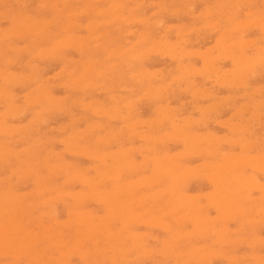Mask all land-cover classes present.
<instances>
[{"label":"rangeland","instance_id":"rangeland-1","mask_svg":"<svg viewBox=\"0 0 264 264\" xmlns=\"http://www.w3.org/2000/svg\"><path fill=\"white\" fill-rule=\"evenodd\" d=\"M16 1H17V3H16ZM20 1H21V4H20ZM54 1V2H53ZM55 1L56 0H46V2L47 3H44L45 2V0H4V2H6V4L3 2V0H2V2H1V0H0V12H1V14H4L3 12H5V14H6V12L8 11L9 12V14L10 15H8V12H7V14L6 15H0V28L2 29H4V28H6V29H4V31H6V30H9V28H11V29H13L14 30V28H16V29H18V32H16L17 30L15 29L14 31L12 30V32H10V33H13L14 35L16 34V33H18V36H17V38L15 37V36H13V35H10V33L9 34H7L6 35V33L5 32H3V30H1L0 31V38H1V40H3V41H1L0 40V43L2 44V42L5 44H0V46L3 48V50H2V48H0V52H2L3 51V54L1 55L0 54V70H3V72L1 73V71H0V74H1V76L3 77V75H5L6 74V72L8 73V75L11 73V75L8 77V78H6L8 75L6 74L5 76H4V78H2L1 76V78H0V89H2V87H4L2 90H0V93H2V95H3V92H1V91H3L4 89H5V91H6V88H8V90H10V89H12V90H10L9 92L11 93V95H9V93L8 92H6V93H4V96H2L1 94H0V99H1V97H4L3 99L5 100H3V99H1V103H0V115L2 116H0V125L2 126H0V140H1V142H0V148L3 146V144H5L7 141L9 142V141H13L12 143H6L3 147V149L5 150V148H6V150H5V152H4V150L2 151V148L0 149L3 153H5V155H7V156H4L3 155V153L1 154L2 155V157H0L1 159L0 160H2V158H3V161L4 162H6L9 158H10V160L8 161V163L6 164V163H4L3 161H0L1 163V165H0V195H2V193H3V195L2 196H0V203H2V205L0 206V208H2V207H4L5 205H9V206H11V208H12V206H13V208H14V210L12 209V211H15V208L17 207L16 205H18L19 204V206L17 207L18 209H16V212L15 213H17L16 215H15V213H11V212H9L11 209H10V207L9 206H7V207H9V209L8 208H6V209H8L7 211L9 212V213H11V216L12 215H14L13 216V220H14V218L15 217H18L19 216V218H16L15 219V221H11V219H9L11 222H10V224L11 225H8V224H6V226L7 227H9V228H11V226L13 225V223L15 224V223H17L16 221L17 220H22L21 222V224L18 222V224L19 225H22V227L21 226H16V224H15V226H16V229L18 228V227H21L22 228V230H21V228H19L18 230H21V232H18V230H15V228L14 229H12L11 228V230H15V232L14 231H11L9 228H7L6 227V229L3 227V225H5L4 224V219H5V222H9L8 221V218L10 217V214L8 213H4L5 214V218L3 217V215L1 216L0 215V218H1V220H2V217L4 218L2 221V223L0 222V244H3L5 241V243L0 247V248H8L7 246H11L12 245V247H14L15 249H17V251H19V250H22L23 251V253L21 252V251H19V252H21L22 253V255H21V253H19L20 254V256H18L19 254H18V252H17V254H16V256H15V252L14 251H16V250H14V249H10V248H8L9 249V251L8 252H6L7 250H6V248L5 249H2V250H0V264H7L8 262H10V263H13V264H15L16 262H15V258L17 259V257L19 258L20 257V259H18V261H17V264H29V263H33V264H57L58 262H56L55 263V261H59L58 260V258L60 259V258H62L61 256L63 255V256H65V254H63L64 252H66V253H70V250L69 249H71V247L72 246H75V244L74 243H76V247L79 245V244H81L82 246L80 247V246H78V248H77V250L80 248V251L82 252H80L79 250L78 251H76V248L75 247H73L71 250H74L75 249V251H71V253L70 254H73V255H69V253L68 254H66L67 256V258H66V260H64L63 259V261H61L62 259H60V261H59V264H60V262H62V264H68V262L67 263H64V262H66V261H69L71 264H94L96 261V263L97 264H112L111 262H113V264H114V262H115V264H134L135 263V261H136V263L135 264H180V263H184V264H189V263H193V264H197L198 262H200V261H202V264H247V263H251V264H257L259 261H260V264H264V257L262 258V256H264V248H263V244H264V241H262V238L264 239V223H263V221H264V218H262L261 216H262V214L264 213V210H263V208L264 207H262V206H264V169H263V167H264V157H262L263 155H264V121H263V117L260 115V117H259V114H262L263 116H264V63L261 65V62L264 60V22H260V21H256L257 22V24L260 22V23H262L261 24V29L260 28H258L257 29V27H259L260 26V23H259V25H257L256 24V22L255 21H251V20H253V19H255V18H257L256 20H260L261 18H262V20L264 21V0H250V3H249V1L248 0H245L246 2H244V5H243V2L242 1H244V0H135L136 1V3H134V0H133V2H132V0H118L117 2H116V0H89V1H87V0H81V1H79V0H57V1H61V2H64L63 4L61 3H59L58 2V4L56 5V3H57V1H56V3H55ZM71 3H70V2ZM74 1V2H73ZM87 1V2H86ZM92 1V4L90 3ZM95 1H96V3H95ZM124 1V2H123ZM222 1V2H221ZM238 1L239 2H241V3H239L238 4ZM52 2V3H51ZM72 2H73V4H72ZM85 2V3H84ZM89 2V3H88ZM105 2V3H104ZM234 2H235V5H234ZM257 2V3H256ZM9 3H10V5H9ZM18 3H19V5H18ZM30 3V4H29ZM43 5V8H42V5ZM67 3H69V4H67ZM84 3V4H83ZM89 5H88V4ZM113 3V5H111ZM119 3L121 6H123V7H121L119 4V6L117 7L116 5ZM123 5H122V4ZM138 3V4H137ZM145 3V4H144ZM153 3H156V5L155 6H153ZM163 3H164V7H163ZM8 4V5H7ZM24 4V5H23ZM40 4V5H39ZM49 4V5H48ZM51 4H55V5H51ZM60 4V5H59ZM139 4H141V5H139ZM160 4V5H159ZM251 4H253V5H251ZM47 5V6H46ZM58 5H59V7H58ZM64 5V6H63ZM65 5H67V6H65ZM76 5H77V7H76ZM87 5H88V7H87ZM94 5V6H93ZM99 5V6H98ZM187 5V6H186ZM209 5V6H208ZM47 8H46V7ZM51 6H54L53 7V9H52V7ZM72 8H71V7ZM75 6V7H74ZM109 6V7H108ZM129 6V7H128ZM138 6V7H137ZM142 6V7H141ZM208 6V7H207ZM239 6V7H238ZM248 6V7H247ZM251 6V7H250ZM48 7H51V8H48ZM57 7V8H56ZM65 7V10H63L62 11V9ZM102 7V8H101ZM110 7H112V9H110ZM115 7V8H114ZM120 7H121V9H120ZM134 8L133 10L131 9V8ZM141 7V8H140ZM163 7V8H162ZM230 7V8H229ZM245 7H247V8H245ZM254 7V8H253ZM9 10H8V9ZM11 8V9H10ZM59 8V9H58ZM71 8V10L72 11H70V10H68V9H70ZM86 8H95V9H93L94 11L96 10V12L98 13H94V11H92L91 9L90 10H88V9H86ZM100 8V9H99ZM109 8V9H108ZM122 8L123 9H125L123 12H122ZM136 8V9H135ZM137 8H139V9H137ZM237 8H239V10H237ZM240 8H241V10H240ZM250 8V9H249ZM252 8V9H251ZM20 9V10H19ZM37 9H39L38 11H37ZM57 10V12H56V10ZM85 9V10H84ZM105 9L107 10L106 12H105ZM130 9H131V11H132V15H134L135 16V18H134V16L132 17V15L130 16ZM162 9V10H161ZM167 9V10H166ZM176 9H178V10H176ZM188 9V10H187ZM192 9V10H191ZM219 9V10H218ZM228 9V10H227ZM235 9V10H234ZM249 9V10H248ZM14 10V11H13ZM78 10V11H77ZM114 11L115 13H116V15H115V13H113L112 11ZM119 10V11H118ZM161 10V11H160ZM174 10H176V11H174ZM234 10V11H233ZM3 11V12H2ZM21 12L20 14H18L19 12ZM54 11V12H53ZM60 11V12H59ZM70 11V12H69ZM75 11V12H74ZM76 11H77V13H76ZM80 11V12H79ZM85 11V12H84ZM109 11H111V12H109ZM121 11V12H120ZM134 11V12H133ZM158 11V12H157ZM166 11V12H165ZM177 11H179V12H177ZM183 11V12H182ZM72 12V13H71ZM88 12H90L89 14V16H88ZM93 12V13H92ZM120 12V13H119ZM130 14H129V13ZM153 12H155V13H153ZM173 12V13H172ZM185 12V13H184ZM203 12V13H202ZM206 12H207V14L210 12V13H212L211 14V16H206L207 14H206ZM235 12L237 13V15L235 14ZM26 13V14H25ZM57 13H59V14H57ZM75 14V16H76V20H74V18H75V16H74V14ZM80 14V16H79V14ZM82 13V14H81ZM87 15H86V14ZM101 13H103V14H101ZM106 13V14H105ZM109 13V14H108ZM110 13H112V15H110ZM134 13V14H133ZM153 13V15H151ZM199 13V14H198ZM201 13V14H200ZM210 13H209V15H210ZM249 13V14H248ZM34 14V15H33ZM43 14V15H42ZM57 14V15H56ZM60 14H62V16H60ZM65 14V15H64ZM67 14H69L67 17H65ZM92 14H94L93 15V17H91L92 16ZM108 14V15H107ZM119 14L121 15V17H119ZM136 14V15H135ZM156 14V15H155ZM198 14V15H197ZM229 14H231V15H229ZM253 14V15H252ZM13 15H14V17H16L18 20H17V22H16V18H14L13 17ZM18 15V16H17ZM19 15H20V17H19ZM26 16V17H23V16ZM28 15V16H27ZM29 15H30V18H27V17H29ZM42 15V16H41ZM58 15L60 16V17H62L61 19H60V21H58V19L60 18V17H58ZM84 15V16H83ZM123 15V16H122ZM128 15V16H127ZM218 15V16H217ZM234 15H235V17H234ZM249 15V16H248ZM4 16V17H3ZM9 16V17H8ZM56 16V18L57 19H55V20H57L56 22L58 23H56L55 22V20L53 19L54 17ZM74 16V18H73V20H74V22H76V25H75V23L73 22V20H69L70 18H72ZM112 17V19H111V17ZM115 16V17H114ZM118 18H117V17ZM130 16V17H129ZM195 16V19L193 18V17ZM204 16V17H203ZM32 17V18H31ZM34 17L37 19V20H39L40 19V21H36V19L34 20ZM43 17H44V20H42L43 19ZM53 17V18H52ZM90 17H91V19H90ZM113 17H114V21H112L113 23H111V21L108 23V21L109 20H113ZM202 17V18H201ZM208 17V18H207ZM230 17V18H229ZM51 18H52V20H51ZM65 18H69V19H66V21H65ZM115 18H117V19H115ZM122 18H125L124 20L126 21V24L128 23V22H130V24L128 23L127 25H125V23H123L124 22V20H120V19H122ZM130 18V19H129ZM132 18H134L135 20L133 21V20H131ZM246 18V19H245ZM12 19H13V21H12ZM20 19H25V20H21L20 21ZM29 19V20H28ZM128 19V20H127ZM139 19H140V21H139ZM148 19V20H147ZM241 19V20H240ZM4 20V21H3ZM27 20V21H26ZM33 20V21H32ZM104 20H106V22L104 21ZM108 20V21H107ZM115 20L117 21V22H115ZM131 20V21H130ZM147 20V21H146ZM219 20V21H218ZM261 20V21H262ZM12 21V22H11ZM18 21H19V23H18ZM28 21H30V23L28 24H26V22H28ZM44 22V24H45V27L47 28V32L45 33L44 31H46V29L43 27L44 25L42 24L43 22ZM46 21H49L48 23H46ZM51 21H53L52 23H50ZM72 22L73 24L71 25V23H69V22ZM94 21H99L98 23H96V22H94ZM123 21V22H122ZM161 21H162V23H161ZM222 21V22H221ZM227 21V22H226ZM241 21V22H240ZM249 21V22H248ZM251 21V22H250ZM16 22V23H15ZM21 22H23V23H21ZM32 22H35V24L34 23H32ZM37 22V23H36ZM38 22H41V23H38ZM55 22V23H54ZM69 24H68V23ZM92 22H94V23H92ZM132 22V23H131ZM156 22V23H155ZM158 22V23H157ZM160 22V23H159ZM232 22H233V24H232ZM241 24H240V23ZM255 22V23H254ZM88 23H90V25L88 24ZM92 23V24H91ZM103 23V24H102ZM122 23H123V25H122ZM145 23V24H144ZM216 23H218V24H216ZM242 23L244 24V25H242ZM245 23H250L251 25H248V24H246L245 25ZM256 24V25H254V24ZM16 24L18 25H20V27H18V26H16ZM32 24H34L33 25V27H32ZM37 24H39V25H37ZM56 24V25H55ZM62 24V25H61ZM67 24H68V26H67ZM80 26H79V25ZM86 24H88L89 26H87ZM100 24V25H99ZM152 24H154V25H152ZM158 24V25H157ZM159 24H160V26H159ZM162 24V25H161ZM177 25V27L178 28H176V25ZM207 24H210L211 26H209L208 27V25ZM214 24H215V27H214ZM11 25V26H10ZM22 25H25V26H22ZM29 25H31V27L29 26ZM35 25L37 26V27H35ZM60 25H61V27L62 28H60ZM170 25H173L172 27H169V30H167L168 29V26H170ZM175 25V26H174ZM201 25V26H200ZM13 26H16V27H13ZM28 26H29V28L30 29H28ZM43 27L44 29H39L38 27ZM50 26V27H49ZM66 26V27H65ZM74 26V27H73ZM86 26V27H85ZM98 26V27H97ZM183 26V27H182ZM202 26H204V27H202ZM220 26V27H219ZM233 26H234V28L235 29H237V30H239L240 28H241V30H239V31H237V30H235L234 28H233ZM236 26V27H235ZM241 26V27H240ZM256 28H255V27ZM9 27V28H8ZM21 27H22V29H21ZM25 27V28H24ZM37 28V30L33 33L32 32V30H34L35 28ZM41 27V28H42ZM76 27V28H75ZM85 27V28H84ZM89 27H90V32H93V33H89ZM94 27V28H93ZM97 27V28H96ZM108 27V28H107ZM121 27V28H120ZM200 27V28H199ZM212 27V28H211ZM243 27V28H242ZM8 28V29H7ZM24 28V29H23ZM34 28V29H33ZM65 28V29H64ZM67 28V29H66ZM80 28V29H79ZM82 28V29H81ZM96 28V30H94ZM119 28H120V30H119ZM170 28L172 29V30H170ZM184 28H185V30H184ZM192 28V29H191ZM201 30H199V29ZM210 28V29H209ZM214 28V29H213ZM233 28V29H232ZM239 28V29H238ZM247 28V29H246ZM10 29V30H11ZM27 31H26V30ZM38 29H39V31H38ZM107 29V30H106ZM207 29V30H206ZM229 29V30H228ZM253 29H255V30H253ZM21 30V31H20ZM25 30V31H24ZM31 31V32H29V31ZM40 30H41V32H40ZM67 30H71V31H67ZM114 30H116V31H114ZM167 30V31H166ZM179 30V31H178ZM195 30V31H194ZM205 30V31H204ZM215 30H217V31H215ZM243 30H245L244 32H243ZM257 30V31H256ZM263 30V31H262ZM22 31H24V32H22ZM51 31V32H50ZM62 31V32H61ZM64 31H67V32H64ZM75 31V32H74ZM107 33H106V32ZM131 31V32H130ZM141 31V32H140ZM199 31H200V33H199ZM215 31V32H214ZM223 31H225V32H223ZM235 31V32H234ZM3 32V33H2ZM7 32V31H6ZM16 32V33H15ZM21 32H22V34H21ZM30 33V35H31V38H30V35H28V38L27 37H25V39H24V34H26V33ZM36 32H39L40 34H41V36H42V38H41V36L39 35V33L37 34ZM129 32V33H128ZM178 32V33H177ZM190 32V33H189ZM194 32V33H193ZM212 32V33H211ZM5 33V34H4ZM33 33V34H32ZM72 33H74L73 35H79L78 36V38L80 37H82L83 39H86V40H82V39H78V38H75L74 36H71L72 35ZM105 33V34H104ZM119 33H121V35L119 34ZM127 33H128V35H127ZM167 33V34H166ZM179 34L178 35V38H177V34ZM189 33V34H188ZM191 33H193V34H191ZM211 33V34H210ZM240 33V34H239ZM1 34H4L3 35V37H2V35ZM20 34V35H19ZM43 34V35H42ZM45 34V35H44ZM50 34V35H49ZM58 36H57V35ZM66 34H68V35H66ZM89 34V35H88ZM101 36H100V35ZM123 34H126V35H124V37H123ZM141 36H140V35ZM146 34H147V36H146ZM176 34V35H175ZM198 34V35H197ZM225 34V35H224ZM245 34V35H244ZM5 35H6V37H5ZM33 35H35V37H36V39H38V40H36V39H34V40H32V36ZM51 35H55L56 37H54V36H51ZM66 35V36H65ZM70 35V37H68ZM91 35V36H90ZM99 35V36H98ZM107 35V36H106ZM119 35L122 37V39H121V37H119ZM163 35V36H162ZM223 35H224V37H223ZM231 35H232V37H231ZM240 35V36H239ZM11 36H13V38L11 37ZM23 36V37H22ZM61 36V37H60ZM65 36V37H64ZM98 36V37H97ZM169 36V37H168ZM181 36H182V38H181ZM185 36V37H184ZM237 36H239V37H237ZM244 36V37H243ZM11 37V38H10ZM14 37L16 38V40L14 39ZM34 37V36H33ZM34 37V38H35ZM52 37V38H51ZM58 37V38H57ZM77 37V36H76ZM89 37V38H88ZM125 37H126V39H125ZM140 37V38H139ZM141 37H142V39H141ZM144 37V38H143ZM147 37V38H146ZM148 37H150L149 39H148ZM163 37V38H162ZM202 37V38H201ZM227 37H229V38H227ZM243 39H242V38ZM2 38H6L5 40L4 39H2ZM30 38V39H29ZM57 38V39H56ZM66 40H65V39ZM71 38V39H70ZM88 38V39H87ZM96 38V39H95ZM110 38H112L111 40H110ZM114 38H115V40L116 41H114ZM117 38H118V40H117ZM165 38V39H164ZM201 38V39H200ZM218 38H220V39H218ZM222 38V39H221ZM223 38H224V40H223ZM226 38V39H225ZM232 38V39H231ZM62 39H64L65 41H67V42H65L64 43V41L62 42L61 40ZM77 39H78V41H77ZM93 39V40H92ZM139 39V40H138ZM155 39V40H154ZM199 39V40H198ZM218 39V40H217ZM229 39V40H228ZM242 39V40H241ZM12 40V41H11ZM32 40V41H31ZM50 42H49V41ZM55 40V41H54ZM74 40V42H72ZM81 40V44L79 43V41ZM148 41L149 40V42L147 43L146 41ZM185 40V41H184ZM215 40H216V42H217V45L215 44ZM222 42H221V41ZM225 40H227V41H225ZM231 40V41H230ZM238 40V41H237ZM248 40H250V42L248 41ZM255 40H257V41H255ZM11 41V42H13L12 44L10 43L9 44V42ZM36 41H38L37 42V44H36ZM41 41H42V43H41ZM59 41V43H55V42H58ZM76 41V42H75ZM86 41H88V42H86ZM101 41V42H100ZM135 41H137L136 43H134ZM140 41V42H139ZM142 41V42H141ZM143 41H145V42H143ZM155 42L154 44L152 43V42ZM162 41V42H161ZM184 41V42H183ZM218 41H220V42H218ZM240 41V42H239ZM242 41V42H241ZM244 41H246V42H244ZM8 42V43H7ZM33 42H35V44L33 43ZM44 42V43H43ZM49 42V43H48ZM116 42V43H115ZM124 42V43H123ZM161 42V43H160ZM170 42H173V43H171V46H170ZM176 42H178V43H176ZM237 42V44L239 43V45L238 46H236L237 44H235V43ZM7 43V44H6ZM30 43H32V44H30ZM53 43H54V45H53ZM62 43H63V45H62ZM71 43H74V44H71ZM97 43H102V45H100V44H98L97 45ZM133 43V44H132ZM181 43V44H180ZM185 43H187V44H185ZM219 43V44H218ZM221 43V44H220ZM231 43V44H230ZM243 43V44H242ZM249 43H251V45L249 44ZM58 44V45H57ZM70 44V45H69ZM77 44H80V45H77ZM85 46V47H87V48H85V47H83V45ZM88 44V45H87ZM95 44H96V46H95ZM135 44H136V46H135ZM151 44H153V45H151ZM158 45V46H156L155 48H153L152 46H154V45ZM167 44V45H166ZM173 44V45H172ZM223 44H224V48H223V50H221L222 49V47H223ZM225 44H227V45H225ZM234 44V45H233ZM241 44H242V46H244V48H246V50L241 46ZM6 45H10L9 47H13V48H8V46H6ZM13 45V46H12ZM55 45H57L56 47H55ZM66 45H68V47L66 46ZM73 46V47H69V46ZM100 45V46H99ZM121 46V48H123V52H121L122 51V49L120 48V46ZM161 45V46H160ZM165 45V48L163 47ZM214 45V46H213ZM233 45V46H232ZM249 45V46H248ZM252 45H254V46H252ZM17 46V47H16ZM29 46V47H28ZM31 46H33V48H31ZM37 46H38V48H37ZM54 46V47H53ZM66 46V47H65ZM77 48H76V47ZM98 46V47H97ZM131 46H133V47H131ZM160 46V47H159ZM170 46V47H169ZM176 46V47H175ZM210 46V47H209ZM213 46V47H212ZM217 46H218V48H217ZM232 46V47H231ZM246 46V47H245ZM258 46H259V48H261V49H258ZM20 47V48H19ZM23 47V48H22ZM25 47V48H24ZM35 47V48H34ZM53 47V48H52ZM63 47H65L66 49L64 50V52L62 53V55H61V58H62V60H61V58H60V54H61V52L63 51L61 48H63ZM79 47V48H78ZM80 47H81V49L82 50H80ZM131 47V48H130ZM141 47V48H140ZM146 48V52L145 51H142V50H145V48ZM151 47L153 48V50H150L151 49ZM169 47V50L167 49L166 50V48H168ZM172 47V48H171ZM173 47H174V51H176V52H174L173 51ZM212 47V48H211ZM216 49H218V50H215V48ZM221 47V48H220ZM227 47V48H226ZM230 47V48H229ZM263 47V48H262ZM7 48V49H6ZM14 48H16V50L14 49ZM22 48V49H21ZM27 48V49H26ZM29 48H30V50H29ZM43 48V49H42ZM46 48V49H45ZM51 48L55 51L57 48H59V49H57V50H59V51H56V52H54V51H51ZM70 48V49H69ZM74 48V49H73ZM105 48H107L106 50H108V51H106L105 52ZM140 48V49H139ZM143 48V49H142ZM159 48V49H158ZM162 48V49H161ZM181 48V49H180ZM207 48V51L205 50ZM240 48H241V50H240ZM256 48V49H255ZM11 49H13V50H15V52L13 51V50H11ZM33 49V54H31L32 53V50ZM37 49H40V51L39 50H37ZM45 49V50H44ZM64 49V48H63ZM77 49L80 51H77ZM86 49V50H85ZM104 50V52H103V50ZM112 49V51L110 52V50ZM114 49H117V50H114ZM126 49H128V50H126ZM132 51H131V50ZM138 49V50H137ZM165 49V50H164ZM171 49V50H170ZM178 49V50H177ZM184 49V50H183ZM228 49V50H227ZM239 49V50H238ZM248 49V50H247ZM263 49V50H262ZM25 50V51H27V53L25 54V51L23 52V51ZM30 51V53H29V51ZM42 50H44L45 52H46V54L48 53V51H49V54H47V55H45V56H42V53H43V55H44V51H42ZM46 50H48V51H46ZM89 50H90V52H89ZM98 50V51H97ZM113 50H114V52H113ZM131 52H130V51ZM148 50H150V52H152L151 53V55H148V54H150V52L148 51ZM161 50V51H160ZM204 50V52H201V51H203ZM210 50H212V52H209ZM215 52H214V51ZM225 50H227L228 51V53L225 51ZM262 52H261V51ZM20 51V53H19V55H18V52ZM23 52V54H21L22 52ZM50 51H51V53H50ZM61 51V52H60ZM82 51V52H81ZM93 51V52H92ZM116 51H117V53H120L119 54V56H117L118 54L116 53ZM124 51H129V52H124ZM136 51V52H135ZM138 51H140V52H138ZM157 51V54H155L154 52H156ZM159 51V52H158ZM171 52V51H173V52H171V56H170V53L169 52ZM180 51V52H179ZM182 51H184L183 53H182ZM185 51L186 52H191V54L189 55V59H188V54L189 53H186L187 55H186V57H185ZM195 53H194V52ZM230 51V52H229ZM233 53H232V52ZM257 51H259V52H257ZM37 52V53H36ZM41 52V53H40ZM79 52V53H78ZM95 52V53H94ZM138 52V53H137ZM163 52H165V53H167L168 52V54H169V56L168 55H166V54H164ZM200 52V53H199ZM206 52V53H205ZM221 53V55H222V53H224L225 54V56H224V54H223V57H221V55L220 56H217L218 54H220ZM241 52H243V53H241ZM4 53H5V56H4ZM29 53V54H28ZM37 54V55H35V56H37L38 58L36 59V57L34 56V54ZM53 53H54V55H53ZM109 53H110V55H109ZM111 53H112V55H111ZM115 53V54H114ZM124 53H125V55H124ZM142 54V55H144V57L142 58V55H141V57H140V54ZM144 53V54H143ZM147 53V54H146ZM159 53H161V54H159ZM164 54V57H163V54ZM172 53H174L173 55H172ZM179 53V54H178ZM181 53V54H180ZM197 53H199V54H197ZM203 53V55H201ZM232 53V54H231ZM19 56V58H18V60H16L17 59V55ZM53 55V56H51V55ZM90 54V55H89ZM105 54V55H104ZM114 54V55H113ZM127 54V55H126ZM129 54H130V56H129ZM139 55V56H137V55ZM153 54V55H152ZM197 54V55H196ZM206 54H209V55H206ZM212 54V55H211ZM227 54H229L228 56H227ZM241 56H243V57H246V58H243V60L244 61H242V62H238L237 60L238 59H240V58H242V57H240V55ZM255 54V55H254ZM12 55V56H11ZM33 55V56H32ZM48 55H50L51 56V58L53 57L54 58V60H53V58L51 59L50 57L48 58ZM55 55H58L59 57L58 58H60V59H56L57 57L55 56ZM64 55H65V57H64ZM93 55V56H92ZM103 55H104V57H103ZM109 55V56H108ZM124 55V56H123ZM132 55H134L133 57H131ZM155 55V56H154ZM157 55V56H156ZM177 55V56H176ZM180 55H181V58H180ZM184 55V56H183ZM196 55V56H195ZM199 55V56H198ZM211 55V56H210ZM216 55V56H215ZM232 55V56H231ZM235 55V57H233ZM246 55V56H245ZM263 55V56H262ZM1 56H3V58L1 57ZM22 56V57H21ZM27 56V57H26ZM55 56V57H54ZM63 56V57H62ZM102 56V57H101ZM115 56H117L116 58H115ZM161 56V57H160ZM167 56V57H166ZM183 56V57H182ZM193 56V57H192ZM196 58H195V57ZM198 56V57H197ZM227 56V58H225ZM261 56V57H260ZM8 58L7 60H6V58ZM9 57H11L10 59H9ZM42 57V58H41ZM44 57H45V59H44ZM106 57V58H105ZM112 57V58H111ZM119 57H122V60H123V62H122V60H120L121 58H119ZM125 57H126V59H125ZM127 57H129L128 59H127ZM133 58V59H131V58ZM138 57H140L139 59H140V61L142 60V59H144V61L141 63L139 60H138ZM177 57V58H176ZM203 57L205 58V59H203ZM215 57L219 60V61H215V60H217V59H215ZM232 57V58H231ZM247 57H248V59H247ZM35 58V59H34ZM40 58H41V60H40ZM47 58V59H46ZM65 58V59H64ZM98 58H99V60H98ZM108 58V59H107ZM136 58V59H135ZM142 58V59H141ZM149 58V59H148ZM161 58V59H160ZM163 58V59H162ZM202 58V59H201ZM212 58V59H211ZM221 58V59H220ZM229 58V59H228ZM260 58L262 59L261 61H260ZM12 59H13V61L14 60H16V62L14 63V64H12L13 62H11L12 61ZM39 59V60H38ZM50 59V60H49ZM64 59V60H63ZM67 59V60H66ZM68 59H70V60H68ZM72 59H73V61H74V63H73V61H72ZM78 59V60H77ZM88 59H89V61L90 62H86V61H88ZM95 59V60H94ZM107 59V61H105V60ZM114 59V60H113ZM146 59V60H145ZM173 59V60H172ZM176 59V60H175ZM179 61H178V60ZM182 59H183V61H182ZM206 59H207V61H206ZM222 59L224 60V61H222ZM227 59V60H226ZM234 59V60H233ZM250 59V60H249ZM104 60V61H103ZM130 60V61H129ZM138 60V61H137ZM229 60V61H228ZM247 60V61H246ZM253 60V61H252ZM259 61V63H258V61ZM17 61H18V63H17ZM33 61V62H32ZM51 61V62H50ZM62 61V62H61ZM75 61H79V65H78V63L76 62V64H75ZM81 61V62H80ZM102 61V64H103V67H101L102 66V64L101 63H99V62H101ZM126 61H128V62H126ZM133 61V62H132ZM134 61H136V62H134ZM170 61H171V63H170ZM182 61V62H181ZM189 61V62H188ZM204 61V63L206 64V65H204V63H202ZM211 61V64L209 63ZM216 63H215V62ZM222 61V62H221ZM237 61V62H236ZM250 61L251 62H253L254 64H251V65H248V63L250 64ZM254 61H256V62H254ZM8 63L9 65H7V66H3V63L5 64V63ZM10 62H11V64H10ZM20 62H21V64H20ZM29 62V63H28ZM85 62V63H84ZM140 62V63H139ZM158 62V63H157ZM179 62V63H178ZM196 62V63H195ZM208 62V63H207ZM224 62V63H223ZM236 62V63H235ZM247 63V64H245V65H248V66H246L245 67V65H243L244 63ZM264 62V61H263ZM17 63V64H16ZM82 63V64H81ZM84 63V64H83ZM88 63L90 64V66L91 65H93L94 66V70H96V71H98L97 73H98V75L96 74V78L97 79H94V77H95V72L93 71V69H91L92 68V66L90 67H88ZM106 63H107V67H105V65H106ZM117 63H118V65H117ZM128 63V64H127ZM132 65H131V64ZM149 63V64H148ZM215 63V64H214ZM243 63V64H242ZM256 63H257V65H256ZM20 66H19V65ZM34 65L33 67L30 65V66H28L27 67V65ZM87 64V65H86ZM141 64H144V65H141ZM181 64V65H180ZM184 64V65H183ZM191 64H192V66H191ZM213 64V65H212ZM221 64V65H220ZM259 64V65H258ZM80 65H81V67H82V71L83 70H86L87 68L86 67H88V69L86 70V73L88 74L89 72V74L87 75L85 72V74H83V72L81 73V71H80ZM100 65V66H99ZM109 65V66H108ZM110 65H112L111 67H110ZM131 65V66H130ZM178 65H179V67H178ZM202 65H203V67L205 66V68L208 66H210L209 68L207 67V69H203L202 68ZM237 65H239V66H237ZM39 66H40V68H39ZM41 66H43L42 68H41ZM64 66H66V70L63 68ZM73 66H74V68H73ZM76 66H78V67H76ZM86 66V67H85ZM117 66V67H116ZM130 66V67H129ZM145 68H144V67ZM255 66V67H254ZM7 67V68H6ZM33 68V70H32V68ZM44 67H45V69H44ZM84 67V68H83ZM100 67H101V69H100ZM105 67V68H104ZM111 69H110V68ZM112 67H114L116 70H117V72H115L116 70L114 69V68H112ZM119 67L121 68L120 70H119ZM140 67V68H139ZM181 67V68H180ZM183 67H186V68H188L190 71L188 72V75L189 74H191V76L189 75V77H188V75L186 76L185 74H187L186 72H185V70L186 71H188V69H186V68H183ZM192 67V68H191ZM213 67H215V68H213ZM258 69H257V68ZM260 67V68H259ZM4 68H6L5 70H4ZM31 68V69H30ZM38 68V69H37ZM51 68V69H50ZM78 70H77V69ZM127 68H128V70H127ZM131 68V69H130ZM173 68V69H172ZM179 70H178V69ZM183 68V69H182ZM197 68H202L203 70H199L198 72H197ZM235 68H237V69H235ZM240 68H243V69H240ZM247 68V69H246ZM251 68H252V70H251ZM37 69V70H36ZM41 69H44V70H41ZM60 69H63L65 72L63 73V75H62V72H63V70L62 71H60ZM100 69V70H99ZM123 69V70H122ZM137 69V70H136ZM140 69H142V71H140ZM183 70V71H180V70ZM185 69V70H184ZM192 69V70H191ZM195 69H196V72H193V71H195ZM208 69H210V71L208 70ZM218 70V73L216 72L217 70ZM220 69V70H219ZM222 69V70H221ZM230 69V70H229ZM232 69V70H231ZM234 69V70H233ZM11 70H12V72H11ZM31 70V71H30ZM38 72L39 71V73L37 74V75H39L40 74V76H36L35 74H36V71ZM92 70V71H91ZM109 70H111V72L109 71ZM114 72H113V71ZM146 70H149V72L148 71H146ZM205 70V72H206V70H208L209 72L208 73H211V72H213V70H214V72L213 73H211V74H205V72H204V74H203V71ZM216 70V71H215ZM241 70H243V71H241ZM247 70H248V72H247ZM5 71V72H4ZM8 71H10V72H8ZM43 71H45V72H43ZM71 71H75V72H72V73H74V74H72V76H71V74H70V72ZM89 71V72H88ZM101 71H102V74H101ZM103 71H105V75H104V72ZM106 71H109V72H106ZM144 71H146V72H144ZM151 71V72H150ZM154 71H155V73H154ZM178 73H177V72ZM192 71V72H191ZM227 72V77L225 76L224 77V75H223V73L224 74H226V72ZM235 71H236V73H239V72H242V73H239L240 75H238V74H236L235 73ZM253 71V72H252ZM19 72V73H18ZM28 72V73H27ZM34 72H35V74H34ZM43 72V73H42ZM67 72H69L68 74H67ZM121 72V73H120ZM140 72V73H139ZM156 72H158V73H156ZM162 72V73H161ZM181 72V73H180ZM183 72V73H182ZM191 72V73H190ZM215 72H216V75H215ZM230 72V73H229ZM233 72H234V74H235V76H233L234 74H233ZM5 73V74H4ZM112 73V74H111ZM138 73H139V75H138ZM142 73V74H141ZM145 73H147V75H148V77L147 76H143ZM153 73V74H152ZM177 73V74H176ZM180 73V74H179ZM195 73V74H194ZM196 73L198 74V75H196ZM229 73V74H228ZM231 73H232V75H231ZM251 73V74H250ZM3 74V75H2ZM29 74H31V76H30V78L28 77L29 76ZM32 74H34L35 76H32ZM42 74V75H41ZM61 74V76H59V75ZM67 74V75H66ZM70 74V75H69ZM82 74V75H81ZM133 75V77L132 78H130V76H132ZM134 74H137V75H134ZM149 74H150V76L152 77V79H150L151 77H149ZM153 76H152V75ZM159 74V75H158ZM168 74V75H167ZM179 74V75H178ZM244 74H247V75H245V76H243ZM14 75V76H13ZM20 75H22L21 76V78L19 77ZM26 75H28V76H26ZM58 75V76H57ZM84 75V76H83ZM85 75H87V76H85ZM94 75V76H93ZM101 75H104V77H108L107 79L106 78H104L103 79V77L101 76ZM141 75V76H140ZM146 75V74H145ZM157 75V76H156ZM162 75V76H161ZM174 75H177V77L176 76H174ZM203 75V76H202ZM205 75L206 76H208L209 77V79H211V81L208 79V77H205ZM221 75V76H220ZM230 75V76H229ZM44 76V77H43ZM53 76V77H52ZM56 76V77H55ZM73 76H74V78H73ZM79 76V77H78ZM82 76V77H81ZM100 76V77H99ZM117 77V79L118 80H116V77ZM135 76V77H134ZM160 76H161V78H160ZM175 78H174V77ZM197 76V77H196ZM232 76H233V78H232ZM236 76H238V77H236ZM240 76L245 80V79H247V80H245V81H242V78H240ZM247 76V77H246ZM253 76V77H252ZM11 77H13L14 78V80L16 79L17 81H21L20 83H22V81H24L25 79H27V80H25L24 82H23V84H22V86H23V88L21 87V85H19V83L18 82H16V80L14 81L13 80V78L11 79ZM16 77H18V78H20V80H18V78H16ZM22 77H23V79H22ZM24 77H25V79H24ZM27 77V78H26ZM33 77H35V78H33ZM51 79H49V78ZM102 77V78H101ZM112 77V78H111ZM193 79H192V78ZM216 77H218V78H216ZM220 77V78H219ZM234 77H236V78H234ZM39 78V79H38ZM53 78V79H52ZM79 79V80H76V79ZM82 78H84V79H87L86 81L84 80V79H82ZM93 78V79H92ZM147 78H148V80H147ZM158 80V78H160L159 79V81H157L156 79ZM171 78H172V81L174 80V82H171ZM174 78V79H173ZM176 78L179 80H177L176 81ZM189 78V79H188ZM225 78H227V79H225ZM231 78V79H230ZM239 78V79H238ZM6 79H8V82L6 81ZM38 79V80H37ZM44 79V80H43ZM45 79H48V80H45ZM57 79V80H56ZM74 79V80H73ZM109 79V80H108ZM135 79H137L138 80V82L140 81V79H142V81H140L139 83L135 80ZM195 79V80H194ZM208 79V81H205V80H207ZM216 79H217V81H216ZM227 80L226 82H225V80ZM234 80V82H235V84L233 83V80ZM2 80V81H1ZM5 80V81H4ZM9 80H11V81H9ZM31 80V81H30ZM33 80V81H32ZM54 80V81H53ZM56 80V81H55ZM72 80L75 82V80H76V83L79 81V83L81 82V81H85L86 82V84H84L85 82L83 81V82H81L80 84H73V82H72ZM95 80V81H94ZM162 80V81H161ZM185 80V81H184ZM187 80V81H186ZM193 80V83L195 84L194 86L193 85H191L194 89H192V90H197V91H191V89L189 90L188 88H192V87H190V85L189 84H193L191 81ZM215 80V81H214ZM222 80V81H221ZM230 80V82H229V84H227V82ZM232 80V81H231ZM239 80H240V82L242 83V85L241 84H239L240 82H239ZM249 80V81H248ZM16 82V83H14V82ZM27 81V82H26ZM98 81V82H97ZM118 81V82H117ZM148 81H150V83L148 82ZM168 81V82H167ZM183 81V82H182ZM221 81V82H220ZM10 82H11V86H10ZM26 82V83H25ZM30 83V84H28V87H27V83ZM31 82H35V83H31ZM48 82V83H47ZM72 82V83H71ZM97 82V83H96ZM112 82H114V83H112ZM134 82H136V83H134ZM142 82V83H141ZM175 82H177V83H175ZM187 82V86H186V83ZM203 82H206V83H203ZM246 82V83H245ZM7 84L6 86H5V84ZM12 83H14V84H12ZM18 83V85L20 86H18V85H16L15 86V84H17ZM37 83V84H36ZM42 83V85L44 84L45 86H46V88L45 87H43L42 85H40ZM46 83V84H45ZM61 83L63 84V85H61ZM89 83H91L93 86L91 87V84H89ZM100 83L102 84L101 86H100ZM121 83V84H120ZM138 83V84H137ZM147 83L149 84V85H147ZM173 83V84H172ZM179 83V84H178ZM216 83H218V84H216ZM224 84V86L222 85V87H221V85L220 84ZM238 83V84H237ZM58 84V85H57ZM60 84V85H59ZM70 86V87H68V85ZM73 84V85H72ZM82 84V85H81ZM111 84V85H110ZM115 84V85H114ZM120 84V85H119ZM170 84V85H169ZM172 84V85H171ZM178 86H177V85ZM181 84V85H180ZM203 84H204V86H203ZM226 84L229 86L230 84L232 85H230V88H227V86H226ZM246 84V85H245ZM26 85V88L24 87ZM55 85H56V87H55ZM65 85V86H64ZM67 85V86H66ZM79 85H81V87L79 86ZM90 85V86H89ZM98 85H99V87H98ZM108 85H110V86H108ZM185 85V86H184ZM9 86V87H8ZM15 86V87H14ZM35 86V87H34ZM41 86L43 87V88H41ZM52 86V87H51ZM87 86H89V87H87ZM108 86V87H107ZM115 86V87H114ZM119 86V87H118ZM124 87V89L122 88V87ZM148 86H149V88H148ZM162 87V89H160L161 87ZM170 88H169V87ZM177 86V87H176ZM201 86V87H200ZM213 86V87H212ZM215 86V87H214ZM226 86V87H225ZM236 86H237V88H236ZM242 86V87H241ZM246 88H244V87ZM247 86H249L248 88H247ZM11 87V88H10ZM36 87H38V88H41L40 90L38 89V88H36ZM50 87H51V90H50ZM61 87V88H60ZM64 87V88H63ZM66 87V88H65ZM72 87V88H71ZM84 87H87L86 89H84ZM106 87V88H105ZM112 87V89L113 90H111L110 88ZM160 87V88H159ZM164 87V88H163ZM165 87H166V89H165ZM174 88V91H173V88ZM195 87H196V89H195ZM199 87V88H198ZM219 87H221V88H219ZM223 87H224V89H223ZM232 87V88H231ZM69 88V89H68ZM83 88L84 90H86V91H84L83 89H82V91H81V89ZM108 88V90L109 91H106V89ZM127 88V89H126ZM133 88V89H132ZM140 88V89H139ZM151 88H153V90H157V92H155L154 91V93H153V90H152V92H150V89ZM155 88V89H154ZM168 88V89H167ZM182 88V89H181ZM206 88V89H205ZM250 88V89H249ZM255 88H258V91L256 92L255 91ZM259 88H261L260 89V91H259ZM26 89V90H25ZM37 90V92L34 90ZM45 90L46 91V93H41V92H38V90L39 91H43V90ZM47 89H49V91H50V94L49 95H47L48 93H49V91L47 90ZM74 89V90H73ZM80 89V90H79ZM116 89V90H115ZM121 89H123L124 91H122ZM128 90V91H126V90ZM160 89V90H159ZM184 89V90H183ZM208 89V90H207ZM210 89V90H209ZM228 89V90H227ZM7 90V91H8ZM79 90V91H78ZM111 90V91H110ZM115 90V91H114ZM121 90V91H120ZM162 90V91H161ZM179 90H181V91H179ZM187 90V91H186ZM206 90H207V93L208 94H204V93H206ZM212 90V91H211ZM257 90V89H256ZM263 90V91H262ZM29 91H32V92H34L35 94H36V97H35V94L34 93H32V92H29ZM44 91V92H45ZM105 91V92H104ZM130 91H132V92H130ZM159 91H161V92H159ZM167 92V93H165V92ZM169 91V92H168ZM200 91H203V92H200ZM205 91V92H204ZM262 91V92H261ZM85 92V93H84ZM98 92V93H97ZM135 92V93H134ZM144 92V93H143ZM145 92H149L147 95H148V98H147V96H146V94H145ZM171 92H174V93H171ZM180 92V93H179ZM259 92V93H258ZM27 93H29V94H27ZM37 93H38V98H37ZM131 93V94H130ZM154 95H153V94ZM179 95H178V94ZM194 93V94H193ZM201 93H203L205 96H202L203 94H201ZM249 93H251V94H249ZM261 93H262V95H261ZM8 94V95H7ZM23 94H25V95H23ZM30 94H32V95H30ZM44 94H45V96H44ZM155 94H158V95H155ZM160 94V95H159ZM192 94V95H191ZM199 94H201V96L199 95ZM233 94H235V95H233ZM241 94V95H240ZM246 94H248L247 96H246ZM16 95V96H15ZM68 95H69V98H68ZM145 95V96H144ZM153 95V96H152ZM166 95H168V96H166ZM194 95H199V96H195L194 97ZM208 95H213V96H211V98H210V96H208ZM233 95V96H232ZM238 95H240V97L238 96ZM242 95H245V97L246 98H242L241 96ZM258 95V96H257ZM7 96H9L8 98H7ZM17 97V96H21V97H17V99L15 98V97ZM30 96H31V99L32 98H34V99H32V100H30L29 98H30ZM49 96V97H48ZM50 96H53V97H57L56 98V100H51V99H53V97H51L50 98ZM65 96H67V97H65ZM77 96V97H76ZM121 96V97H120ZM133 96V97H132ZM152 96V97H151ZM163 96V97H162ZM192 96H193V98H192ZM217 96V97H216ZM230 98H229V97ZM12 97V99H14V100H11L10 98ZM46 97H48L49 98V101L51 100V102L52 101H54V103H55V101L56 102H58V100L57 99H59V102H63V103H66V104H63V106L61 105V104H59L58 106H56V103H55V105L53 104V103H51V102H49L50 104H48L47 103V100L45 99ZM63 97H65L64 98V100L62 101V99H63ZM83 97V98H82ZM113 97V98H112ZM118 97V98H117ZM137 97H138V99H137ZM139 97H141V98H139ZM154 97H156V99L154 98ZM202 97V98H201ZM204 97H205V99H204ZM213 97V98H212ZM220 97V98H219ZM223 97L224 98H226V97H228V98H226L225 100H223ZM235 97V98H234ZM26 98V100H24ZM29 100H28V99ZM43 98V99H42ZM54 98V99H55ZM125 98V99H124ZM136 98V99H135ZM142 98H144V99H142ZM154 98V99H153ZM160 98V99H159ZM198 98H200V99H198ZM222 98V99H221ZM238 98V99H237ZM250 98V99H249ZM251 98H252V100H251ZM40 99H41V101H40ZM73 99H74V101H73ZM76 99V100H75ZM83 99V100H82ZM114 99V100H113ZM123 101H122V100ZM132 99H133V101H132ZM146 99V100H145ZM148 99H150V100H148ZM158 99L160 100V101H158ZM161 99H164V100H161ZM191 99V100H190ZM198 99V100H197ZM203 99V100H202ZM229 99H231V100H228ZM28 100V101H27ZM80 100V101H79ZM93 100L95 101V100H97V104L98 105H96V101L94 102V104L92 103L93 102ZM112 100V101H111ZM135 100V101H134ZM140 100V101H139ZM195 100V101H194ZM214 100V101H213ZM31 103H30V102ZM33 101V102H32ZM36 101V102H35ZM65 101V102H64ZM79 101V102H78ZM116 101V102H115ZM125 101V102H124ZM170 101V102H169ZM194 101V102H193ZM222 101H224L223 102V104L225 105L227 102H228V105H229V107H224V108H222L224 105L222 104ZM261 101V102H260ZM263 101V102H262ZM40 102H43L42 104L40 103ZM58 102V103H59ZM70 102V103H69ZM79 103V105H78V103ZM119 102V103H118ZM129 102V104L130 105H128L127 103ZM130 102H133V103H136V105L135 104H131ZM141 102V103H140ZM214 102V103H213ZM216 102V103H215ZM231 102V103H230ZM251 102V103H250ZM255 102H257V104H258V106L257 105H255L254 106V104H255ZM5 103H7V105H8V103H10L8 106H10L7 110H6V108L8 107V106H6V104ZM13 103V104H12ZM37 103H38V105H37ZM44 103H47V104H44ZM71 103H72V105H71ZM93 104L94 105V107H92V108H89V105L90 104ZM117 105H116V104ZM184 103H185V105H184ZM211 103H212V105H211ZM219 104V106H216V105H218ZM252 105V103H253V106H251L250 104ZM28 104H30V106L28 105ZM41 104V105H40ZM85 104H86V106H85ZM87 104H88V106H87ZM91 104V105H92ZM127 104V105H126ZM198 104V105H197ZM203 104V105H202ZM213 104L216 106V107H218V108H216V107H214L213 106ZM220 104H222V105H220ZM243 104V105H242ZM11 105H13L12 107H11ZM19 105V106H18ZM20 105H23L22 106V108L24 109H26L27 107H29V109L27 110V111H23V109L20 107ZM43 105V106H42ZM47 105H49L50 107H52L51 109L49 108V106H47ZM61 105V106H60ZM66 105H67V107H66ZM90 105V106H91ZM123 105V106H122ZM125 105V106H124ZM165 105H167L168 106V108L170 109H168L167 108V106H165ZM195 105V106H194ZM201 105V106H200ZM207 105V106H206ZM235 105V106H234ZM248 105H249V107H248ZM259 105L260 106H262V107H259ZM20 107V108H18V107ZM32 106L34 107V108H32ZM43 107V108H41V107ZM71 106V107H70ZM85 106V107H84ZM97 108H96V107ZM111 106L113 107V108H111ZM117 106V107H116ZM119 106V107H118ZM161 106V107H160ZM164 107V109H163V107ZM170 106V107H169ZM173 106H176L177 108H175V107H173ZM182 106V107H181ZM196 106H197V109H196ZM200 106V107H199ZM206 106V109L204 108ZM232 106V107H231ZM15 107H17V108H15ZM46 109H45V108ZM61 107V108H60ZM63 107H65L64 109H67V110H64L63 109ZM69 107H70V109H69ZM84 107V108H83ZM89 108V110H88V108ZM109 107H110V111H109ZM115 107V108H114ZM122 107V108H121ZM125 107V108H124ZM128 109H127V108ZM130 107H132L131 109H130ZM158 107H160V109L158 108ZM167 109H166V108ZM174 109H173V108ZM194 107V108H193ZM201 109L202 107L204 108L203 110H202V112H201V110H199V108ZM214 108V110H213V108ZM11 108V109H10ZM55 108H58V110H59V108L61 109V112L60 111H58L57 109V111L58 112H60L59 114H58V112H56V110H55ZM103 110H102V109ZM106 110H105V109ZM155 108H156V110H155ZM207 108H210V109H208V112H207ZM215 108H216V110H215ZM228 108V109H227ZM232 108V109H231ZM241 108V109H240ZM245 108H249L250 110H249V112H245L246 110H242V109H245ZM255 108H256V110H255ZM260 108V109H259ZM24 109V110H25ZM30 109H32V110H30ZM40 109L41 110H43V111H40ZM50 109V110H49ZM84 109V110H83ZM96 109H98L99 111H100V113L98 112V111H95ZM108 109V110H107ZM112 109V110H111ZM114 109H115V111H114ZM120 109H121V111H123V112H121L120 111ZM133 109V110H132ZM136 109V110H135ZM157 109H159V110H157ZM162 109V110H161ZM167 110V114L169 115V120H167L168 118H166L168 115L167 114H164L165 112H166V110ZM196 109V110H195ZM218 109V110H217ZM236 109H238V110H240V111H236ZM263 109V110H262ZM6 110V111H5ZM12 110H15V111H12ZM20 110V111H19ZM22 110V111H21ZM35 110H37L36 112H35ZM38 110H39V112H38ZM45 110V111H44ZM63 110V111H62ZM95 111V113L96 114H93V112ZM119 110V111H118ZM155 110V111H154ZM169 110V111H168ZM180 110V111H179ZM206 112H205V111ZM212 110V111H211ZM7 111H9V113H7ZM18 111H19V113H18ZM50 111L52 112V111H55V112H52V113H50ZM65 111H67V112H65ZM105 111V112H104ZM108 111H109V114H108ZM117 111V113H115ZM154 111V112H153ZM157 111H159V112H157ZM160 111L162 112V113H160ZM171 111V112H170ZM179 111V112H178ZM211 111V112H210ZM219 111H221V112H219ZM238 112V113H242V115L241 114H237L236 112ZM242 111H244V112H242ZM261 111V112H260ZM16 112V113H15ZM20 112L22 113V114H25V115H20ZM47 112V113H46ZM103 112V114H101ZM119 112V113H118ZM169 112V113H168ZM200 112H201V114H200ZM213 112H215V113H213ZM253 113V115H252V113ZM258 112V113H257ZM4 113V114H3ZM20 115H18V114ZM36 113H38L39 114V116H41L42 118L43 117H45L42 121H44V123L43 122H40L39 120H41V118H39V116L38 117H36ZM41 113V114H40ZM114 113V114H113ZM129 113V114H128ZM134 113H136L135 114V116H134ZM159 113V114H158ZM173 113V114H172ZM210 113H213V114H210ZM245 113V114H244ZM15 114H17L16 116L18 117H16V116H14ZM36 114V115H35ZM100 114V115H99ZM106 114H108V116L106 115ZM132 114H133V116H132ZM172 114V115H171ZM205 114V115H204ZM218 114V115H217ZM233 114V115H232ZM258 114V115H257ZM5 115V116H4ZM10 115H13V117L12 116H10ZM35 115V116H34ZM97 115V116H96ZM116 116V119H113L114 117L113 116ZM117 115H119V117L117 118ZM129 115H131V116H129ZM157 115V116H156ZM165 115H167V116H165ZM203 115H204V117H203ZM207 115V116H206ZM211 115V116H210ZM215 115H217L216 117H215ZM222 115V116H221ZM231 115V116H230ZM256 116V117H253V116ZM9 118H8V117ZM24 116V117H23ZM79 116V117H78ZM103 116V117H102ZM112 116V119L110 118ZM121 116H123V117H121ZM127 116L128 117H131V119L130 118H128L127 119ZM173 116L175 117V119H173ZM232 116H234V118H232ZM240 116V117H239ZM253 117V118H251V117ZM257 116H258V118H257ZM11 117V118H10ZM35 117V118H34ZM79 118L80 120H75L74 121V119L73 118ZM83 119L82 121H81V118ZM125 117V118H124ZM136 117V118H135ZM163 118L164 119V121L165 122H163V119H161V118ZM186 117V118H185ZM189 117V118H188ZM191 117L193 118L192 120L194 121V123H195V121L196 122H198V123H200V122H204V121H206V122H204V123H200L199 124V126H198V124L197 125H195L194 123V125L192 124V120H190L191 119ZM203 117V118H202ZM206 117H208V118H206ZM238 117V118H237ZM262 117V118H261ZM3 118H5V119H3ZM17 118V119H16ZM33 118H34V120H33ZM77 118V119H78ZM152 118V119H151ZM154 118V119H153ZM161 120V122H160V120ZM177 118V119H176ZM181 118H182V120H181ZM184 118V119H183ZM194 118L195 119H197V120H194ZM199 118V119H198ZM201 118V119H200ZM205 118H206V120H205ZM217 120H216V119ZM229 118L232 120V123H231V120H229ZM241 118V119H240ZM251 119V121H250V119ZM2 119H3V122H2ZM15 119V120H14ZM72 119H73V122H72ZM85 119V120H84ZM123 119H125L124 120V122H123ZM136 119V121H134ZM158 120V122H157V120ZM166 119V120H165ZM172 119V120H171ZM188 119V120H187ZM203 119V120H202ZM260 119H262V121L260 120ZM6 120V121H5ZM30 120H33L32 122H30ZM36 120H38L39 121V123H38V121H36ZM46 120V121H45ZM47 120H49L48 122H47ZM139 121V123H138V121ZM140 120H143L142 121V123H140L141 121ZM145 120H146V122H145ZM153 120V121H152ZM156 120V122H154ZM173 120H176V121H174V124L172 123V121ZM185 120V121H184ZM227 120H229V123H231L230 125H229V123H228V121ZM254 120V121H253ZM257 120V121H256ZM36 122V124H35V122ZM152 121V122H151ZM178 121V122H177ZM181 121L183 122V124L181 123ZM192 121V122H191ZM219 121H221V122H223V123H221V122H219ZM227 121V122H226ZM255 121H256V123H255ZM5 122V124L4 125H2V123H4ZM30 123V125H32V126H28V124ZM45 122H47V123H45ZM72 122V123H71ZM74 122H75V124H74ZM131 122H132V124H131ZM147 122H151L152 123V125H151V123H150V125L149 124H147ZM167 122V123H166ZM180 122V123H179ZM245 122V123H244ZM250 122V123H249ZM70 125H69V124ZM88 123V124H87ZM94 123V124H93ZM95 123H96V126H95ZM100 123H101V125H102V128H101V125H100ZM105 123V124H104ZM134 123V124H133ZM136 123V124H135ZM138 123V124H137ZM145 124V126H144V124ZM155 123H158L157 125L155 124ZM171 123H172V125H171ZM206 123V124H205ZM218 123V124H217ZM220 123H221V127H220ZM225 123H227L228 125H229V127L230 128H232L231 127V125L233 126V125H235V123H236V125H237V123H238V127L235 125V126H233L234 128H232L233 130H235V133H233L234 131L232 130V129H230L229 127H227V124H225ZM247 123V124H246ZM9 124H11V127H17V128H11V127H9ZM71 124H72V128L70 127L71 126ZM86 124V125H85ZM92 124V125H91ZM100 126H99V125ZM108 126H107V125ZM126 124H131L130 126H131V130H130V126H128V125H126ZM182 124V125H181ZM192 124V125H191ZM217 124V125H216ZM223 124H225V128H224V125ZM248 124H250V125H248ZM13 125V126H12ZM25 125H27L25 128H24V126ZM34 125V126H33ZM47 125V126H46ZM68 125V127H66ZM76 125V126H75ZM94 125V128L92 129V127L91 126H93ZM97 125L99 126V127H97ZM110 125V126H109ZM146 125H149V126H146ZM156 125V126H155ZM164 125V126H163ZM174 125V126H173ZM176 125H178V126H176ZM203 125H205V126H203ZM243 125V127H241V126ZM245 125V126H244ZM5 126H7V127H5ZM24 128H22V127ZM103 126H105V127H103ZM123 126V127H122ZM153 126V127H152ZM155 126V127H154ZM160 126V127H159ZM172 126V127H171ZM176 126V127H175ZM183 126V127H182ZM199 128H198V127ZM201 126H202V128H201ZM5 127V128H4ZM19 127H21L22 129H20ZM31 127H33L34 128V130H30V132H28V131H26L27 129H30ZM63 127H64V131H63ZM66 127V128H65ZM69 127H70V129H69ZM85 127H87V129L85 128ZM97 127V128H96ZM109 127V128H108ZM121 127V128H120ZM136 127V128H135ZM151 129H149V128ZM159 127V128H158ZM183 128V129H181L182 131H180V129H178V128ZM244 127H247V128H245V130H243L242 128H244ZM252 127H253V129L254 130H252ZM2 128H4V131H3V129ZM6 128H8V129H6ZM101 128V129H100ZM135 128V129H134ZM172 128H173V132H172ZM176 128V129H175ZM187 128V129H186ZM240 129V132L239 131H237L238 129ZM38 129V130H37ZM67 129H69V130H67ZM99 129V130H98ZM110 129H112V130H110ZM114 129V130H113ZM121 129V130H120ZM129 129V130H128ZM132 129H134L136 132V134L133 132L134 130H132ZM178 129V130H177ZM188 129H189V131H188ZM231 131H230V130ZM249 129H251V133L250 132H248L249 131ZM8 130H10V131H8ZM18 130H20V134L17 132ZM22 130V131H21ZM60 130H62L61 132H60ZM76 130H78V131H76ZM79 130H83V131H81L82 132V134L83 133H85L87 130H88V132H86L87 134H89L90 136H91V138H90V136H88V138H89V140H88V142H87V136H86V133L84 134V136L81 134V133H79L80 131ZM96 130V131H95ZM98 130V131H97ZM116 130V131H115ZM128 130V131H127ZM143 130V131H142ZM146 130V131H145ZM175 130L177 131V132H180V133H177V132H175ZM3 131V132H2ZM73 131H75V133L76 132H78V133H74ZM85 131V132H84ZM92 131H93V133H92ZM111 131V133L109 134L108 132H110ZM119 131H121L120 133L121 134H119ZM132 131V132H131ZM151 131V132H150ZM167 131V132H166ZM168 131H170L169 133L171 134H169L168 133ZM184 131H185V133L187 132V134H183L184 133ZM211 133H209V132ZM233 131V132H232ZM237 131V132H236ZM11 133L10 135L9 134H7V133ZM14 132H16L15 134H13ZM25 132V133H24ZM73 132V133H72ZM114 132H115V134H114ZM118 133V135H120V136H116V137H111V136H113V134L114 135H116L117 133ZM137 132H140L141 134L143 133V135H141V134H139V135H137L138 133ZM150 132V133H149ZM155 132V133H154ZM201 132H202V134H204L205 135V137L206 138H208L209 136L208 135H206L207 133L210 135V137L208 138L209 140H210V144L207 146V145H205L206 144V142L205 141H207L206 140V138H205V140H204V136L201 134ZM239 132V133H238ZM245 134H244V133ZM247 132V133H246ZM252 132H254V133H252ZM3 135H2V134ZM18 133V135H16ZM71 133V134H70ZM106 133V134H105ZM107 133H108V135H107ZM133 133V134H132ZM157 133H160V134H162V135H160V134H157ZM169 134V136H168V134ZM190 133H192L191 135H190ZM196 133H199L198 135L199 136H197V134ZM206 133V134H205ZM215 134V138H213V134ZM241 133V134H240ZM249 133L251 134V135H253V136H251V135H249ZM7 134V135H6ZM80 134L82 135V137L80 136ZM92 134V135H91ZM112 134V135H111ZM130 134V135H129ZM145 134L147 135V136H145ZM165 134H167V135H164ZM172 134H174V135H172ZM194 134V135H193ZM196 134V135H195ZM237 134H239L240 135V137L242 138H239L238 136L239 135H237ZM246 134H248V135H246ZM5 135V136H4ZM25 135H27V136H25ZM71 135H74V136H71ZM75 135L76 136H80V137H78L77 139H79V140H73V139H75ZM101 135V136H100ZM122 135V136H121ZM155 135V136H154ZM176 135V136H175ZM184 135H185V138H184ZM189 135V136H188ZM201 135V136H200ZM225 135H227V136H225ZM244 135H245V137H244ZM23 136H25V137H23ZM31 137L32 136V138H29V137ZM42 136V138H40ZM101 138H100V137ZM111 138H110V137ZM131 138H130V137ZM141 136V137H140ZM154 136V138H156L155 140H154V138H152ZM160 136H164V140L162 139H159V137ZM174 136V137H173ZM178 136V137H177ZM212 136V137H211ZM219 136V137H218ZM221 136V137H220ZM224 136V137H223ZM36 137H38V139L36 138ZM74 137V138H73ZM105 137H109V138H105ZM120 137V138H119ZM150 137V138H149ZM200 137V139L202 138V140H200V142H202V143H200L198 140V138ZM239 138V139H235V138ZM247 138V140H248V142L246 141V139H244V138ZM21 138H23V140L21 139ZM70 138H72V139H70ZM100 138V139H99ZM113 138V139H112ZM116 138V139H115ZM128 138H130V140L128 139ZM149 139V140H146V139ZM161 138V137H160ZM186 138H189V139H186ZM210 138H213V140L212 139H210ZM227 138H228V140H227ZM231 138H233V139H235V140H233V139H231ZM17 139V140H16ZM23 141V142H25L26 141V143H23L21 140ZM54 139V140H53ZM59 139H60V141H59ZM63 139H64V141H63ZM71 140V142H72V140H73V142L75 141V143H68L69 141H66V140ZM83 139V140H82ZM96 139H98V140H100L99 142H98V140H96ZM110 139H112V140H110ZM142 139H145V142H144V140H142ZM151 139H153L151 142H150V140ZM159 139V140H158ZM168 139H170V141L171 142H168ZM176 139V140H175ZM190 139H192V140H190ZM194 139H196V140H194ZM219 139V140H218ZM224 139V141H222ZM229 139H231V140H229ZM247 142H245L244 140ZM258 139V140H257ZM4 140H7L5 143H4ZM16 140V142L14 143V141ZM36 140V141H35ZM37 140H38V142H37ZM47 140H48V142H47ZM55 140H56V143H55ZM102 140L104 141L105 140V142H106V144H103V142H102ZM114 140V141H113ZM166 140V141H165ZM187 140H188V142H187ZM190 140V141H189ZM204 140V141H203ZM209 140L207 141V142H209ZM227 140V141H226ZM251 140V141H250ZM256 140V142L257 143H254L253 144V141H255ZM3 141V142H2ZM52 141V142H51ZM66 141V142H65ZM79 141L81 142V141H84V143H86V144H84L83 142H81L80 144H79ZM97 141V142H96ZM107 141L110 143H107ZM154 141V142H153ZM179 141V142H178ZM192 141V142H191ZM234 142V144H232L233 142ZM245 144H248L247 146L246 145H244V143ZM249 141H250V143H249ZM32 142V143H31ZM38 143V145L39 146H37V143ZM39 142H41L40 144H39ZM89 142H90V144H89ZM166 142V143H165ZM215 142V143H214ZM217 142V143H216ZM222 142H224L223 144H222ZM225 142L226 143H228L230 146H231V144H232V146H231V148H230V146L228 145V144H225ZM230 142V143H229ZM251 142H252V145L250 146V144H251ZM36 143V144H35ZM43 143H44V145H43ZM46 143V144H45ZM65 143L67 144L68 143V146L67 147H65L64 145H65ZM77 143V144H76ZM94 143V144H93ZM97 143V144H96ZM98 143H100L99 145H98ZM152 143V144H151ZM153 143H155V144H153ZM163 143H165V144H163ZM190 143V144H189ZM203 143H204V145H203ZM219 143H221V144H219ZM241 143H243L242 145L243 146H245V147H243V146H241L240 144ZM20 144V145H19ZM31 144H34L33 146L31 145ZM48 144V145H47ZM62 144V145H61ZM64 144V145H63ZM77 146H76V145ZM140 144V146L138 147L137 145H139ZM145 144H147V145H145ZM162 144H163V146H162ZM195 144H196V147H195ZM198 144H199V146H198ZM213 144H214V148H213V150H214V152H213V150H211L214 154H211V151L210 150H208L209 148H207V147H210V149L213 147ZM238 144V145H237ZM255 144H256V146H255ZM53 145V146H52ZM69 145H71V149L70 150H68L67 151V149L70 147ZM72 145H75L76 147H78L77 148V150H76V148H74L75 146H72ZM80 145V146H79ZM85 145V146H84ZM105 145H107V146H105ZM143 145V146H142ZM152 145H155V146H153L152 147ZM165 145V146H164ZM168 145V146H167ZM184 145V146H183ZM30 146H32V147H30ZM44 147V148H41V147ZM95 146V147H94ZM98 148H97V147ZM120 146H121V148H120ZM136 147V149H134L135 147ZM162 146V147H161ZM186 146V147H185ZM202 146H204L203 148H201ZM205 146H207L206 148H205ZM221 146V147H220ZM233 146H234V149H232L233 148ZM240 146H241V148H240ZM258 146V147H257ZM14 147V148H13ZM27 147V148H26ZM40 147V148H39ZM52 147V148H51ZM86 147L87 148H89L90 149V151H93V150H95L97 153L98 152H100L99 150H101V152H104V153H101L100 154V158H99V153L96 155L94 152H93V154H92V152H89V153H87L89 150L88 149H86ZM129 147H131V148H129ZM145 149H144V148ZM188 147V148H187ZM191 147H193L194 148V150H195V152L194 151H191L190 150V148ZM197 147H199V149H197ZM251 147L253 148V149H251ZM254 147H257V148H254ZM261 147V148H260ZM17 148V149H16ZM50 148H51V150H50ZM83 150H82V149ZM98 149V151H97V149ZM119 148L121 149V151L119 150ZM127 148H129V149H127ZM152 148V149H151ZM156 148V149H155ZM184 148V149H183ZM189 150V151H187V149ZM193 148H191V149H193ZM201 148V149H200ZM244 148V149H243ZM7 149H12V150H10V152L8 151V153L10 154H6V152H7ZM27 150L26 152H25V150H24V152L22 151V150ZM30 149L31 150H33V151H30ZM35 149H37V150H35ZM40 149V150H39ZM65 149V150H64ZM79 149H81V150H79ZM122 149H124L125 151L127 150L128 151V153H129V151L131 152L130 153V155L127 153V152H125L124 150H122ZM134 149V150H133ZM148 149V150H147ZM162 149H163V151H162ZM197 149V150H196ZM202 149H204L203 151H205V150H207V153H208V151H209V153L207 154H205V152H203V155L201 154L202 153ZM244 151H246V149H247V151L248 152H244ZM250 149V150H249ZM262 149V151L261 152H259L260 150ZM21 150V151H20ZM34 150H35V152H34ZM74 150H76V151H78V153H76V151H74ZM86 150H88V151H86ZM117 150L119 151V153L117 152ZM136 150V151H135ZM151 150V153L149 152ZM156 150V151H155ZM165 150H167V151H165ZM187 151V152H185V151ZM219 152H218V151ZM230 150V151H229ZM12 151V152H11ZM28 151H30V152H28ZM52 151H53V153H52ZM64 151H65V153H64ZM80 151H81V153H80ZM82 151H86V152H83L82 153ZM112 151V152H111ZM155 151V152H154ZM159 151H161V152H159ZM182 151H184L183 153H182ZM198 151V152H197ZM230 153V154H228V152ZM234 151V152H233ZM239 153H238V152ZM242 153H241V152ZM258 151V152H257ZM23 152V153H22ZM32 152V153H31ZM71 152V153H70ZM109 153L110 154V152H111V154L113 153L114 154V156H115V154H117L116 156H118V154L120 155V153H121V158H120V156H118L117 158L115 157V158H113V157H111L109 154H107V153ZM116 152V153H115ZM137 152H139V153H137ZM144 152V153H143ZM156 155H154L153 153ZM159 152V155L157 156V153ZM169 152V153H168ZM178 154H177V153ZM190 152H193V153H190ZM196 152H197V155H196V157H195V154H196ZM224 152V153H223ZM227 154H226V153ZM12 153V154H11ZM23 155H22V154ZM27 153H28V155H27ZM35 153V154H34ZM52 153V154H51ZM55 153V154H54ZM59 153V154H58ZM61 153H62V155H63V159L68 163H70V162H72V163H70V164H67V168L65 167V168H63L62 169V167H64L65 166V164H66V162L61 158ZM68 153V154H67ZM70 153V154H69ZM74 153H75V155H74ZM105 153H106V155H105ZM132 153H134V154H132ZM142 153V154H141ZM166 153H167V161L168 160H170V157H171V160L173 159V160H175V158L177 159V160H175V161H173L172 160V162L171 161H169L170 162V164L168 165L167 164V167L169 168V166L171 167L170 169H168V170H166L165 168H167V167H163V165L164 166H166V164H164L165 162H160L158 165H155L156 164V161H157V163L160 161V160H166V157L165 156H163L164 154L166 155ZM182 153V154H181ZM198 153H200V155H202V156H200V155H198ZM216 153H217V155H216ZM241 153V154H240ZM247 153V154H246ZM21 154V155H20ZM30 154H32V158H31V155ZM54 154V155H53ZM57 154V155H56ZM80 156H82V155H84V156H82V157H80ZM90 154H91V156H93V155H96L97 157H90ZM102 154H103V156H102ZM112 154V155H113ZM124 154V155H123ZM140 154V155H139ZM170 156H169V155ZM194 154V156H192V155ZM206 155V158L204 157L205 155ZM210 154V156H207V155H209ZM220 154H222V155H220L221 157H223L224 159L223 160H220L221 158L219 157V155ZM225 154V155H224ZM243 154H245V155H243ZM249 154V155H248ZM10 157H9V156ZM26 155H27V158H26ZM37 155V156H36ZM47 155V156H46ZM52 155L54 156L53 158H52ZM89 155V156H88ZM104 155H105V157H104ZM109 155V156H108ZM122 155L124 156V157H122ZM126 155H128V156H126ZM132 155V156H131ZM143 155V156H142ZM144 155L146 156V157H144ZM156 157H154V156ZM163 157H162V156ZM176 157H175V156ZM182 155V156H181ZM186 155V156H185ZM190 155V157H188ZM212 155H213V157H212ZM229 155V156H228ZM241 155H243V156H241ZM246 155H248L247 157H244V156H246ZM254 156V157H252V156ZM259 155V156H258ZM261 155V156H260ZM4 156V157H3ZM13 156H14V158H13ZM37 158H36V157ZM85 156H88V157H85ZM126 156V157H125ZM132 157V158H130V157ZM149 156V157H148ZM155 158H153V157ZM199 156H200V158H199ZM214 156H215V158H214ZM216 156H217V158H216ZM225 156V157H224ZM226 156H228L229 158H227ZM256 156V157H255ZM7 157V160H4V158H6ZM9 157V158H8ZM46 157V158H45ZM56 157H58L59 158V160L56 158ZM90 157V158H89ZM102 157H104V159L102 158ZM110 157L111 158H113V160H111L110 159ZM127 157H129V158H127ZM154 159V161L153 160H150V163H146L148 160H146V159ZM161 157V158H160ZM179 159H178V158ZM205 159H204V158ZM219 157V158H218ZM230 157H232V160H230ZM242 157H243V159H242ZM249 157V158H248ZM259 157V158H258ZM16 158V159H15ZM48 158H50V159H48ZM88 158V159H87ZM93 158H96V159H98L97 161L96 160H94ZM122 158H124V161H128V162H124V161H122L123 159ZM125 158H127V159H125ZM146 158V159H145ZM159 158V159H158ZM169 158V159H168ZM184 158V161L182 160ZM226 158V159H225ZM263 158V159H262ZM22 159V160H21ZM39 160V162H38V160ZM43 159H47V165H45V160H43ZM57 159V160H56ZM60 159L61 160H63V161H60ZM90 159H92V160H90ZM100 159H102V160H100ZM116 159L117 160H119L120 162H119V164L118 163H116L117 161H116ZM134 159V160H133ZM141 159V160H140ZM212 159V160H211ZM215 159V160H214ZM219 160V161H217V160ZM252 159V160H251ZM256 159H258V161L256 160ZM260 159H262V161L260 160ZM16 160H19L20 162H18V163H21V168L22 169H20L19 167H20V164H18L17 162H16ZM26 161V163H25V161ZM29 162H28V161ZM114 160L116 161L115 162V165L114 166H120V167H122L121 165H124L126 168V170L124 169V171H122V170H120L121 168L120 167H118V169H119V172H117L116 173V170H118V169H116L113 165V167L115 168V169H112V170H114V171H111V169H108V168H110L111 167V164L112 163H114ZM129 160H130V162L131 163H133L135 166L134 167H136V165L138 166V169H134V167H133V164H131L130 162H129ZM143 160H145V161H143ZM180 160H181V162H180ZM186 160H188V161H186ZM211 162H210V161ZM225 160V161H224ZM228 160H230V161H232V162H230V161H228ZM22 161H24V163H25V165H24V163L22 162ZM30 161H31V163H30ZM57 161V162H56ZM134 161H138L137 162V164H135L136 162H134ZM141 161V162H140ZM177 161V162H176ZM206 161V162H205ZM212 161H216L217 163H218V165H219V163H222V164H220L219 166L217 165V166H215V164H216V162H213V164H212ZM235 161H237L239 164H235V165H233L234 164V162ZM251 161L253 162V164L251 163ZM255 161H257L256 163H255ZM38 162V163H37ZM42 162H44V164L42 163ZM74 162V163H73ZM102 162H104V163H102ZM146 163L145 165H143L144 163ZM149 162V161H148ZM154 164H153V163ZM175 162V165L173 164ZM180 162V163H179ZM248 162H250V163H248ZM57 163V164H56ZM62 163H64V164H62ZM76 163V164H75ZM121 163V164H120ZM127 163V164H126ZM128 163H130V164H128ZM141 163V164H140ZM151 163H152V165H151ZM167 163V162H166ZM171 163H172V165H171ZM176 163H178L177 165H176ZM205 164V165H203V164ZM210 163H211V166H207L206 167V165H210ZM244 163H246V164H244ZM3 164V165H2ZM22 164L24 165L23 167H22ZM27 164V165H26ZM31 164V165H30ZM33 164V165H32ZM36 164V166H34ZM37 164H39V166L37 165ZM42 164V165H41ZM61 164H62V166H61ZM104 164V165H103ZM183 164H184V166H183ZM228 166H227V165ZM232 164V165H231ZM249 164V165H248ZM250 164H251V166H250ZM258 165V167H257V165ZM263 164V165H262ZM9 165V166H8ZM12 165V166H11ZM43 165L46 167V166H48V168L50 167V170H48L47 168L45 169V167H43ZM50 165V166H49ZM56 165V166H55ZM58 165V166H57ZM61 166V168H59L58 169V167H60ZM69 165H73V167H70ZM95 167H94V166ZM99 165V166H98ZM140 165H142V166H140ZM178 165H181V166H178ZM198 165V166H197ZM205 166V167H203V166ZM253 165H256V166H254L253 167ZM2 166V167H1ZM25 166H28V171L27 172H29L30 170H32L31 168H32V166H33V170H34V168L35 169H37L35 172H34V174L37 172V173H39V174H37L36 173V175H34V176H30V175H28V174H31L32 172L30 171L28 174H27V172H26V169H27V167H25ZM30 166V167H29ZM53 166V167H52ZM54 166H55V168H54ZM76 166V167H75ZM110 166V167H109ZM127 166H130V167H127ZM189 166H191V167H189ZM197 166V167H196ZM200 166H202L203 167V169H202V167L200 168ZM214 166L216 167V168H214ZM247 166V167H246ZM261 166H263L262 168H261ZM7 167H9V168H7ZM142 167V168H141ZM149 167V168H148ZM161 168V171H158L157 169H153V168ZM181 167H183L184 169H182ZM190 169H189V168ZM196 167V168H195ZM209 167V168H208ZM212 167H213V170H217V171H219V175H218V178H216V174H217V171H213L212 170ZM221 168L220 170H219V168ZM228 167V168H227ZM256 168V169H254L253 171H252V168ZM3 168H5V169H3ZM16 168H18V170L16 171L17 173L18 172H20V174H21V176H22V178L19 180V182H17L18 180L17 179H19L20 177L19 176H17L18 174L14 171V170H16ZM72 168H73V170L75 171V170H77V169H79V174L80 175H78V173H77V171H75L73 174H72ZM82 168V169H81ZM91 168H93V169H91ZM100 168V169H99ZM131 169V171H133V172H131V175H133V176H131V175H129V172H130V170L129 169ZM163 168V169H162ZM205 168H207L208 170H206V171H204L205 170ZM237 168V169H236ZM243 168H244V170H243ZM21 171H20V170ZM55 169V170H54ZM57 169V170H56ZM62 171H61V170ZM66 169V170H65ZM91 169V170H90ZM97 169V170H96ZM141 169L143 170V171H141ZM149 171H148V170ZM177 169H178V171H177ZM181 171H183V172H179L180 170ZM191 169L194 171L195 169L197 170V171H195V172H193L192 173V171H191ZM239 169V170H238ZM23 170V171H22ZM48 170V171H47ZM59 170H60V172H59ZM70 171L71 172V174L72 175H70V172L67 174V172L68 171ZM84 170V171H83ZM90 170V171H89ZM111 171V172H108L109 173V175L111 174L112 176H108L107 174V172L106 171ZM128 170H129V172H128ZM147 170V171H146ZM163 170V171H162ZM172 170V171H171ZM199 170V171H198ZM241 170H243V172L241 173ZM258 170V171H257ZM263 170V172L262 173H260V171H262ZM51 171H54V173L55 174H53V172H51ZM65 171H67V172H65ZM81 171V172H80ZM87 171V173H86V176H85V172ZM98 171V173H100V174H97L96 172ZM127 171V172H126ZM134 171H136V172H134ZM156 171H158L159 173H160V175H161V178L160 179H158L159 177L158 176H160V175H158V174H156ZM179 172V174L180 175H176L175 173H177V172ZM187 171H190V172H188L187 173ZM246 171V172H245ZM22 172V173H21ZM23 172H26V174L24 175L23 174ZM50 172V173H49ZM59 173V176L58 177H60V178H58L57 177V175L56 174H58ZM62 172V173H61ZM112 172H115V174H112ZM126 173L125 175L123 174V173ZM138 172V173H137ZM144 172H146V173H144ZM152 172V173H151ZM170 172H175V173H173V175H174V177H171V176H167L166 174H168V175H170L169 173ZM201 172H202V175H201ZM210 173V172H212V173H210L209 175L207 174V173ZM259 172V173H258ZM44 173V174H43ZM47 173V174H46ZM63 173H65L64 174V176H63ZM84 175V176H82V174ZM104 173V174H103ZM105 173H107V174H105ZM128 173V174H127ZM134 173V174H133ZM135 173H136V175H135ZM153 173H155L156 175V177L154 176V174ZM190 173V174H189ZM198 173V174H197ZM205 173V174H204ZM226 173H227V175H226ZM13 174V175H12ZM15 174V175H14ZM19 174V175H20ZM48 174L50 175L51 174V176L49 177L48 176ZM60 174H62V175H60ZM68 176H67V175ZM77 174V175H76ZM95 174H96V176H95ZM121 176H120V175ZM144 174V175H143ZM153 174V176H151V175ZM184 174V175H183ZM221 174H222V176H221ZM223 174H225V176L223 175ZM244 174V175H243ZM250 174V175H249ZM13 177H12V176ZM31 175H33V174H31ZM38 175H40L41 176V178L38 176ZM47 175V176H46ZM56 175V176H55ZM82 176V177H80V179L77 177H75V179H77V180H75L74 179V177H71V176ZM150 175V176H149ZM162 175L164 176V181H165V179H166V181L164 182V181H162L161 179H162ZM171 175H172V173H171ZM172 175V176H173ZM176 175V176H175ZM196 175H198V176H196ZM207 175V176H206ZM247 175V176H246ZM249 175V176H248ZM257 176L258 177V179H256V178H254V176ZM9 176H10V179H8L9 178ZM24 176H26L25 178V180H23V178H24ZM27 176H28V178H27ZM29 176L32 178V177H34V179L32 178H29ZM35 176H36V178L37 179H39V181H37V183H35L36 182V178H35ZM45 176V177H44ZM105 176V177H104ZM108 176V177H107ZM116 176V177H115ZM124 176H125V179H124ZM140 176H141V178H140ZM142 176H143V178H142ZM146 176H149V178L148 179H150V177L153 179L154 177V184L152 185V182H153V180L151 179L150 181L149 180H145V179H147L146 178ZM170 177L169 178V180H168V178H166V177ZM194 176V177H193ZM196 176V177H195ZM212 176H213V178H212ZM225 178H224V177ZM251 176V177H250ZM12 177V178H11ZM17 177H19V178H17ZM70 177H71V179H70ZM84 177L86 178V179H89V180H87L86 181V179H84ZM93 177V178H92ZM102 177V178H101ZM114 178V180L112 181V179ZM137 177H138V182L136 181V179H137ZM145 177V178H144ZM198 177H200L199 179H198ZM204 177H206V178H204ZM207 177H208V180H207ZM242 177L243 178H245V180L243 181V179H242ZM248 177V178H247ZM3 178H5V179H3ZM8 179V181H7V179ZM43 178H48V179H46V181L45 180H42ZM55 178V179H54ZM56 178H57V180H56ZM69 178V180H70V182H69V180H67ZM74 180H73V179ZM82 178V179H81ZM98 178V179H97ZM191 178V179H190ZM209 178H210V180H209ZM220 178H224V179H221V180H224V182L222 181L221 182V184L222 185H224L223 187L224 188H222L221 186L222 185H220V181H218ZM230 180H228V179ZM4 181H3V180ZM27 179H30V182H29V180L27 181ZM65 179V180H64ZM85 181H84V180ZM91 179V180H90ZM95 179H97V180H95ZM101 179V180H100ZM104 179H106L105 180V182H106V184H104L105 185V187L106 188H104V185L102 184V182L104 181ZM124 179V180H123ZM127 179V180H126ZM156 179V180H155ZM172 181H171V180ZM184 179V180H183ZM191 180V181H189V180ZM193 179L195 180V179H197V180H199V181H197V180H195V181H193ZM203 179L205 180V181H203ZM232 179H233V181H232ZM241 179H242V181H241ZM247 179V180H246ZM34 180H35V182H34ZM41 180V181H40ZM48 180V181H47ZM50 180H52L51 182H50ZM63 180H64V182H63ZM67 180V181H66ZM71 180H73L72 181V183H71ZM118 180V181H117ZM135 180V183L133 182ZM142 182H141V181ZM159 180V181H158ZM161 180V181H160ZM229 181L228 183L226 182V184H224L225 183V181ZM250 182H249V181ZM21 181H22V183L24 182V183H26L25 184V187H24V183L22 184L21 183ZM34 183H33V182ZM66 181V182H65ZM77 181H79L78 183H77ZM88 181H92V182H90V183H92V184H90ZM96 181V182H95ZM98 181V182H97ZM109 181V182H108ZM112 181V182H111ZM129 181V183H127L128 184V188H127V186L126 185H124V186H126L125 188L127 189V190H125V188H124V186H122L124 183L126 184V182H128ZM146 181H148V183H150L149 185H145V183H147ZM152 181V182H151ZM174 181H175V183H174ZM185 181V182H184ZM232 181V182H231ZM241 181V182H240ZM246 181V182H245ZM253 181V182H252ZM258 181V182H257ZM260 181V182H259ZM1 182H4V183H1ZM8 182H11V183H13V184H11V183H8ZM33 184H32V183ZM43 182H46V183H48V184H46V183H43ZM85 182H86V184H85ZM88 182V183H87ZM117 182V183H116ZM145 182V183H144ZM159 182V184L158 185H160V187H162V188H159V186H157V183ZM161 182H162V185H161ZM174 183V184H169V183ZM210 182V183H209ZM212 182H213V184H214V186H216L215 188H216V190L215 191H217V189H218V191L217 192H213V190L215 189L214 188V186H213V184H212ZM15 183H17V184H15ZM43 183V184H42ZM50 183H52V184H50ZM62 183H63V185H62ZM96 183V184H95ZM100 183V184H99ZM113 183V184H112ZM115 183V184H114ZM134 183V184H133ZM136 183H138V184H140V185H142V183H143V185H145L144 187L146 188V190H145V188L142 186V188L140 187V186H138ZM147 183V184H148ZM169 184V186L168 187H170L169 189L168 188H166V184ZM179 183V184H178ZM180 183H181V185H180ZM185 183V184H184ZM187 183V184H186ZM230 183H232L231 185H230ZM240 183H244L243 184V186H245L246 184H247V186H245V187H243ZM249 183H251V184H249ZM255 183V184H254ZM260 185H259V184ZM36 184H38V188L36 187ZM40 184V185H39ZM41 184H42V186H41ZM68 184V185H67ZM101 184L103 185V186H101ZM116 184H118V185H116ZM132 184V185H131ZM165 186H164V185ZM176 184V185H175ZM210 184H212V185H210ZM234 184H237V185H234ZM254 184V185H253ZM6 185V186H5ZM10 185H14V186H12V187H9ZM17 185V186H16ZM20 185V186H19ZM21 185H22V187H21ZM26 185H27V187H26ZM46 187H45V186ZM67 185V186H66ZM74 187H73V186ZM83 185V186H82ZM95 185V186H94ZM98 185H99V187H98ZM113 185V186H112ZM122 186V190H125V192H127V193H129L128 192V189H129V191H130V189L132 188V186H138V190H137V192L136 191H134L133 189H135V188H137V187H133L131 190H133V191H131V194L133 193V195H134V193L136 194V195H132V198H131V200L129 199V196L131 195L130 193V195L129 194H127V193H125L127 196L125 197V196H123L124 194L122 193V192H124V191H122L119 187V189H120V192H121V197H120V195H118V197H116L117 196V193H116V195H115V192L117 191H115L114 189H116V187L115 186ZM172 185H174V187L172 186ZM184 185L185 186H187V188L186 187H184ZM189 185V186H188ZM219 187H218V186ZM228 185H230V186H228ZM240 185L242 186V187H240ZM252 185V186H251ZM263 187H262V186ZM3 186H5V187H3ZM44 186V187H43ZM89 186H92V187H90V188H88ZM156 186V187H155ZM175 186H177V187H175ZM226 186V187H225ZM238 187V188H240V189H238V191H237V188L236 187ZM258 186V187H257ZM10 189H9V188ZM17 189H16V188ZM40 187H41V189L42 190H40ZM48 187V188H47ZM64 187V188H63ZM83 187H85V189L83 188ZM93 187H94V189H97V191H95V190H92L93 189ZM96 187V188H95ZM140 187V188H139ZM147 187L149 188H151V190H148L147 189ZM166 188L167 190H165L164 188ZM180 187V188H179ZM181 187H184V188H181ZM230 187H232V188H230L232 191H231V193H230V190H229V188ZM2 188H3V191L4 192H1L2 191ZM16 190H15V189ZM53 188V189H52ZM58 189V191H59V189L60 190H62V189H64V192H63V190L61 191L64 195L67 193L68 194V191H69V193L71 192H75V191H77V192H79V193H82L83 192V198H85V199H89V196L93 193V192H91V191H94V192H97V193H93L92 194V196H93V198L95 199V200H93V198H92V196H90L91 197V199H89L91 202H92V204H91V202H89V201H87V200H85V202H83V203H87V204H83L82 206L79 204H77L78 206H80L79 207V209H77L76 207H75V205H76V203H78V201L80 200V198L82 197V194H80V195H78V196H74V197H76V198H79L78 199V201L76 200V198H74L73 196L71 197V195L69 194V196H67V194L64 196L63 194V198H65V199H63L62 198V195L60 194V193H58V191H57V189ZM99 188V189H98ZM101 188V189H100ZM106 190H108V191H110L111 193H113V191H114V195H113V198L112 199H114V197H115V200H110V198L109 199H107L106 198V196L107 197H111V196H109L110 194H109V192H108V194L106 195V191H103L104 189ZM117 188V189H118ZM149 188V189H150ZM158 188V190H156V189ZM219 188H221V189H225V190H222V191H225V193L224 192H222V191H220V189ZM235 188V189H234ZM7 189H9V190H11V191H15V193H18V194H16L17 195V197L15 196V193H11V195L10 196H12V201H10V199H8L7 197H9L10 198V196H7V195H9L10 193H9V190L7 191ZM14 189V190H13ZM43 189H46V190H43ZM48 189H52L51 191H53L54 189H55V191H54V193H52L50 190H48ZM80 191H79V190ZM88 189V190H87ZM103 189V190H102ZM153 189V190H152ZM155 189V190H154ZM159 189H163L164 190V192H162L163 190H159ZM177 189V190H176ZM251 189V196H250V193L248 194V192H249V190ZM254 189H257V191L255 190V192H253L254 191ZM262 189V190H261ZM40 190V191H39ZM90 190V192L88 193V191ZM113 190V191H112ZM169 190H171L170 191V195H169ZM174 190L176 191V192H174ZM187 190V191H186ZM201 190V191H200ZM245 191L244 192V194L246 195V193L248 194V196L246 195V198L245 197H243V196H245L244 194H243V192L242 191ZM260 190V191H259ZM5 191L6 192H8L9 194H7L6 195V193H5ZM65 191H66V193H65ZM138 191H139V193H138ZM154 191H155V193H156V191H157V193L159 194V195H162V198H159V195H157V197H151L150 195H152L153 193H154ZM179 191V192H178ZM186 192V193H184L183 194V192ZM226 191H228V192H226ZM247 191V192H246ZM261 191H263V192H261ZM31 192V193H30ZM34 192H36V195H35V193ZM37 192H38V194H37ZM45 192V193H44ZM47 192V193H46ZM48 192H49V194H48ZM51 192V193H50ZM77 192H75L76 193V195L78 194ZM117 192H119V191H117ZM119 192V193H120ZM141 192H142V195H141ZM144 192V193H143ZM172 192H174V194L175 195H173V193ZM182 192V193H181ZM209 192V193H208ZM210 192H213V193H210ZM233 192V193H232ZM234 192H235V195L237 196H235L234 195ZM253 192V193H252ZM24 193V194H23ZM26 193H29V195L30 196H28ZM40 193V194H39ZM43 193H44V195L45 194H47V195H45V196H43ZM75 193H72L73 195H75ZM84 193H88L87 194V197L84 195ZM105 193V194H104ZM154 193V194H155ZM177 193H179V194H177ZM200 193V196L199 195H197V194H199ZM215 193V195L217 194V196H220L221 195V193L224 195H222V200H224L225 202H227L226 201V199L229 197V195L227 194V193H230V198H228L229 199V201H231V202H229V204H227V203H225L224 202V204H223V201H221V197H219L218 198V201H217V196H213V194ZM240 193V194H239ZM261 193V194H260ZM263 193V194H262ZM20 194V195H19ZM23 194V195H22ZM97 194V195H96ZM144 194H145V198H144ZM154 194L152 195V196H154ZM171 194L173 195V199L175 200H171V199H168L167 197H171ZM193 195V196H184V195ZM201 194H203V195H205V196H203V195H201ZM212 194V195H211ZM225 194H227V195H225ZM241 194H243V196L241 195ZM5 195L7 196L6 197V199H8L6 202H7V204L6 203H4L5 202ZM22 195V196H21ZM36 197H35V196ZM49 195V196H48ZM96 195V197H94ZM149 195V196H148ZM176 195H178L179 196V198H180V200H181V198L182 197H185V198H182V200L181 201H179V199H177L178 197H176ZM195 195H197V196H195ZM209 195H211V196H209ZM241 196V197H239V196ZM262 195V196H261ZM14 196L16 197V198H14ZM18 196H20L19 198H18ZM38 196L40 197V199L41 200H39V198H38ZM43 196V197H42ZM67 196V197H66ZM140 196H143L142 198H140ZM156 196V195H155ZM163 196H164V198H163ZM167 196V197H166ZM182 196V197H181ZM227 196V197H226ZM249 196H250V198L252 197V200L249 198ZM54 197V198H53ZM62 198V199H57V198ZM98 197V198H97ZM128 197V198H127ZM133 197H134V199H133ZM147 197H150V198H148L147 199ZM187 197H188V199H187ZM196 197V198H195ZM212 197V198H211ZM234 197H236V199H239L238 201L239 202H241V203H239V202H237V200L234 198ZM259 198L258 200L256 199V201H255V198ZM13 198H14V200L16 201H13ZM35 200H34V199ZM67 198H69V199H67ZM98 200H97V199ZM101 198H103V199H101ZM116 198H120V202L122 201V200H124L125 201V199H126V202H128L129 204H124V203H126V202H121L122 204H124L123 206L126 208V207H128V206H130L131 205V207L133 208V209H131V207H128L129 208V213H131L133 210H134V208H135V210L133 211L138 217H134V213L132 214V216L134 217V219H130V215H127V214H129L128 213V208H126L127 209V211H125L126 213H124V215H125V217L124 216H122V214H121V208H119L120 206H122L120 203H118V202H115V201H117V199ZM138 198V201H141V200H143L144 201V205L145 206H143V202L141 203V202H139L138 203V201H136V199ZM153 199V201L152 200H150V199ZM203 198H205V200L203 199ZM208 198V199H207ZM209 198L210 199H212V200H209ZM214 198H216V200H214ZM224 198H226V199H224ZM231 198H233L232 200H234V201H232V200H230ZM245 198V199H244ZM248 198V199H247ZM254 198V199H253ZM262 198V199H261ZM18 199H23L22 201H18ZM29 199V200H28ZM56 199V200H55ZM128 199V200H127ZM147 200V203L145 202L146 200ZM156 199V200H155ZM158 199V200H157ZM159 199H161L160 201H159ZM167 199H168V202H171V203H169L168 204V202H167ZM185 199H187V200H185ZM201 199V200H200ZM4 200V201H3ZM26 200H27V203H26ZM33 200V201H32ZM46 200H47V203H46ZM63 200V201H62ZM66 201V203H65V201ZM73 200V201H72ZM77 202H76V201ZM81 200H82V198H81ZM100 200V201H99ZM101 200H103V201H101ZM104 200H109L108 201V204L109 203H112L113 205V209L115 208L114 206L115 205H119L118 206V208H119V210H117V211H115L116 209H117V206H116V209H114V211H115V214H118L119 212V215H121L122 216V218L124 217L125 219H127L128 218V216H129V218H128V220H126L125 221V219L124 220H122V222L120 221V216H116L114 213L112 214L113 215V217L114 216H116V218L117 219H115L114 220V218H112V215H111V217H108V215L107 214H111L112 212H110V208H109V210H107L108 208V206H107V204L105 205L104 204ZM135 200V201H134ZM163 200H165V201H163ZM171 200V201H170ZM177 200H178V202H177ZM194 200V202H192ZM196 200V201H195ZM201 202H200V201ZM236 200V201H235ZM243 200H248V202L247 201H245V203L243 202ZM251 200V201H250ZM43 201V202H42ZM55 201H57V203L55 202ZM58 201H61V202H58ZM75 201V203H73ZM82 201H84V200H82ZM87 201V202H86ZM113 201L115 202V205H114V203H113ZM131 202V204H130V202ZM136 202V204L134 203V202ZM151 201V202H150ZM156 201V202H155ZM158 201V202H157ZM161 201H163V202H161ZM184 202V204L185 205H187L188 204V202H190L188 205L191 207V209L190 208H188V210H187V207L182 203V205H184L183 207H182V205L180 206V203L181 202ZM198 201H199V203H198ZM211 201V202H210ZM214 201V202H213ZM261 201H263V202H261ZM13 202V204H11ZM15 202V203H14ZM39 203V204H35L36 206H32V205H30V204H32V203ZM44 202L47 204V206L48 205H51V207H49V209H51L52 207H54L53 209H55L54 211L56 212V210H57V214H55V212L53 211V209H52V211L50 210V212H52L51 214H50V212H49V209H48V207L46 206V204L45 205H43L44 207H41V205L42 204H44ZM52 202V203H51ZM63 202V203H62ZM80 202V201H79ZM97 204H99V205H97ZM103 202V203H102ZM134 203V205H133V203ZM177 202V203H176ZM210 202V203H209ZM213 202V203H212ZM236 202V203H235ZM255 202V203H254ZM17 203V204H16ZM24 203H26V204H24ZM33 203V204H34ZM49 203V204H48ZM51 203V204H50ZM55 205H54V204ZM60 203V204H59ZM69 204L68 206L67 205H65V204ZM106 203V202H105ZM142 204V206H141V204ZM157 203V204H156ZM159 203V204H158ZM162 203H164V205L163 206H161L162 205ZM191 203H193V204H191ZM195 203H198L201 207L200 208H198L199 207V205L198 204H195ZM231 203V204H230ZM237 204V203H239L240 205H239V207L238 206H235V204ZM243 203V204H242ZM250 203V204H249ZM251 203H253V204H251ZM260 203V204H259ZM23 204V205H22ZM29 204V205H28ZM139 204V206H137ZM153 204V205H152ZM177 204V205H176ZM179 204V205H178ZM214 204V205H213ZM223 204V205H222ZM257 206L258 204H259V206L256 208L255 207V205ZM262 204V205H261ZM25 205V206H24ZM39 205V206H38ZM71 205V206H70ZM73 205V206H72ZM76 205V206H77ZM85 205H87L85 208L83 207V206H85ZM127 205V206H126ZM133 205V206H132ZM150 205H152V206H150ZM166 205H167V207H166ZM169 205V206H168ZM175 205V206H174ZM202 205H204V206H206V207H203ZM210 205H211V207H210ZM238 205V204H237ZM246 205V206H245ZM247 205H248V207H247ZM250 205H251V207L252 208H254L255 207V214H254V212H253V210L254 209H252L251 207H250ZM254 205V206H253ZM23 206V207H22ZM32 206V207H31ZM57 206V207H56ZM67 206V207H66ZM102 206V207H101ZM107 206V207H106ZM136 206V207H135ZM142 208H141V207ZM174 206V208H172ZM177 206V207H176ZM180 206V207H179ZM188 206V207H189ZM218 206V207H217ZM222 206V207H221ZM243 206V207H242ZM245 206V207H244ZM24 207H25V209H24ZM28 207H30V208H28ZM36 207H38V210L36 209ZM83 207V208H82ZM104 207V208H103ZM106 207V208H105ZM109 207H111V206H109ZM124 207H122V209H124ZM156 207V208H155ZM158 207V208H157ZM178 209H176V208ZM193 207H196L195 209L193 208ZM205 208V213H204V211H203V208ZM214 207V208H213ZM215 207H217V209L215 208ZM220 207V208H219ZM230 207V208H229ZM232 207V208H231ZM240 207H241V209L242 210H240ZM247 207V208H246ZM249 207H250V209H249ZM5 208H2V209H0V211H2V210H4ZM21 208V209H20ZM35 209L34 211H33V209ZM64 208H66V209H64ZM72 208V209H71ZM82 208V209H81ZM96 208H98V209H96ZM141 208V210H139ZM153 208V209H152ZM161 208H164L165 210H161ZM172 210H171V209ZM201 208H202V210H201ZM206 208H208V210H209V212L206 210ZM259 208H262V209H259ZM24 209V210H23ZM73 209L75 210L74 212L76 213V211L77 210H79V212L77 213L78 215H76V216H78L77 218H76V216L74 217V215H75V213L74 214H72V212H73ZM106 209V210H105ZM148 212V210L149 209H152L151 211H152V213L150 212V210H149V212H150V214H152V216L151 215H149V213H147V212H145L144 213V211L145 210ZM161 210V212H160V210ZM170 209V210H169ZM180 209H181V211H180ZM182 209H184V210H182ZM196 209H197V211H196ZM220 209V210H219ZM229 209V210H228ZM237 209H238V211H237ZM248 209V210H247ZM18 210H20V212L18 211ZM22 210V211H21ZM26 210V211H25ZM87 210H88V213H89V211L91 212V214L89 213H87ZM99 210V211H98ZM105 210V211H104ZM112 210V209H111ZM130 210H131V212H130ZM139 210V211H138ZM158 210V211H157ZM168 210V211H167ZM186 210V211H185ZM195 212H194V211ZM217 210V211H216ZM225 210V211H224ZM228 210V211H227ZM246 210H247V212H246ZM250 210H251V212H250ZM260 210H261V213H260ZM263 210V211H262ZM5 211V210H4ZM29 211V212H28ZM33 211V212H32ZM42 211L44 212V214H42ZM47 211V212H46ZM68 211H69V213H71L72 214V216L70 215V214H67L68 213ZM72 211V212H71ZM110 213H109V212ZM166 212V218L165 217H163V215H165V213L164 212ZM170 211V212H169ZM178 211V212H177ZM184 211V212H183ZM200 211V212H199ZM203 211V213L204 214H207V216L206 215H204L203 213H201ZM211 211V212H210ZM219 211V212H218ZM224 211V212H223ZM229 211H231V212H229ZM241 211H243V212H241ZM249 211V212H248ZM257 211H259V214H258V212ZM23 212H25L24 214H20V213H23ZM30 212H32V213H34V214H32V213H30ZM39 212H41V213H39ZM64 212V213H63ZM86 213V214H88L87 216V218H85V219H81V218H79L81 215H82V218H83V214L84 213ZM93 212V213H92ZM96 212V213H95ZM108 212V213H107ZM117 212V213H116ZM123 212V211H122ZM136 212H138V213H136ZM154 212V213H153ZM159 212V213H158ZM172 212V213H171ZM180 212V213H179ZM181 212H183V213H181ZM188 212V213H187ZM190 212H191V214H190ZM198 213V215H197V213ZM217 212H218V215H217ZM226 212H228V213H226ZM239 212V213H238ZM241 212V213H240ZM246 212V213H245ZM252 212H253V215H254V217L252 216ZM257 212V213H256ZM2 214H3V212H1ZM46 213V214H45ZM47 213H49V214H47ZM54 213V217L52 216V214ZM82 213V214H81ZM98 213V214H97ZM146 213H147V215H149V217H147V216H145L146 215ZM158 213V214H157ZM162 213H163V215H162ZM168 213H169V215L170 216H168ZM176 213V214H175ZM180 215H179V214ZM187 214V216L186 215H184V214ZM196 213V214H195ZM210 213V214H209ZM221 213V214H220ZM226 213V215L228 216V219H229V221H228V219H227V216L226 215H224V214ZM238 214V215H235V217H233V215L232 214ZM20 214V215H19ZM26 214V215H25ZM30 214H32V215H30ZM39 214V215H38ZM40 214H42L43 216H41L40 217ZM79 214H81L80 216H79ZM86 214H85V216H86ZM106 214V215H105ZM139 214V215H138ZM140 214H141V216H140ZM144 214V215H143ZM155 214V215H154ZM162 215V218H161V215ZM171 214H173L172 216H173V218H172V216H171ZM177 214L179 215V216H177ZM199 214H201V216L199 215ZM220 214V215H219ZM241 214V215H240ZM246 214V215H245ZM251 214V215H250ZM256 214H258V216H256ZM28 215V216H27ZM36 215V216H35ZM40 217V218H37L38 216ZM44 215H49V217H48V219H47V216H44ZM93 215V216H92ZM96 215V216H95ZM157 215H158V217H160V218H158L157 217ZM182 215H184L183 216V218H180ZM189 215H191L190 217H189ZM193 215V216H192ZM196 217H195V216ZM208 215L210 216V217H208ZM225 216V217H220V216ZM244 215V216H243ZM248 215V216H247ZM250 215V216H249ZM9 216V217H8ZM20 216H21V219H20ZM50 216H52V218L50 217ZM101 216V217H100ZM104 216V217H103ZM132 216H131V218H132ZM155 216V217H154ZM174 216H175V218L176 219H174ZM189 217L191 220V223L189 222V220L187 221V219H189V218H187V219H184V218H186V217ZM200 216V217H199ZM219 216V218H217ZM22 217H23V219H22ZM26 217V218H25ZM28 217V218H27ZM74 217V218H73ZM91 217V218H90ZM93 217V218H92ZM97 217H98V219L100 220L101 218H104V219H107V218H109V220L110 221H112L110 218H112L114 221H116V222H114V223H112V222H110L109 220L107 221V220H105V223L106 224H113V225H108V226H110L111 227V229L107 226V228H108V230L106 229V231H105V228L103 229V227H105L106 225H105V223H104V225L105 226H103V223L101 224V222L102 221H104V219L103 220H98L97 219ZM100 217V218H99ZM107 217V218H106ZM139 217H144L143 218V220H145V222L146 223H141V224H139L137 221H142V218L140 219ZM154 218V220L152 219L151 220V222L152 221H154V222H152V224H151V222H150V220H148V222L146 221V219L148 218V219H150V218ZM202 217L203 218H205L204 220L202 219ZM215 217V218H214ZM241 217V218H240ZM244 217V218H243ZM246 217H248V218H246ZM263 217H264V214H263ZM55 218V219H54ZM88 218H90V220H89V222H87L88 220ZM121 218V219H122ZM155 218H157V219H155ZM167 218H168V221H166L167 220ZM171 218V219H170ZM179 218V219H178ZM194 218V219H193ZM195 218H198L197 219V221L195 220ZM202 219V221H201V219ZM221 218V219H220ZM239 219L240 218V223L238 222V220L237 219ZM244 220H243V219ZM250 218V219H249ZM257 218V219H256ZM30 219V221H28ZM33 219H35L36 221H34ZM38 219V220H37ZM39 219L41 220V221H39ZM53 219V220H52ZM70 219H73V221H75V219L77 220V219H81L80 221L78 220V221H75L76 223L78 222V224H76L75 222H74V224H72V222L70 221ZM93 219H95L94 220V223L92 222V220ZM178 219V220H177ZM181 219H182V221H181ZM208 219L210 220V221H208ZM214 219V220H213ZM216 219V220H215ZM218 219V220H217ZM223 219H225L224 220V222H223ZM244 221H242V220ZM250 221H249V220ZM251 219H253V220H251ZM256 219V220H255ZM0 220V221H1ZM50 220V221H49ZM55 220H57V221H55ZM70 221L71 222V224L72 225H68V224H64L63 222L64 221H66V222H68V221ZM161 220V222L162 223H164V222H166V223H164V224H162L161 223V225L162 226H164V228H167L166 230L167 231H165V229H161L162 228V226L160 225V223H159V221ZM179 220L181 221V223L179 222ZM220 220H222V222L220 221ZM236 220H237V222H236ZM28 221V222H27ZM49 221V222H48ZM55 221V222H54ZM62 221V223L64 224H62V223H60ZM86 222V224L84 223V222ZM99 221V222H98ZM129 221V222H128ZM156 221L158 222V223H156ZM186 221V222H185ZM194 221V222H193ZM199 221V222H198ZM201 221V222H200ZM207 221V222H206ZM211 221H212V223H211ZM217 221V222H216ZM219 221V222H218ZM232 221V222H231ZM241 221H242V223H241ZM248 221V222H247ZM251 221H252V223H255V225L253 224L252 225V223H251ZM33 222V223H32ZM59 222V223H58ZM69 222V223H70ZM83 223V224H81L80 225V223ZM92 222V223H91ZM123 222L125 223V225L123 224ZM130 224V226L128 225L127 226V224L128 223ZM131 222V223H130ZM133 222H135V223H133ZM144 222V221H143ZM173 222V223H172ZM204 222V223H203ZM215 224H214V223ZM246 222V223H245ZM259 222V223H258ZM261 222V223H260ZM24 223H27L26 225H24ZM56 223V224H55ZM89 223V224H88ZM96 223V224H95ZM154 223H156V224H154ZM172 225L171 227H170V224ZM202 224V225H195V224ZM206 223V224H205ZM221 223V224H220ZM246 225H245V224ZM257 223V224H256ZM38 224V225H37ZM40 224H42V225H40ZM49 224H51V225H49ZM58 224L60 225H63V226H67V227H69V228H66V227H61V225L60 226H58ZM78 226H76V225ZM88 224V225H87ZM94 224V225H93ZM98 224V225H97ZM133 224H135V226H134V228H133ZM176 224V225H175ZM179 224V225H178ZM180 224H182V225H180ZM187 224H189V225H187ZM211 224H213L212 225V227H218L219 226V228H221L222 229V231H221V229H218L217 227L216 228H213V229H210L211 228V226L210 225ZM217 224V225H216ZM219 224V225H218ZM224 224H226V226H224ZM228 224V225H227ZM243 224V225H242ZM248 224V225H247ZM260 224H262V225H260V226H262V227H260L259 225ZM38 227H37V226ZM40 225V226H39ZM45 225V226H44ZM48 225L51 227V229H50V227H48ZM88 226V228L90 229H88L87 228V226ZM91 225L93 226L92 228L93 229H91ZM101 227H100V226ZM115 225H117V226H115ZM132 225V226H131ZM139 225V226H138ZM178 225V226H177ZM194 225V226H193ZM207 225V227L209 226V228H204V226H206ZM223 225V226H222ZM256 225H258V226H256ZM14 226V227H15ZM33 226V227H32ZM58 226V227H57ZM90 226V227H89ZM100 228H99V227ZM121 226H125L124 228H123V230L124 231H122L123 233L125 232V228L126 227H129V230H128V232L126 231L125 232V234H123V235H119L118 233H120V232H118V231H120L121 229H122V227ZM147 226V227H146ZM158 226V227H157ZM165 226H167V227H165ZM180 226V227H179ZM185 226H187V227H185ZM203 227V229H202V231L203 232H201V228ZM238 226V227H237ZM242 226H244V227H242ZM250 228V226H251V228L254 230V228H255V231H256V233H257V235H256V233H255V231H253L252 232V229L250 230H248V227ZM253 226V227H252ZM255 226V227H254ZM36 227V228H35ZM47 227H48V229H49V231H53V233H52V235H51V232H49L48 230L46 231L45 229H47ZM71 227V228H70ZM80 227V228H79ZM84 227V228H83ZM94 227H98L99 229L96 231V229L94 228ZM130 227H132L131 229L133 230H131L130 229ZM138 227V228H137ZM156 227V228H155ZM161 227V228H160ZM169 227H170V229H169ZM175 227V228H174ZM177 227H179L178 229H179V231L177 232ZM192 227H194L195 229L193 230V232H195V233H193V232H191V230L193 229ZM197 227H198V229H197ZM257 227V228H256ZM25 228H26V230H27V233L29 232V234H31L32 232H34L33 234H31V236L29 235V237H28V235L26 234V231H25V235H23V233L22 232H24V230H25ZM57 228H59V229H57ZM76 228H77V230H76ZM119 228H120V230H119ZM136 228V229H135ZM149 228V229H148ZM181 228H182V230L184 231L183 233H182V230H181ZM184 228H186V229H184ZM228 228H229V230H228ZM237 228H240V234H239V229H237ZM245 228V229H244ZM259 228V229H258ZM262 228V229H261ZM69 229V230H68ZM78 229H79V232H78ZM86 229H88V230H86ZM95 229V230H94ZM115 229V230H114ZM149 231H148V230ZM169 229V230H168ZM172 229H173V231H172ZM174 229H176L175 231H174ZM217 229V230H216ZM224 229L226 230L225 232H223L224 231ZM236 229V230H235ZM5 230L7 231V232H5ZM8 230H10V231H8ZM34 230V231H33ZM46 231V232H44V231ZM55 230H56V232H55ZM70 230H72V231H70ZM83 231V233H82V231ZM85 230V231H84ZM91 230H94L93 232H92V234H91ZM99 230H100V232H103V233H100L99 232ZM104 230V231H103ZM117 230V233L116 234H118L119 236L118 237H121V238H118L117 237V235L116 236H114L115 237V239H113V237H112V235L114 234L115 235V231ZM164 230V231H163ZM200 230V231H199ZM215 230V231H214ZM231 230V231H230ZM242 230H244L245 231V235L247 236V238H246V236L245 235H243L244 234V232H242ZM261 230H262V232H261ZM2 231H4L5 233H8V235H5V233L4 232H2ZM32 231V232H31ZM37 231H38V234H37ZM60 231V232H59ZM69 231V232H68ZM75 231H77V233H76V235H75ZM113 232V234L111 233V232ZM146 231V232H145ZM172 231V232H171ZM188 231H189V233H188ZM197 231V232H196ZM204 231L206 232V233H204ZM217 231H219V232H217ZM228 231H229V233H228ZM249 231V232H248ZM259 231V232H258ZM12 232V233H11ZM18 232V233H17ZM42 232V233H41ZM81 232V233H80ZM96 233V235H98V237L95 235V233ZM107 232H108V234L110 233V234H112L110 237H112V238H110L109 236H108V234H107ZM129 232H131L132 233V236H130V234H129ZM134 232H140L138 235H141V237L139 238L138 236H137V233H136V235H134L133 233ZM185 232H187L186 234H188V236H186L185 237ZM193 233V234H191V233ZM210 232H212V235L210 236ZM222 232V233H221ZM235 232V233H234ZM4 233V234H3ZM9 233H11V234H13V233H16V235L15 236H17V237H14V239H8L9 237H12V236H14V235H9ZM21 233V234H20ZM60 233V234H59ZM65 234L66 235V237H65V235L64 236H61L62 234ZM69 233H71V234H69ZM80 233V234H79ZM90 233V236L92 235V237H89L88 238V234ZM99 233V234H98ZM143 233H146V234H143ZM153 234V236L151 235V234ZM170 233H172V235H169ZM174 233H176V234H174ZM179 233V234H178ZM182 233V235H180ZM201 234L202 233V235H200V239L198 240L197 239V237L199 236V234ZM203 233H204V235H205V237L203 236ZM214 233V234H213ZM226 233V234H225ZM246 233H248V234H246ZM249 233H251L250 235H249ZM253 233V234H252ZM260 235H259V234ZM1 234H3L2 236H1ZM36 234V236H40L39 238H36V239H33L34 241H36L35 243H33L34 241L31 239V238H35V236H33V235H35ZM45 234V235H44ZM78 234H79V236H78ZM81 234H86V236H81ZM94 234V235H93ZM105 234H107V236L108 237H106V236H104ZM129 234V235H128ZM148 234V235H147ZM184 234V235H183ZM190 234V235H189ZM196 234V235H195ZM219 236H218V235ZM221 234V235H220ZM231 236L232 238H230L229 236ZM236 234H239V235H237L236 236ZM49 236V235H51L50 237H48V238H46L47 236ZM61 237H60V236ZM71 235H73L74 237H72ZM101 235V236H100ZM149 235L152 237V239H150L151 237H149ZM159 235V236H158ZM175 235H179V237L181 238V237H183L182 239H176V238H174L173 236H175ZM192 235V236H191ZM194 235V236H193ZM216 235V236H215ZM223 235V236H222ZM234 237H233V236ZM255 235L257 236V238H260V239H257L256 237H255ZM3 236L4 237H7V236H9L7 239L9 240V242H7V240H5L4 239V242H1V240H2V238H3ZM19 236V237H18ZM22 236H25V237H23L22 238ZM42 236V237H41ZM138 237L136 240H138V241H135V238L136 237ZM189 236H191V237H194L193 239H191V237H189ZM218 236V237H217ZM222 236V237H221ZM226 236V237H225ZM239 236V237H238ZM245 236V237H244ZM27 237V238H26ZM44 237V238H43ZM51 237H53L52 239H50ZM63 237H65V238H63ZM80 237V241H77L78 240V238ZM86 237V238H85ZM101 237V238H100ZM104 237H106V238H104ZM131 237V238H130ZM147 237V238H146ZM156 237V238H155ZM170 237V238H169ZM175 237H177V238H179L178 236H175ZM189 237V240L191 241V242H195V241H197V245H195V243L193 244H191V242L189 241V240H187V238ZM210 237V238H209ZM221 237V238H220ZM244 237V238H243ZM252 237V238H251ZM253 237H255L254 238V240H253ZM21 238V239H20ZM25 238L26 239H28V240H25ZM40 238H43L42 240L40 239ZM69 238H70V240H69ZM83 238V239H82ZM86 239V241H84L85 239ZM99 238V239H98ZM110 238L111 239V241L110 240H108V239ZM133 238H134V241L132 242L131 240H133ZM145 238H146V243L145 242H141V241H145ZM168 238V239H167ZM172 238V239H171ZM186 238V239H185ZM203 238V239H202ZM207 238V239H206ZM209 238V239H208ZM212 238H213V241H211L212 240ZM219 238H220V240H219ZM227 238V239H226ZM239 238H241V239H243V240H239ZM250 238V239H249ZM16 239V240H15ZM18 239V240H17ZM38 239V240H37ZM57 239V240H56ZM72 239V240H71ZM73 239H77L76 241L74 240V243H73ZM88 239L90 240H93V241H88ZM98 239V240H97ZM102 239V241H100ZM107 239V240H106ZM117 239H118V241H117ZM125 240V241H123V240ZM130 239V241H131V243L134 245H132L128 240ZM139 239H140V241H139ZM142 239V240H141ZM154 239H156L157 241H159L160 243H162V240H164L163 241V244L161 245L159 242H157L156 240L154 241ZM170 239L173 241V244L170 242ZM184 239H185V241H184ZM216 239V240H215ZM225 239V240H224ZM232 239V240H231ZM235 239H236V242H235ZM29 240H30V242H29ZM31 240L33 241L32 243H31ZM58 240H60L61 241V243L58 241ZM68 240V241H67ZM97 240V241H96ZM104 240V241H103ZM114 240V241H113ZM124 242L123 244H128V245H125V247H124V245L123 244H121L122 243V241ZM166 240V241H165ZM174 240H177L176 242L174 241ZM195 240V241H194ZM200 240H202V241H200ZM206 240V241H205ZM218 240H219V243H218ZM223 242H222V241ZM230 241V243H228L229 241ZM246 240H248L247 242H246ZM258 241V242H260V244L258 245V242L256 241L254 244H252V242L251 241ZM10 241H12V242H10ZM14 241V242H13ZM16 241L18 242L17 244H16ZM23 241L26 243H29V244H31V245H27V243H26V245H25V243H23ZM39 241V242H38ZM41 241V242H40ZM46 241V242H45ZM51 243H50V242ZM55 241H58L60 244H61V246L62 245H64L62 248H61V246H59L58 244H57V242L55 243ZM63 241V242H62ZM65 241H67V244L65 243ZM95 241H96V243H95ZM105 241H107V243L105 242ZM110 241V242H109ZM117 241V242H116ZM170 242V244H169V242ZM228 241V242H227ZM234 241V242H233ZM78 242H81V243H79L78 244ZM84 242H87V243H84ZM99 242V243H98ZM135 242V243H134ZM136 242H138L139 243V245L141 244V246L142 247H146L145 249H147L148 247V249L147 250H150L151 249V251H149V253H151V255L149 254H147V250H145L144 248H141V246H138V243H136ZM168 243V245H166V243ZM211 242H216L217 244H219V245H217L216 243V246H215V244H213V243H211ZM225 242H227V246H226V243ZM238 242H239V245H238ZM247 244H252V245H247ZM251 242V243H250ZM11 243V244H10ZM17 245V247L16 246H14L15 244ZM19 243H21V244H19ZM24 245H23V244ZM39 243V244H38ZM47 243H49L50 245V247L48 246V244ZM63 243V244H62ZM84 243V244H83ZM91 243V244H90ZM95 243V244H94ZM103 243H104V245H103ZM106 243V244H105ZM113 243V244H112ZM177 243L179 244V245H177ZM188 243V244H187ZM211 243V244H210ZM221 243H224V245L223 244H221ZM235 243H237V245L235 244ZM257 243V244H256ZM263 243V244H262ZM8 244V245H7ZM37 246H36V245ZM53 244H54V246H56L55 244H57L58 246L56 247V249L53 247ZM92 244H94V245H92ZM111 244H112V246H114V244H115V246L114 247H112V248H110L109 250H107L108 249V247H109V245L111 246ZM117 244V245H116ZM120 244V245H119ZM173 246H175V247H173ZM183 244L185 245V246H183ZM187 244V245H186ZM204 244H206V245H204ZM209 244V245H208ZM232 244H234V246L232 245ZM245 244V245H244ZM5 245H7V246H5ZM71 245V247H69ZM92 245V246H91ZM163 247H161V246ZM165 245V246H164ZM169 245H171V246H169ZM201 245H204V246H201ZM208 245V247H206ZM230 245V246H229ZM248 247H247V246ZM258 245V246H257ZM5 246V247H4ZM22 247V249H21V247ZM25 246H27L28 248H29V246H30V249H28L27 247H25ZM35 247V248H32V247ZM49 247V249H46L47 247ZM65 246H67V247H65ZM88 246V247H87ZM97 246V247H96ZM101 246H102V248L103 247H105L104 248V250L103 249H101ZM106 246H107V248H106ZM127 246V247H126ZM135 246H136V248H135ZM153 246H155V247H153ZM167 246H168V248H167ZM191 246H192V248H191ZM201 247V248H199L198 249V251H197V248H195V247ZM243 246V247H242ZM260 246V247H259ZM40 247H41V249H40ZM42 247H43V251L42 252H44V253H41V250H42ZM60 247V248H59ZM65 247V248H64ZM140 247V248H139ZM152 247V248H151ZM159 247H161V248H159ZM164 247H166V248H164ZM171 247V248H170ZM179 247V248H178ZM211 247V248H210ZM220 247H221V249H220ZM233 247V248H232ZM234 247H235V250H234ZM239 247V248H238ZM242 247V248H241ZM250 247H251V249H250ZM27 250H26V249ZM32 248V249H31ZM114 248V249H113ZM115 248H117V249H115ZM133 248L138 252V254L140 253H143L144 251H147L146 253H143V254H141V255H136L137 254V252L135 251V250H133ZM170 248V249H169ZM188 248H190L189 250H188ZM205 248V249H204ZM207 248V249H206ZM214 248L216 249V250H214ZM218 248H219V250H218ZM254 248V249H253ZM262 248V249H261ZM63 249V250H62ZM68 249V250H67ZM94 249V250H93ZM96 249H98L97 251H96ZM101 249V250H100ZM111 249H112V251H111ZM118 249H119V251H118ZM124 249V250H123ZM129 249H132L131 251L129 250ZM163 249V250H162ZM177 249V250H176ZM193 249V250H192ZM204 249V250H203ZM228 249H230V250H228ZM256 249V251H258L259 250V253H257L256 251H254ZM6 250V251H5ZM14 250V251H13ZM26 250V253L24 252ZM32 250H34V251H32ZM40 250V251H39ZM55 250H56V252H55ZM103 250V252H105L106 250V252L105 253H107V254H103V255H100L101 253H100V251H102ZM114 250H116L115 252H114ZM130 251L131 253H128V252H126L125 254H123L122 252L123 251ZM142 250H143V252H142ZM153 250H154V252H153ZM157 250H158V252L159 251H164V254L167 252V250H168V254H167V256L168 255H170L169 257H167L168 259H166V258H164L163 256H161L160 254H163L162 252L159 254L158 252H157ZM172 252H171V251ZM207 250H208V252H207ZM210 250V251H209ZM212 250H213V252H215V254L214 255H209V252H211L210 254H213V252H212ZM224 252V253H221V254H219V252ZM222 250V251H221ZM225 250V251H224ZM10 251H12V253H13V257H11L10 255L12 254ZM27 251H29V252H27ZM40 252V254L39 253H37V252ZM46 251V252H45ZM51 251V252H50ZM59 251H62L63 253H62V255L60 254V253H58ZM84 251H86V252H84ZM88 251V252H87ZM91 251V252H90ZM96 251V252H95ZM122 251V252H121ZM170 251V252H169ZM187 251V252H186ZM190 251V252H189ZM196 252L195 254L197 255H193L192 256V261L190 260V258H191V256H188L189 254H191V252L193 253V252ZM202 253H200V252ZM203 251V252H202ZM227 251V252H226ZM10 252V253H9ZM34 252H36V254L34 253ZM78 252H79V254H78ZM86 253L85 255H89L88 257H92V259L90 260V258L88 259V257L87 256H85L84 255V253ZM92 253L91 255H93V252L96 254V253H98V254H96V256H91L90 255V253ZM113 252L115 253V254H113ZM122 253V255H121V253ZM135 252V253H134ZM153 252V253H152ZM155 252H157V253H155ZM176 252H180V253H182V254H177V256L174 254V253H176ZM185 252H186V254H185ZM199 252V253H198ZM204 252L205 253H207V254H205V255H203L204 254ZM226 252V253H225ZM252 252H254V254L252 253ZM2 253H4V254H2ZM24 253H25V255H24ZM28 253V255L26 256V254ZM29 253L31 254V255H29ZM88 253V254H87ZM100 253V254H99ZM117 253V254H116ZM155 253V254H154ZM170 253V254H169ZM174 255H173V254ZM189 253V254H188ZM231 255V261L229 260V254ZM237 253V255L236 256H234L235 254ZM10 254V255H9ZM37 254H39L38 255V257H37V259H35L36 258V256H37ZM42 254V255H41ZM57 254H60V255H57ZM75 254V255H74ZM79 255V257H78V255ZM83 254V255H82ZM111 254H113L116 258H118L117 259V262H116V260H114V256L112 257V259H113V261H112V259H111V257L110 256H107V255H111ZM130 254V255H129ZM152 254H153V256H152ZM171 254H172V256H171ZM194 254V253H193ZM200 254H201V256H200ZM216 254H218V256L216 255ZM225 254V255H224ZM234 254V255H233ZM240 254L243 256L242 258V261H241V256H240ZM251 254H252V256H251ZM9 255V257H7V256ZM23 255H24V257H23ZM33 255V256H32ZM35 255V256H34ZM41 255V256H40ZM82 255V256H81ZM100 257H99V256ZM125 255H127V257H124ZM129 255V256H128ZM132 255V256H131ZM136 255V256H135ZM143 255V256H142ZM158 255H160V256H158ZM181 255V257H182V259H181V257L179 258V256ZM208 255V256H207ZM222 255H223V257H222ZM228 256V259H227V256ZM245 255H250L249 257H251V258H249V257H247V256H245ZM257 255H259V257L260 258H256V256ZM28 256H32V259H31V257H29L30 258V261L28 260L29 258H28ZM39 256H40V258H39ZM69 256V257H68ZM81 256V257H80ZM85 256V257H84ZM101 256H103L104 257V259L103 258H101ZM139 258H147V260H144V258L143 259H139ZM142 256V257H141ZM176 258H175V257ZM198 256H199V258H198ZM209 256H211V257H209ZM217 256V257H216ZM226 256V257H225ZM4 257V258H3ZM11 257V258H10ZM47 257H49V258H51V259H47ZM58 257V258H57ZM84 257V258H83ZM87 257V258H86ZM95 257V260L93 261V258ZM109 257H110V259H111V261H110V259H109ZM134 257H137V258H135V260H134ZM154 259H153V258ZM163 257V258H162ZM166 257V256H165ZM184 257V258H183ZM219 257V258H218ZM233 257V258H232ZM38 258L41 260V263H40V260H39V262L37 263V260H38ZM42 258V259H41ZM54 259V261H52L53 259ZM57 260H56V259ZM69 258V259H68ZM79 258V259H78ZM80 258L81 259H83V260H80ZM97 258L98 259H100V260H97ZM108 258V259H107ZM120 258H126V260L125 259H123V261H122V259H121V261H120ZM150 258H152L151 260H150ZM178 258V259H177ZM186 258V259H185ZM189 258V259H188ZM193 258H194V260H193ZM213 258V259H212ZM215 258H216V260H215ZM222 258H224L223 260H222ZM239 259V260H237V262L234 260V259ZM249 258V259H248ZM8 259V260H7ZM129 259H131V260H129ZM202 259V260H201ZM204 259V260H203ZM227 259V260H226ZM248 259V260H247ZM3 260V261H2ZM7 260V261H6ZM14 262H13V261ZM23 260V261H22ZM32 260V261H31ZM45 260V261H44ZM85 260V261H84ZM108 260V261H107ZM134 260V261H133ZM154 260V261H153ZM175 260H176V262H175ZM184 260V261H183ZM187 260V261H186ZM189 260V261H188ZM199 260V261H198ZM207 260H212V263L210 262V261H207ZM244 260V261H243ZM47 261V262H46ZM50 261V262H49ZM52 261V262H51ZM84 261V262H83ZM105 261V263H102V262H104ZM125 261H126V263H125ZM130 261H132V262H130ZM174 261V262H173ZM177 261H178V263H177ZM182 261V262H181ZM196 261H198V262H196ZM229 261V262H228ZM238 261H240V262H238ZM247 261V262H246ZM258 261V262H257ZM5 262V263H4ZM36 262V263H35ZM43 262H45V263H43ZM89 262V263H88ZM169 262V263H168ZM187 262V263H186ZM225 262V263H224ZM236 262V263H235ZM253 262V263H252ZM69 263V264H70ZM95 263V264H96ZM198 264H201V262L200 263H198ZM259 264V263H258Z\"/></svg>","mask_w":264,"mask_h":264},{"label":"bare ground","instance_id":"bare-ground-1","mask_svg":"<svg viewBox=\"0 0 264 264\" xmlns=\"http://www.w3.org/2000/svg\"><path fill=\"white\" fill-rule=\"evenodd\" d=\"M8 1H9V0H8ZM42 1H43V0H42ZM48 1H49V0H48ZM51 1H52V0H51ZM56 1H57V0H56ZM56 1H55V3H56ZM62 1H63V0H62ZM75 1H76V0H75ZM79 1H81V0H79ZM87 1H89V0H87ZM87 1H86V2H87ZM96 1H97V0H96ZM96 1H95V3H96ZM117 1H118V0H116V2H117ZM119 1H120V0H119ZM125 1H126V0H125ZM190 1H191V0H190ZM241 1H242V0H241ZM248 1H249V3H250V0H248ZM1 2H2V0H1ZM3 2H4V0H3ZM3 2H2V3H3ZM53 2H54V1H53ZM58 2H59V1H57L56 5L58 4ZM60 2H61V1H60ZM60 2H59V3H60ZM64 2H65V1H64ZM64 2H61V3L63 4ZM69 2H70V1H69ZM73 2H74V1H73ZM73 2H72V4H73ZM123 2H124V1H123ZM132 2H133V0H132ZM221 2H222V1H221ZM242 2H243V5H244V2H246V1L244 0V1H242ZM4 3L6 4V2H4ZM16 3H17V1H16ZM44 3H47L46 0H45ZM51 3H52V2H51ZM61 3H60V4H61ZM70 3H71V2H70ZM84 3H85V2H84ZM84 3H83V4H84ZM88 3H89V2H88ZM88 3H87V4H88ZM90 3L92 4V1H91ZM104 3H105V2H104ZM134 3H136L135 0H134ZM239 3H241V2L238 1V4H239ZM256 3H257V2H256ZM20 4H21V1H20ZM29 4H30V3H29ZM40 4H41V3H40ZM40 4H39V5H40ZM42 4H43V3H42ZM42 4H41V5H42ZM60 4H59V5H60ZM67 4H69V3H67ZM116 4H117V3H116ZM118 4H119V3H118ZM118 4L116 5L117 7L120 5V4H119V5H118ZM121 4H122V3H121ZM137 4H138V3H137ZM144 4H145V3H144ZM154 4L156 5V3H153V6H155ZM7 5H8V4H7ZM9 5H10V3H9ZM18 5H19V3H18ZM23 5H24V4H23ZM48 5H49V4H48ZM51 5H55V4H51ZM56 5H55V6H56ZM59 5H58V7H59ZM73 5H74V4H73ZM88 5H89V4H88ZM88 5H87V7H88ZM111 5H113V3H112ZM122 5H123V4H122ZM139 5H141V4H139ZM159 5H160V4H159ZM234 5H235V2H234ZM251 5H253V4H251ZM46 6H47V5H46ZM46 6H45V7H46ZM63 6H64V5H63ZM65 6H67V5H65ZM93 6H94V5H93ZM98 6H99V5H98ZM120 6H121V5H120ZM123 6H124V5H123ZM123 6H121V7H123ZM156 6H157V5H156ZM164 6H165V5H164V3H163V7H164ZM186 6H187V5H186ZM208 6H209V5H208ZM208 6H207V7H208ZM51 7H52V9H53L54 6H51ZM51 7H48V8H51ZM70 7H71V6H70ZM74 7H75V6H74ZM76 7H77V5H76ZM108 7H109V6H108ZM121 7H120V9H121ZM128 7H129V6H128ZM137 7H138V6H137ZM141 7H142V6H141ZM141 7H140V8H141ZM163 7H162V8H163ZM238 7H239V6H238ZM247 7H248V6H247ZM247 7H245V8H247ZM250 7H251V6H250ZM42 8H43V5H42ZM46 8H47V7H46ZM56 8H57V7H56ZM71 8H72V7H71ZM71 8L68 9V10L72 11L73 9L71 10ZM101 8H102V7H101ZM114 8H115V7H114ZM123 8H124V7H123ZM123 8H122V12L125 10V9H123ZM229 8H230V7H229ZM253 8H254V7H253ZM7 9H8V8H7ZM10 9H11V8H10ZM58 9H59V8H58ZM58 9H57V10H58ZM86 9H88V8H86ZM90 9H91L92 11H94L93 9H95V8H93V9H92V8H89L88 10H90ZM99 9H100V8H99ZM108 9H109V8H108ZM110 9H112V7H110ZM131 9L133 10L134 8L132 7ZM131 9H130V13H131V14L128 12V13L130 14V16L132 15V11H131ZM135 9H136V8H135ZM137 9H139V8H137ZM249 9H250V8H249ZM249 9H248V10H249ZM251 9H252V8H251ZM8 10H9V9H8ZM19 10H20V9H19ZM38 10H39V9H37V11H38ZM55 10H56V9H55ZM57 10H56V12H57ZM63 10H65V7L62 9V11H63ZM84 10H85V9H84ZM96 10H97V9H96ZM96 10L94 11V13H97V12H98V11L96 12ZM161 10H162V9H161ZM161 10H160V11H161ZM166 10H167V9H166ZM176 10H178V9H176ZM176 10H174V11H176ZM187 10H188V9H187ZM191 10H192V9H191ZM218 10H219V9H218ZM227 10H228V9H227ZM234 10H235V9H234ZM234 10H233V11H234ZM237 10H239V8H237ZM240 10H241V8H240ZM13 11H14V10H13ZM70 11H69V12H70ZM77 11H78V10H77ZM77 11H76V13H77ZM106 11H107V10L105 9V12H106ZM111 11H112V10H111ZM111 11H109V12H111ZM118 11H119V10H118ZM2 12H3V11H2ZM7 12H8V11H7ZM7 12H6V14H7ZM18 12H19V11H18ZM53 12H54V11H53ZM59 12H60V11H59ZM74 12H75V11H74ZM79 12H80V11H79ZM84 12H85V11H84ZM112 12L115 13L114 11H112ZM120 12H121V11H120ZM120 12H119V13H120ZM133 12H134V11H133ZM157 12H158V11H157ZM165 12H166V11H165ZM177 12H179V11H177ZM182 12H183V11H182ZM3 13H4V14H1V12H0V15H6L5 12H3ZM20 13H21V12H19L18 14H20ZM71 13H72V12H71ZM89 13H90V12L87 13L88 16L90 15ZM92 13H93V12H92ZM153 13H155V12H153ZM153 13H152L151 15H153ZM172 13H173V12H172ZM184 13H185V12H184ZM202 13H203V12H202ZM209 13H210V12H209ZM209 13L207 14V12H206V14H207L206 16H211L212 13H210V15H209ZM25 14H26V13H25ZM57 14H59V13H57ZM57 14H56V15H57ZM73 14H74V13H73ZM78 14H79V13H78ZM81 14H82V13H81ZM85 14H86V13H85ZM87 14H86V15H87ZM97 14H98V13H97ZM101 14H103V13H101ZM105 14H106V13H105ZM108 14H109V13H108ZM108 14H107V15H108ZM133 14H134V13H133ZM198 14H199V13H198ZM198 14H197V15H198ZM200 14H201V13H200ZM235 14L237 15L236 12H235ZM248 14H249V13H248ZM8 15H10L9 12H8ZM20 15H21V14H20ZM20 15H19V17H20ZM33 15H34V14H33ZM42 15H43V14H42ZM42 15H41V16H42ZM64 15H65V14H64ZM68 15H69V14H67L65 17H67ZM93 15H94V14H92L91 17H93ZM110 15H112V13H110ZM115 15H116V13H115ZM135 15H136V14H135ZM155 15H156V14H155ZM229 15H231V14H229ZM252 15H253V14H252ZM17 16H18V15H17ZM27 16H28V15H27ZM60 16H62V14H60ZM60 16L58 15V17H60ZM74 16H75V14H74ZM74 16H73L72 18H70V19H69V18H65V21H66V19L73 20ZM79 16H80V14H79ZM83 16H84V15H83ZM112 16H113V15H112ZM122 16H123V15H122ZM127 16H128V15H127ZM130 16H129V17H130ZM133 16H134V15H132V17H133ZM217 16H218V15H217ZM248 16H249V15H248ZM3 17H4V16H3ZM8 17H9V16H8ZM13 17H14V15H13ZM23 17H26V16L24 15ZM62 17H63V16H62ZM62 17H60V18L58 19V21H60V19H61ZM91 17H90V19H91ZM110 17H111V16H110ZM114 17H115V16H114ZM114 17H113V20H109V21L107 20L108 23H109L110 21H111V23H113L112 21H114ZM116 17H117V16H116ZM119 17H121L120 14H119ZM192 17H193V16H192ZM203 17H204V16H203ZM234 17H235V15H234ZM14 18H16V17H14ZM20 18H21V17H20ZM27 18H30V15H29V17H27ZM31 18H32V17H31ZM52 18H53V17H52ZM52 18H51V20H52ZM117 18H118V17H117ZM117 18H115V19H117ZM134 18H135V16H134ZM134 18H132L131 20L134 21V20H135ZM193 18L195 19V16H194ZM201 18H202V17H201ZM207 18H208V17H207ZM229 18H230V17H229ZM0 19H1V18H0ZM35 19H36V18L34 17V20H35ZM53 19H54V20L57 19L56 16H55ZM111 19H112V17H111ZM124 19H125V18H122V19H120V20H124ZM129 19H130V18H129ZM245 19H246V18H245ZM256 19H257V18H255V19H253V20H251V21H255V22H256V21H257V22H258V21H260V22H264V21L262 20V18H261L260 20H256ZM15 20H16V22H17L18 19L16 18ZM21 20H25V19H20V21H21ZM28 20H29V19H28ZM42 20H44V17H43ZM45 20H46V19H45ZM45 20H44V21H45ZM74 20H76V16H75ZM74 20H73V22H74ZM127 20H128V19H127ZM131 20H130V21H131ZM147 20H148V19H147ZM147 20H146V21H147ZM240 20H241V19H240ZM261 20H262V21H261ZM3 21H4V20H3ZM12 21H13V19H12ZM12 21H11V22H12ZM26 21H27V20H26ZM32 21H33V20H32ZM36 21H40V19H39V20L36 19ZM56 21H57V20H55V22H56ZM58 21H57V22H58ZM104 21L106 22V20H104ZM139 21H140V19H139ZM218 21H219V20H218ZM251 21H250V22H251ZM16 22H15V23H16ZM42 22H43V21H42ZM48 22H49V21H46V23H48ZM52 22H53V21H51L50 23H52ZM55 22H54V23H55ZM57 22H56V23H57ZM68 22H69V21H68ZM68 22H67V23H68ZM94 22L98 23L99 21H98V22H97V21H94ZM94 22H92V23H94ZM115 22H117V21L115 20ZM122 22H123V21H122ZM221 22H222V21H221ZM226 22H227V21H226ZM240 22H241V21H240ZM240 22H239V23H240ZM248 22H249V21H248ZM255 22H254V23H255ZM257 22H256V24H257ZM260 22H259V23H260ZM18 23H19V21H18ZM21 23H23V22H21ZM27 23L29 24L30 21L26 22V24H27ZM32 23L35 24V22H32ZM36 23H37V22H36ZM38 23H41V22H38ZM58 23H59V22H58ZM58 23H57V24H58ZM69 23H71V25L73 24L72 22H69ZM69 23H68V24H69ZM74 23H75V25H76V22H74ZM92 23H91V24H92ZM123 23H125V25H127L128 23L130 24V22H128V23L126 24V21H125V20H124ZM123 23H122V25H123ZM131 23H132V22H131ZM155 23H156V22H155ZM157 23H158V22H157ZM159 23H160V22H159ZM161 23H162V21H161ZM254 23H253V24H254ZM259 23H258L257 25H259ZM34 24H32V27H33ZM42 24L44 25L43 27L46 29V31H44V32L46 33V32H47V28L45 27L44 22H43ZM52 24H53V23H52ZM68 24H67V26H68ZM88 24L90 25V23H88ZM88 24H86V25L89 26ZM102 24H103V23H102ZM144 24H145V23H144ZM216 24H218V23H216ZM232 24H233V22H232ZM240 24H241V23H240ZM246 24H248V23H245V25H246ZM256 24H254V25H256ZM261 24H262V23H260V26L257 27V29H258V28L261 29V27H262ZM20 25H21V24H20ZM20 25H19V24H18V25L16 24V26H18V27H20ZM37 25H39V24H37ZM55 25H56V24H55ZM61 25H62V24H61ZM61 25H60V28H62ZM73 25H74V24H73ZM78 25H79V24H78ZM99 25H100V24H99ZM152 25H154V24H152ZM157 25H158V24H157ZM161 25H162V24H161ZM175 25H176V24H175ZM175 25H174V26H175ZM207 25H208V27L211 26L210 24H207ZM242 25H244V24L242 23ZM248 25H251V24L249 23ZM257 25H256V26H257ZM10 26H11V25H10ZM16 26H13V27H16ZM22 26H25V25H22ZM29 26L31 27V25H29ZM29 26H28V29H30ZM79 26H80V25H79ZM159 26H160V24H159ZM172 26H173V25L168 26V29H167V30H169V27H172ZM200 26H201V25H200ZM25 27H26V26H25ZM25 27H24V28H25ZM35 27H37V26L35 25ZM35 27H34V28H35ZM41 27H42V26H41ZM41 27L39 26L38 28H39V29H44L43 27H42V28H41ZM49 27H50V26H49ZM65 27H66V26H65ZM68 27H69V26H68ZM73 27H74V26H73ZM85 27H86V26H85ZM85 27H84V28H85ZM97 27H98V26H97ZM97 27H96V28H97ZM182 27H183V26H182ZM202 27H204V26H202ZM214 27H215V24H214ZM219 27H220V26H219ZM235 27H236V26H235ZM240 27H241V26H240ZM254 27H255V26H254ZM8 28H9V27H8ZM8 28H7V29H8ZM24 28H23V29H24ZM34 28H33V29H34ZM75 28H76V27H75ZM93 28H94V27H93ZM96 28H95L94 30H96ZM107 28H108V27H107ZM120 28H121V27H120ZM120 28H119V30H120ZM176 28H178L177 25H176ZM199 28H200V27H199ZM199 28H198V29H199ZM204 28H205V27H204ZM211 28H212V27H211ZM233 28H234V26H233ZM233 28H232V29H233ZM242 28H243V27H242ZM255 28H256V27H255ZM4 29H6V28H4ZM4 29H3V28H2V29L0 28V31L3 30V32L6 33V35L9 34L10 32H12V30H13V29L9 28V30H6V31H7V32H6V31H4ZM10 29H11V30H10ZM15 29H16V28H14V30H15ZM21 29H22V27H21ZM39 29H38V31H39ZM45 29H44V30H45ZM64 29H65V28H64ZM66 29H67V28H66ZM79 29H80V28H79ZM81 29H82V28H81ZM172 29H173V28H172ZM172 29L170 28V30H172ZM191 29H192V28H191ZM209 29H210V28H209ZM213 29H214V28H213ZM234 29H235V28H234ZM238 29H239V28H238ZM246 29H247V28H246ZM14 30H13V31H14ZM16 30H17L16 32H18V29H16ZM25 30H26V29H25ZM25 30H24V31H25ZM36 30H37V28H35L34 30H32V32L34 33ZM106 30H107V29H106ZM167 30H166V31H167ZM184 30H185V28H184ZM199 30H200V29H199ZM206 30H207V29H206ZM228 30H229V29H228ZM235 30H237V29H235ZM239 30H241V28H240ZM239 30H237V31H239ZM253 30H255V29H253ZM263 30H264V29H263ZM263 30H262V31H263ZM9 31H10V32H9ZM20 31H21V30H20ZM24 31H22V32H24ZM26 31H27V30H26ZM28 31H29V30H28ZM67 31H71V30H67ZM67 31H64V32H67ZM114 31H116V30H114ZM178 31H179V30H178ZM194 31H195V30H194ZM200 31H201V30H200ZM200 31H199V33H200ZM204 31H205V30H204ZM215 31H217V30H215ZM215 31H214V32H215ZM244 31H245V30H243V32H244ZM256 31H257V30H256ZM3 32H2V33H3ZM8 32H9V33H8ZM16 32H15V33H16ZM22 32H21V34H22ZM29 32H31V31H29ZM29 32H28V33H29ZM40 32H41V30H40ZM50 32H51V31H50ZM61 32H62V31H61ZM74 32H75V31H74ZM93 32H94V31H93ZM93 32H90V27H89V33L91 34V33H93ZM105 32H106V31H105ZM130 32H131V31H130ZM140 32H141V31H140ZM223 32H225V31H223ZM234 32H235V31H234ZM239 32H240V31H239ZM263 32H264V31H263ZM5 33H4V34H5ZM18 33H19V32H18ZM18 33H16L17 35L15 34L16 36H15L13 33H10V35H13V36H15V37L17 38ZM25 33H26V32H25ZM28 33L24 34V39H25V37L28 38V35H30V33H29V34H28ZM33 33H32V34H33ZM36 33L38 34L39 32H36ZM106 33H107V32H106ZM128 33H129V32H128ZM128 33H127V35H128ZM177 33H178V32H177ZM177 33H176V34H177ZM189 33H190V32H189ZM189 33H188V34H189ZM193 33H194V32H193ZM193 33H191V34H193ZM211 33H212V32H211ZM211 33H210V34H211ZM240 33H241V32H240ZM240 33H239V34H240ZM4 34H1L2 37H3ZM27 34H28V35H27ZM73 34H74V33H72L71 36H74L75 38H78L79 35H76V36H77V37H76V36L73 35ZM104 34H105V33H104ZM119 34L121 35V33H119ZM166 34H167V33H166ZM176 34H175V35H176ZM6 35H5V37H6ZM19 35H20V34H19ZM39 35L41 36L40 33H39ZM42 35H43V34H42ZM44 35H45V34H44ZM49 35H50V34H49ZM56 35H57V34H56ZM66 35H68V34H66ZM66 35H65V36H66ZM88 35H89V34H88ZM99 35H100V34H99ZM99 35H98V36H99ZM120 35H119V37H121ZM124 35H126V34H123V37H124ZM139 35H140V34H139ZM178 35H179V34H177V38H178ZM197 35H198V34H197ZM224 35H225V34H224ZM224 35H223V37H224ZM244 35H245V34H244ZM13 36H11V37L13 38ZM33 36L35 37V35H33ZM33 36H32V40L36 39V37L34 38ZM51 36L56 37L55 35H51ZM57 36H58V35H57ZM65 36H64V37H65ZM90 36H91V35H90ZM98 36H97V37H98ZM100 36H101V35H100ZM106 36H107V35H106ZM140 36H141V35H140ZM146 36H147V34H146ZM162 36H163V35H162ZM239 36H240V35H239ZM239 36H237V37H239ZM11 37H10V38H11ZM15 37H14V39L16 40ZM22 37H23V36H22ZM60 37H61V36H60ZM68 37H70V35H69ZM82 37H83V36H82ZM82 37H81V38L79 37L78 39H82L83 41L86 40V39H83ZM168 37H169V36H168ZM184 37H185V36H184ZM231 37H232V35H231ZM243 37H244V36H243ZM6 38H7V37H6ZM6 38H5V39H6ZM30 38H31V35H30ZM30 38H29V39H30ZM41 38H42V36H41ZM51 38H52V37H51ZM57 38H58V37H57ZM57 38H56V39H57ZM88 38H89V37H88ZM88 38H87V39H88ZM139 38H140V37H139ZM143 38H144V37H143ZM146 38H147V37H146ZM149 38H150V37H148V39H149ZM162 38H163V37H162ZM181 38H182V36H181ZM201 38H202V37H201ZM201 38H200V39H201ZM227 38H229V37H227ZM241 38H242V37H241ZM2 39H4V38H2ZM5 39H4V40H5ZM64 39H65V38H64ZM64 39H62L61 41H62V42L64 41V43L67 42V41H65L66 39H65V40H64ZM70 39H71V38H70ZM78 39H77V41H78ZM95 39H96V38H95ZM111 39H112V38H110V40H111ZM121 39H122V37H121ZM125 39H126V37H125ZM141 39H142V37H141ZM164 39H165V38H164ZM182 39H183V38H182ZM218 39H220V38H218ZM218 39H217V40H218ZM221 39H222V38H221ZM225 39H226V38H225ZM231 39H232V38H231ZM242 39H243V38H242ZM242 39H241V40H242ZM0 40H1V38H0ZM32 40H31V41H32ZM36 40H38V39H36ZM92 40H93V39H92ZM117 40H118V38H117ZM122 40H123V39H122ZM126 40H127V39H126ZM138 40H139V39H138ZM142 40H143V39H142ZM154 40H155V39H154ZM198 40H199V39H198ZM223 40H224V38H223ZM228 40H229V39H228ZM1 41H3V40H1ZM5 41H6V40H5ZM11 41H12V40H11ZM11 41H10V42L8 41L9 44H10V43H11V44L13 43V42H11ZM48 41H49V40H48ZM54 41H55V40H54ZM111 41H112V40H111ZM114 41H116L115 38H114ZM145 41H146V40H145ZM145 41H143V42H145ZM184 41H185V40H184ZM184 41H183V42H184ZM220 41H221V40H220ZM220 41H218V42H220ZM225 41H227V40H225ZM230 41H231V40H230ZM237 41H238V40H237ZM248 41L250 42V40H248ZM255 41H257V40H255ZM8 42H7V43H8ZM37 42H38V41H36V44H37ZM49 42H50V41H49ZM49 42H48V43H49ZM72 42H74V40H73ZM75 42H76V41H75ZM86 42H88V41H86ZM100 42H101V41H100ZM136 42H137V41H135L134 43H136ZM139 42H140V41H139ZM141 42H142V41H141ZM146 42L148 43L149 40L146 41ZM161 42H162V41H161ZM161 42H160V43H161ZM221 42H222V41H221ZM239 42H240V41H239ZM241 42H242V41H241ZM244 42H246V41H244ZM257 42H258V41H257ZM4 43H5V42H4ZM4 43L2 42V44H4ZM7 43H6V44H7ZM33 43L35 44V42H33ZM41 43H42V41H41ZM43 43H44V42H43ZM55 43H59V41H58V42H55ZM67 43H68V42H67ZM79 43L81 44V40L79 41ZM115 43H116V42H115ZM123 43H124V42H123ZM152 43L154 44L155 42L153 41ZM171 43H173V42H170V46H171ZM176 43H178V42H176ZM234 43H235V42H234ZM246 43H247V42H246ZM0 44H1V43H0ZM2 44H1V45H2ZM30 44H32V43H30ZM36 44H35V45H36ZM59 44H60V43H59ZM71 44H74V43H71ZM80 44H77V45H80ZM98 44H100V43H97V45H98ZM132 44H133V43H132ZM153 44H151V45H153ZM178 44H179V43H178ZM180 44H181V43H180ZM185 44H187V43H185ZM215 44L217 45L216 40H215ZM218 44H219V43H218ZM220 44H221V43H220ZM230 44H231V43H230ZM235 44H237V42H236ZM242 44H243V43H242ZM242 44H241V46H242ZM249 44L251 45V43H249ZM4 45H5V44H4ZM37 45H38V44H37ZM53 45H54V43H53ZM57 45H58V44H57ZM57 45H55V47H56ZM62 45H63V43H62ZM69 45H70V44H69ZM74 45H75V44H74ZM82 45H83V44H82ZM84 45H85V44H84ZM84 45H83V47H85ZM87 45H88V44H87ZM100 45H102V43H101ZM100 45H99V46H100ZM158 45H159V44H158ZM158 45L156 44V45H154V46H152V47L155 48V47L158 46ZM166 45H167V44H166ZM172 45H173V44H172ZM225 45H227V44H225ZM233 45H234V44H233ZM233 45H232V46H233ZM238 45H239V43H238L236 46H238ZM6 46H8V48H13V47H14L13 45H12L13 47H9L10 45H6ZM63 46H64V45H63ZM66 46L68 47V45H66ZM66 46H65V47H66ZM95 46H96V44H95ZM102 46H103V45H102ZM119 46H120V45H119ZM135 46H136V44H135ZM160 46H161V45H160ZM160 46H159V47H160ZM170 46H169V47H170ZM213 46H214V45H213ZM213 46H212V47H213ZM232 46H231V47H232ZM239 46H240V45H239ZM248 46H249V45H248ZM252 46H254V45H252ZM16 47H17V46H16ZM28 47H29V46H28ZM53 47H54V46H53ZM53 47H52V48H53ZM65 47H63L64 49L61 48L63 51H62V52L60 51V52H61V54L59 55L60 58H61L62 53H63L64 50L66 49ZM69 47H73V46L71 45V46H69ZM75 47H76V46H75ZM97 47H98V46H97ZM131 47H133V46H131ZM131 47H130V48H131ZM152 47H151L150 50H153ZM163 47L165 48V45H164ZM169 47L166 48V50H167V49L169 50ZM175 47H176V46H175ZM209 47H210V46H209ZM212 47H211V48H212ZM242 47L244 48V46H242ZM245 47H246V46H245ZM0 48H2V47L0 46ZM3 48H4V47H3ZM3 48H2V50H3ZM19 48H20V47H19ZM22 48H23V47H22ZM22 48H21V49H22ZM24 48H25V47H24ZM31 48H33V46H31ZM34 48H35V47H34ZM37 48H38V46H37ZM52 48H51V51H54ZM76 48H77V47H76ZM78 48H79V47H78ZM85 48H87V47H85ZM120 48H121V46H120ZM133 48H134V47H133ZM140 48H141V47H140ZM140 48H139V49H140ZM144 48H145V47H144ZM171 48H172V47H171ZM214 48H215V47H214ZM217 48H218V46H217ZM220 48H221V47H220ZM223 48H224V44H223V47H222L221 50H223ZM226 48H227V47H226ZM229 48H230V47H229ZM246 48H247V47H246ZM246 48H244V49L246 50ZM262 48H263V47H262ZM4 49H5V48H4ZM6 49H7V48H6ZM14 49L16 50V48H14ZM26 49H27V48H26ZM42 49H43V48H42ZM45 49H46V48H45ZM45 49H44V50H45ZM57 49H59V48H57ZM57 49H56L54 52L59 51V50H57ZM69 49H70V48H69ZM73 49H74V48H73ZM106 49H107V48L104 49L105 52L108 51V50H106ZM121 49H122L121 52H123V48H121ZM142 49H143V48H142ZM158 49H159V48H158ZM161 49H162V48H161ZM180 49H181V48H180ZM218 49H219V48H218ZM218 49L215 48V50H218ZM224 49H225V48H224ZM255 49H256V48H255ZM258 49H261V48H259V46H258ZM263 49H264V48H263ZM263 49H262V50H263ZM11 50H13V49H11ZM15 50H13V51L15 52ZM29 50H30V48H29ZM29 50H28V51H29ZM37 50L40 51V49H37ZM44 50H42V51H44ZM80 50H82L81 47H80ZM85 50H86V49H85ZM102 50H103V49H102ZM104 50H103V52H104ZM114 50H117V49H114ZM114 50H113V52H114ZM126 50H128V49H126ZM130 50H131V49H130ZM130 50H129V51H130ZM137 50H138V49H137ZM150 50H148V51L150 52ZM164 50H165V49H164ZM170 50H171V49H170ZM177 50H178V49H177ZM183 50H184V49H183ZM205 50L207 51V48H206ZM227 50H228V49H227ZM227 50H225V51L228 53ZM238 50H239V49H238ZM240 50H241V48H240ZM247 50H248V49H247ZM22 51H23V50H22ZM22 51H21V52H22ZM24 51H25V50H24ZM24 51H23V52H24ZM31 51H32L31 54H33V49H32ZM46 51H48V50H46ZM51 51H50V53H51ZM77 51H79V50L77 49ZM97 51H98V50H97ZM111 51H112V49L110 50V52H111ZM129 51H124V52H129ZM131 51H132V50H131ZM131 51H130V52H131ZM142 51H145V52H146V48H145V50H142ZM160 51H161V50H160ZM173 51H174V47H173ZM173 51H171V52H173ZM213 51H214V50H213ZM241 51H242V50H241ZM260 51H261V50H260ZM17 52H18V51H17ZM23 52H22L21 54H23ZM44 52H45V51H44ZM79 52H80V51H79ZM79 52H78V53H79ZM81 52H82V51H81ZM89 52H90V50H89ZM92 52H93V51H92ZM135 52H136V51H135ZM138 52H140V51H138ZM138 52H137V53H138ZM158 52H159V51H158ZM168 52H169V51H168ZM168 52H167V53L163 52V53L169 56ZM171 52H169V53H170V56H171ZM174 52H176V51H174ZM179 52H180V51H179ZM183 52H184V51H182V53H183ZM191 52H192V51H191ZM191 52H186V51H185V57H186V55H187L186 53H189V54H188V59H189V58H190L189 55L191 54ZM193 52H194V51H193ZM195 52H196V51H195ZM195 52H194V53H195ZM201 52H204V50L201 51ZM209 52H212V50H210ZM214 52H215V51H214ZM229 52H230V51H229ZM231 52H232V51H231ZM257 52H259V51H257ZM261 52H262V51H261ZM1 53L3 54V51L0 52V54H1ZM15 53H16V52H15ZM19 53H20V51L18 52V55H19ZM26 53H27V51H25V54H26ZM29 53H30V51H29ZM29 53H28V54H29ZM36 53H37V52H36ZM36 53L34 54V56L37 55ZM40 53H41V52H40ZM94 53H95V52H94ZM116 53H117V51H116ZM151 53H152V52H150V54H148V55H151ZM154 53L157 54V51L154 52ZM163 53H162V54H163ZM199 53H200V52H199ZM199 53H197V54H199ZM205 53H206V52H205ZM219 53H220V52H219ZM232 53H233V52H232ZM232 53H231V54H232ZM241 53H243V52H241ZM263 53H264V52H263ZM2 54H1V55H2ZM47 54H49V51H48ZM47 54H46V52L44 53V55H43V53H42V56H45V55H47ZM114 54H115V53H114ZM114 54H113V55H114ZM117 54H118L117 56H119L120 53H117ZM139 54H140V53H139ZM143 54H144V53H143ZM146 54H147V53H146ZM159 54H161V53H159ZM164 54H163V57H164ZM173 54H174V53H172V55H173ZM178 54H179V53H178ZM180 54H181V53H180ZM197 54H196V55H197ZM223 54H224V53H222V55H221V53H220V54H218L217 56H220V55H221V57H223ZM16 55H17V54H16ZM18 55H17V59H16V60H18V58H19ZM50 55H51V54H50ZM50 55H48V58H49V57L51 58V56H53L54 53H53V55H51V56H50ZM89 55H90V54H89ZM104 55H105V54H104ZM104 55H103V57H104ZM109 55H110V53H109ZM109 55H108V56H109ZM111 55H112V53H111ZM124 55H125V53H124ZM124 55H123V56H124ZM126 55H127V54H126ZM136 55H137V54H136ZM141 55H142V54H140V57H141ZM152 55H153V54H152ZM157 55H158V54H157ZM157 55H156V56H157ZM196 55H195V56H196ZM201 55H203V53H202ZM206 55H209V54H206ZM211 55H212V54H211ZM211 55H210V56H211ZM228 55H229V54H227V56H228ZM239 55H240V54H239ZM241 55H242V54H241ZM241 55H240V57H242V58L238 59V60H237L238 62H239V61L242 62V61L245 60V59L243 60V58H246V57H243V56H241ZM254 55H255V54H254ZM4 56H5V53H4ZM11 56H12V55H11ZM32 56H33V55H32ZM55 56L57 57L56 59H60V58H58V57H59L58 55H55ZM55 56H54V57H55ZM92 56H93V55H92ZM117 56H115V58H116ZM129 56H130V54H129ZM133 56H134V55H132L131 57H133ZM137 56H139V55H137ZM154 56H155V55H154ZM170 56H169V57H170ZM173 56H174V55H173ZM176 56H177V55H176ZM183 56H184V55H183ZM183 56H182V57H183ZM195 56H194V57H195ZM198 56H199V55H198ZM198 56H197V57H198ZM215 56H216V55H215ZM224 56H225V54H224ZM227 56H226L225 58H227ZM231 56H232V55H231ZM245 56H246V55H245ZM262 56H263V55H262ZM1 57L3 58V56H1ZM21 57H22V56H21ZM26 57H27V56H26ZM35 57H36V59L38 58L37 56H35ZM45 57H46V56H45ZM45 57H44V59H45ZM62 57H63V56H62ZM64 57H65V55H64ZM101 57H102V56H101ZM131 57H130V58H131ZM140 57H138V60H139V61H140V59H139ZM143 57H144V55H142V58H143ZM160 57H161V56H160ZM166 57H167V56H166ZM171 57H172V56H171ZM192 57H193V56H192ZM233 57H235V55H234ZM260 57H261V56H260ZM5 58H6V57H5ZM10 58H11V57H9V59H10ZM41 58H42V57H41ZM41 58H40V60H41ZM52 58H53V57H52ZM52 58H51V59H52ZM105 58H106V57H105ZM111 58H112V57H111ZM117 58H118V57H117ZM119 58H121L120 60H122V57H119ZM128 58H129V57H127V59H128ZM133 58H134V57H133ZM133 58H131V59H133ZM142 58H141V59H142ZM176 58H177V57H176ZM180 58H181V55H180ZM186 58H187V57H186ZM195 58H196V57H195ZM231 58H232V57H231ZM7 59H8V58H6V60H7ZM34 59H35V58H34ZM46 59H47V58H46ZM64 59H65V58H64ZM64 59H63V60H64ZM107 59H108V58H107ZM107 59H106V60L104 59V60L107 61ZM125 59H126V57H125ZM135 59H136V58H135ZM148 59H149V58H148ZM160 59H161V58H160ZM162 59H163V58H162ZM201 59H202V58H201ZM203 59H205V58L203 57ZM211 59H212V58H211ZM215 59H217V58L215 57ZM220 59H221V58H220ZM228 59H229V58H228ZM247 59H248V57H247ZM16 60H14V61L16 62ZM38 60H39V59H38ZM49 60H50V59H49ZM53 60H54V58H53ZM61 60H62V58H61ZM66 60H67V59H66ZM68 60H70V59H68ZM77 60H78V59H77ZM94 60H95V59H94ZM98 60H99V58H98ZM104 60H103V61H104ZM113 60H114V59H113ZM138 60H137V61H138ZM142 60L144 61V59H142ZM142 60H141V61H142ZM145 60H146V59H145ZM172 60H173V59H172ZM175 60H176V59H175ZM177 60H178V59H177ZM224 60H225V59H224ZM224 60L222 59V61H224ZM226 60H227V59H226ZM233 60H234V59H233ZM241 60H242V61H241ZM249 60H250V59H249ZM261 60H262V59L260 58V61H261ZM14 61H13V59H12V61H11V62H13L12 64L15 63ZM70 61H71V60H70ZM72 61H73V59H72ZM129 61H130V60H129ZM141 61H140V62H141ZM143 61H142V62H143ZM178 61H179V60H178ZM182 61H183V59H182ZM182 61H181V62H182ZM206 61H207V59H206ZM215 61L217 62V61H219V60L217 59V60H215ZM215 61H214V62H215ZM222 61H221V62H222ZM228 61H229V60H228ZM237 61H236V62H237ZM246 61H247V60H246ZM252 61H253V60H252ZM257 61H258V60H257ZM263 61H264V60H263ZM263 61L261 62V65L264 63ZM11 62H10V64H11ZM32 62H33V61H32ZM50 62H51V61H50ZM61 62H62V61H61ZM76 62H77V61H75V64H76ZM80 62H81V61H80ZM86 62H90L89 59H88V61H86ZM122 62H123V60H122ZM126 62H128V61H126ZM132 62H133V61H132ZM134 62H136V61H134ZM140 62H139V63H140ZM142 62H141V63H142ZM188 62H189V61H188ZM216 62H215V63H216ZM236 62H235V63H236ZM254 62H256V61H254ZM17 63H18V61H17ZM17 63H16V64H17ZM28 63H29V62H28ZM73 63H74V61H73ZM77 63H78V65H79V61H78ZM84 63H85V62H84ZM84 63H83V64H84ZM99 63L102 64V61L99 62ZM128 63H129V62H128ZM128 63H127V64H128ZM157 63H158V62H157ZM170 63H171V61H170ZM178 63H179V62H178ZM195 63H196V62H195ZM202 63H204V61H203ZM205 63H206V62H205ZM205 63H204V65H206ZM207 63H208V62H207ZM209 63L211 64V61H210ZM215 63H214V64H215ZM223 63H224V62H223ZM258 63H259V61H258ZM6 64L9 65V64L6 62L5 64L3 63V66H7ZM20 64H21V62H20ZM81 64H82V63H81ZM103 64H104V63H103ZM103 64H102L101 67H103ZM130 64H131V63H130ZM148 64H149V63H148ZM242 64H243V63H242ZM245 64H247V63L245 62L243 65H245ZM251 64H254V63L250 61V64L248 63V65H251ZM18 65H19V64H18ZM30 65H31V64H30ZM30 65L28 64L27 67L30 66ZM86 65H87V64H86ZM117 65H118V63H117ZM131 65H132V64H131ZM131 65H130V66H131ZM141 65H144V64H141ZM180 65H181V64H180ZM183 65H184V64H183ZM212 65H213V64H212ZM220 65H221V64H220ZM248 65H245V67L248 66ZM256 65H257V63H256ZM258 65H259V64H258ZM9 66H10V65H9ZM19 66H20V65H19ZM31 66L33 67L34 65H31ZM89 66H90V64L88 63V67H89ZM91 66H92L91 69H93L94 66H93V65H91ZM91 66H90V67H91ZM99 66H100V65H99ZM108 66H109V65H108ZM111 66H112V65H110V67H111ZM130 66H129V67H130ZM191 66H192V64H191ZM237 66H239V65H237ZM32 67H31V68H32ZM42 67H43V66H41V68H42ZM76 67H78V66H76ZM85 67H86V66H85ZM88 67H86V68L88 69ZM101 67H100V69H101ZM105 67H107V63H106V65H105ZM105 67H104V68H105ZM110 67H109V68H110ZM116 67H117V66H116ZM143 67H144V66H143ZM178 67H179V65H178ZM207 67H208V66H207ZM207 67L205 68V66L203 67V65H202V68H203V69H204V68L207 69ZM209 67H210V66H209ZM209 67H208V68H209ZM254 67H255V66H254ZM6 68H7V67H6ZM6 68H4V70H5ZM28 68H29V67H28ZM31 68H30V69H31ZM39 68H40V66H39ZM63 68L65 69L66 66H64ZM73 68H74V66H73ZM83 68H84V67H83ZM112 68H114V67H112ZM139 68H140V67H139ZM144 68H145V67H144ZM180 68H181V67H180ZM180 68H179V69H180ZM183 68H186V67H183ZM183 68H182V69H183ZM188 68H189V67H188ZM188 68H186V69H188ZM191 68H192V67H191ZM202 68H200V69L197 68V72H198L199 70H203ZM213 68H215V67H213ZM256 68H257V67H256ZM259 68H260V67H259ZM37 69H38V68H37ZM37 69H36V70H37ZM44 69H45V67H44ZM44 69H41V70H44ZM50 69H51V68H50ZM76 69H77V68H76ZM81 69H82V67H81V65H80V71H81V73L83 72V74H85L87 69H86V70H83V71H82ZM100 69H99V70H100ZM110 69H111V68H110ZM114 69H115V68H114ZM120 69H121V68L119 67V70H120ZM130 69H131V68H130ZM172 69H173V68H172ZM177 69H178V68H177ZM179 69H178V70H179ZM182 69H181L180 71H183ZM198 69H199V70H198ZM235 69H237V68H235ZM240 69H243V68H240ZM246 69H247V68H246ZM257 69H258V68H257ZM32 70H33V68H32ZM36 70H35V71H36ZM62 70H63V69H60V71H62ZM65 70H66V69H65ZM77 70H78V69H77ZM115 70H116V69H115ZM115 70H114V71H115ZM122 70H123V69H122ZM127 70H128V68H127ZM136 70H137V69H136ZM184 70H185V69H184ZM191 70H192V69H191ZM208 70L210 71V69H208ZM208 70H206V72H205V70H204V71H203V74H204V72H205V74H206V73H207V74H211V73L214 72V70H213V72L208 73V72H209ZM216 70H217V69H216ZM216 70H215V71H216ZM219 70H220V69H219ZM221 70H222V69H221ZM229 70H230V69H229ZM231 70H232V69H231ZM233 70H234V69H233ZM251 70H252V68H251ZM0 71H1V73L3 72V70H0ZM30 71H31V70H30ZM91 71H92V70H91ZM93 71L95 72L96 70L93 69ZM109 71L111 72V70H109ZM109 71H106V72H109ZM112 71H113V70H112ZM114 71H113V72H114ZM140 71H142V69H140ZM146 71L149 72V70H146ZM146 71H144V72H146ZM189 71H190L189 69H188V71L185 70V72L187 73V74H185L186 76L188 75V72H189ZM241 71H243V70H241ZM4 72H5V71H4ZM8 72H10V71H8ZM11 72H12V70H11ZM43 72H45V71H43ZM43 72H42V73H43ZM64 72H65V71L63 70L62 75H63ZM69 72H70V71H69ZM69 72H67V74H68ZM72 72H75V71H71V72H70L71 76H72V74H74V73H72ZM84 72H85V73H84ZM88 72H89V71H88ZM97 72H98V71L95 72V77H94V79H97V78H96V74L98 75ZM103 72H104V75H105V71H103ZM115 72H117V70H116ZM150 72H151V71H150ZM176 72H177V71H176ZM191 72H192V71H191ZM191 72H190V73H191ZM193 72H196V69H195V71H193ZM216 72L218 73V70H217ZM216 72H215V75H216ZM225 72H226V71H225ZM227 72H228V71H227ZM227 72H226V74L223 73L224 77L227 75ZM247 72H248V70H247ZM252 72H253V71H252ZM18 73H19V72H18ZM27 73H28V72H27ZM38 73H39V71H38V72L36 71V74H35V72H34V74H35L37 77L40 76V74L37 75ZM89 73H90V72H89ZM89 73H88V74H89ZM120 73H121V72H120ZM139 73H140V72H139ZM139 73H138V75H139ZM154 73H155V71H154ZM156 73H158V72H156ZM161 73H162V72H161ZM177 73H178V72H177ZM177 73H176V74H177ZM180 73H181V72H180ZM180 73H179V74H180ZM182 73H183V72H182ZM229 73H230V72H229ZM229 73H228V74H229ZM235 73H236V71H235ZM239 73H242V72H239ZM239 73H236V74L240 75ZM4 74H5V73H4ZM6 74L8 75L7 72H6ZM6 74H5V75H6ZM34 74H32V76H35ZM67 74H66V75H67ZM70 74H69V75H70ZM86 74H87V73H86ZM88 74H87V75H88ZM101 74H102V71H101ZM111 74H112V73H111ZM141 74H142V73H141ZM143 74H144V73H143ZM145 74H146V75H145ZM145 74H144L143 76H147V77H148L147 73H145ZM152 74H153V73H152ZM152 74H151V75H152ZM179 74H178V75H179ZM194 74H195V73H194ZM233 74H234V72H233ZM250 74H251V73H250ZM2 75H3V74H2ZM5 75H3V77H2L1 74H0V76H1L2 78H4ZM10 75H11V73H10L6 78H8ZM41 75H42V74H41ZM58 75H59V74H58ZM58 75H57V76H58ZM81 75H82V74H81ZM87 75H85V76H87ZM104 75H101V76L103 77V79L106 78V77H104ZM131 75H132V74H131ZM134 75H137V74H134ZM158 75H159V74H158ZM167 75H168V74H167ZM189 75L191 76V74H189ZM189 75H188V77H189ZM196 75H198V74L196 73ZM231 75H232V73H231ZM245 75H247V74H244L243 76H245ZM11 76H12V75H11ZM13 76H14V75H13ZM21 76H22V75H20L19 77L21 78ZM26 76H28V75H26ZM30 76H31V74H29L28 77L30 78ZM36 76H35V77H36ZM59 76H61V74H60ZM83 76H84V75H83ZM93 76H94V75H93ZM140 76H141V75H140ZM152 76H153V75H152ZM156 76H157V75H156ZM161 76H162V75H161ZM161 76H160V78H161ZM174 76L177 77V75H174ZM174 76H173V77H174ZM202 76H203V75H202ZM208 76H209V75H208ZM208 76L205 75V77H208ZM220 76H221V75H220ZM229 76H230V75H229ZM233 76H235V74H234ZM233 76H232V78H233ZM243 76H242V77H243ZM1 77H0V78H1ZM35 77H33V78H35ZM40 77H41V76H40ZM43 77H44V76H43ZM52 77H53V76H52ZM55 77H56V76H55ZM78 77H79V76H78ZM81 77H82V76H81ZM99 77H100V76H99ZM102 77H101V78H102ZM108 77H109V76H108ZM108 77H107V78H108ZM115 77H116V76H115ZM132 77H133V75L130 76V78H132ZM134 77H135V76H134ZM149 77H151L150 74H149ZM196 77H197V76H196ZM226 77H227V76H226ZM236 77H238V76H236ZM236 77H234V78H236ZM242 77L240 76V78H242ZM246 77H247V76H246ZM252 77H253V76H252ZM2 78H1V79H2ZM12 78H13V77H11V79H12ZM16 78H18V77H16ZM20 78H18V80H20ZM26 78H27V77H26ZM48 78H49V77H48ZM50 78H51V77H50ZM50 78H49V79H50ZM73 78H74V76H73ZM107 78H106V79H107ZM111 78H112V77H111ZM160 78H158V80H157L156 78H155V79H156L157 81H159ZM174 78H175V77H174ZM174 78H173V79H174ZM191 78H192V77H191ZM216 78H218V77H216ZM219 78H220V77H219ZM22 79H23V77H22ZM24 79H25V77H24ZM27 79H28V78H27ZM27 79H25V80H27ZM35 79H36V78H35ZM38 79H39V78H38ZM38 79H37V80H38ZM52 79H53V78H52ZM74 79H75V78H74ZM74 79H73V80H74ZM82 79H84V78H82ZM87 79H88V78H87ZM87 79H84V80L86 81ZM92 79H93V78H92ZM150 79H152V77H151ZM188 79H189V78H188ZM192 79H193V78H192ZM208 79H209V77H208ZM208 79L205 80V81H208ZM225 79H227V78H225ZM225 79H224V80H225ZM230 79H231V78H230ZM238 79H239V78H238ZM13 80H14V78H13ZM15 80H16V79H15ZM15 80H14V81H15ZM25 80H24V81H25ZM43 80H44V79H43ZM45 80H48V79H45ZM50 80H51V79H50ZM56 80H57V79H56ZM56 80H55V81H56ZM73 80H72V82H73V84H75V83H76V80H79V79L77 78V79L75 80V82H74ZM84 80H83V81H84ZM108 80H109V79H108ZM116 80H118L117 77H116ZM135 80L138 82L137 79H135ZM147 80H148V78H147ZM177 80H178V79L176 78V81H177ZM194 80H195V79H194ZM209 80L211 81V79H209ZM232 80H233V79H232ZM232 80H231V81H232ZM245 80H247V79H245ZM245 80L242 78V81H245ZM1 81H2V80H1ZM4 81H5V80H4ZM6 81L8 82V79H6ZM9 81H11V80H9ZM14 81H13V82H14ZM24 81H22V83H20L21 81L19 82V81L16 80V82H18L19 85H21L22 88H23L22 84H23ZM27 81H28V80H27ZM27 81H26V82H27ZM30 81H31V80H30ZM32 81H33V80H32ZM53 81H54V80H53ZM79 81H80V80H79ZM79 81L77 82L78 84H80L81 82H83V81H81V82L79 83ZM85 81H84V82H85ZM94 81H95V80H94ZM140 81H142V79H140ZM140 81H139V82H140ZM161 81H162V80H161ZM178 81H179V80H178ZM184 81H185V80H184ZM186 81H187V80H186ZM214 81H215V80H214ZM216 81H217V79H216ZM221 81H222V80H221ZM221 81H220V82H221ZM226 81H227V80H225V82H226ZM248 81H249V80H248ZM16 82H14V83H16ZM26 82H25V83H26ZM72 82H71V83H72ZM97 82H98V81H97ZM97 82H96V83H97ZM117 82H118V81H117ZM139 82H138V83H139ZM142 82H143V81H142ZM142 82H141V83H142ZM148 82L150 83V81H148ZM167 82H168V81H167ZM171 82H174V80L172 81V78H171ZM182 82H183V81H182ZM191 82L193 83V80H192ZM211 82H212V81H211ZM229 82H230V80L227 82V84H229ZM239 82H240V80H239ZM14 83H12V84H14ZM18 83L15 84V86L18 85ZM31 83L33 84V83H35V82H31ZM47 83H48V82H47ZM77 83H76V84H77ZM112 83H114V82H112ZM134 83H136V82H134ZM138 83H137V84H138ZM175 83H177V82H175ZM203 83H206V82H203ZM233 83L235 84L234 80H233ZM245 83H246V82H245ZM4 84H5V83H4ZM7 84H8V83H7ZM7 84H5V86H6ZM28 84H30V83L28 82V83L26 84L27 87H28ZM36 84H37V83H36ZM45 84H46V83H45ZM63 84H64V83H63ZM63 84L61 83V85H63ZM73 84H72V85H73ZM84 84H86V82H85ZM89 84H91V83H89ZM102 84H103V83H102ZM102 84L100 83V86H101ZM120 84H121V83H120ZM120 84H119V85H120ZM172 84H173V83H172ZM172 84H171V85H172ZM178 84H179V83H178ZM185 84H186V86H187V82H186ZM216 84H218V83H216ZM227 84H226L227 88H230V85H231V84H230L229 86H228ZM237 84H238V83H237ZM239 84L242 85L241 82H240ZM19 85H18V86H19ZM23 85H24V84H23ZM26 85L24 86L25 88H26ZM40 85H42V83H41ZM57 85H58V84H57ZM59 85H60V84H59ZM67 85H68V84H67ZM67 85H66V86H67ZM69 85H70V84H69ZM69 85H68V87L71 86V85H70V86H69ZM81 85H82V84H81ZM81 85H79V86L81 87ZM110 85H111V84H110ZM110 85H108V86H110ZM114 85H115V84H114ZM147 85H149V84L147 83ZM169 85H170V84H169ZM176 85H177V84H176ZM180 85H181V84H180ZM189 85H190V87H192L191 85L194 86L195 84L193 83V84H189ZM218 85H219V84H218ZM220 85H221V87H222V85L224 86V84H222V83H221ZM245 85H246V84H245ZM10 86H11V82H10ZM15 86H14V87H15ZM42 86L46 88V86H45L44 84H43ZM42 86H41V88H43ZM64 86H65V85H64ZM89 86H90V85H89ZM89 86H87V87H89ZM92 86H93V85L91 84V87H92ZM108 86H107V87H108ZM177 86H178V85H177ZM177 86H176V87H177ZM184 86H185V85H184ZM203 86H204V84H203ZM226 86H225V87H226ZM231 86H232V85H231ZM6 87H7V86H6ZM8 87H9V86H8ZM16 87H17V86H16ZM19 87H20V86H19ZM34 87H35V86H34ZM51 87H52V86H51ZM51 87H50V90H51ZM55 87H56V85H55ZM87 87H84V89H86ZM93 87H94V86H93ZM98 87H99V85H98ZM114 87H115V86H114ZM118 87H119V86H118ZM121 87H122V86H121ZM160 87H161V86H160ZM160 87H159V88H160ZM168 87H169V86H168ZM200 87H201V86H200ZM212 87H213V86H212ZM214 87H215V86H214ZM221 87H219V88H221ZM241 87H242V86H241ZM243 87H244V86H243ZM248 87H249V86H247V88H248ZM3 88H4V87H2V89H3ZM10 88H11V87H10ZM36 88H38V87H36ZM41 88H38V89L40 90ZM60 88H61V87H60ZM63 88H64V87H63ZM65 88H66V87H65ZM71 88H72V87H71ZM105 88H106V87H105ZM122 88L124 89V87H122ZM148 88H149V86H148ZM163 88H164V87H163ZM169 88H170V87H169ZM172 88H173V87H172ZM198 88H199V87H198ZM231 88H232V87H231ZM236 88H237V86H236ZM244 88H245V87H244ZM2 89H0V90H2ZM68 89H69V88H68ZM80 89H81V88H80ZM80 89H79V90H80ZM82 89H83V88H82ZM82 89H81V91H82ZM84 89H83V90H84ZM110 89L113 90L112 87H111ZM123 89H121V90L124 91ZM126 89H127V88H126ZM126 89H125V90H126ZM132 89H133V88H132ZM139 89H140V88H139ZM154 89H155V88H154ZM160 89H162V87H161ZM160 89H159V90H160ZM165 89H166V87H165ZM167 89H168V88H167ZM181 89H182V88H181ZM188 89H189V90L191 89V91H193V92L198 90V89H197V90H192V89H194L193 87H192V88H188ZM195 89H196V87H195ZM205 89H206V88H205ZM223 89H224V87H223ZM245 89H246V88H245ZM249 89H250V88H249ZM256 89H257V90H256ZM260 89H261V88H259V91H260ZM7 90H8V88H6V91H5V89H4L3 91H1V92H3V95H2V93H0V94H1L2 96H4V93L8 92L9 95H11V93H10L11 91H10V90H12V89H10V90H8V91H7ZM25 90H26V89H25ZM32 90H33V89H32ZM34 90H35V89H34ZM34 90H33V91H34ZM39 90H38V92L46 93V91L43 90V89H42L43 91H39ZM47 90L49 91V89H47ZM73 90H74V89H73ZM79 90H78V91H79ZM86 90H87V89H86ZM86 90H84V91H86ZM111 90H110V91H111ZM115 90H116V89H115ZM115 90H114V91H115ZM121 90H120V91H121ZM152 90H153V88L150 89V92H152ZM183 90H184V89H183ZM207 90H208V89H207ZM207 90H206V93H204L205 95L209 93V92L207 93ZM209 90H210V89H209ZM227 90H228V89H227ZM9 91H10V92H9ZM35 91L37 92V90H35ZM44 91H45V92H44ZM106 91H109L108 88L106 89ZM126 91H128V90H126ZM154 91L157 92V90H153V93H154ZM161 91H162V90H161ZM161 91H159V92H161ZM173 91H174V88H173ZM179 91H181V90H179ZM186 91H187V90H186ZM211 91H212V90H211ZM255 91L257 92V91H258V88H255ZM262 91H263V90H262ZM262 91H261V92H262ZM29 92H32V91H29ZM104 92H105V91H104ZM130 92H132V91H130ZM164 92H165V91H164ZM168 92H169V91H168ZM200 92H203V91H200ZM204 92H205V91H204ZM32 93H34V92H32ZM84 93H85V92H84ZM97 93H98V92H97ZM134 93H135V92H134ZM143 93H144V92H143ZM146 93H147V92H145V94H146ZM148 93H149V92H148ZM148 93H147V94H148ZM153 93H152V94H153ZM161 93H162V92H161ZM165 93H167V92H165ZM171 93H174V92H171ZM179 93H180V92H179ZM194 93H195V92H194ZM194 93H193V94H194ZM258 93H259V92H258ZM27 94H29V93H27ZM34 94H35V93H34ZM49 94H50V91H49V93H48L47 95H49ZM130 94H131V93H130ZM147 94H146V96H147V98H148V95H147ZM149 94H150V93H149ZM177 94H178V93H177ZM195 94H196V93H195ZM201 94H203V93H201ZM201 94H199V95L201 96ZM204 94H203L202 96H205ZM249 94H251V93H249ZM7 95H8V94H7ZM23 95H25V94H23ZM30 95H32V94H30ZM153 95H154V94H153ZM153 95H152V96H153ZM155 95H158V94H155ZM159 95H160V94H159ZM178 95H179V94H178ZM191 95H192V94H191ZM199 95H194V97H195V96L197 97V96H199ZM233 95H235V94H233ZM233 95H232V96H233ZM240 95H241V94H240ZM240 95H238V96L240 97ZM247 95H248V94H246V96H247ZM261 95H262V93H261ZM15 96H16V95H15ZM15 96H14V97H15ZM44 96H45V94H44ZM144 96H145V95H144ZM152 96H151V97H152ZM166 96H168V95H166ZM208 96H210V95H208ZM211 96H213V95H211ZM211 96H210V98H211ZM257 96H258V95H257ZM8 97H9V96H7V98H8ZM17 97H21V96H17ZM17 97H15V98L17 99ZM35 97H36V94H35ZM38 97H39V96H38V93H37V98H38ZM48 97H49V96H48ZM48 97L45 98L46 100L48 99V100H47V103H48V104H50L49 102H51V100H56V98H57V97L55 98V97H53V96H50V98L53 97V99H51V100L49 101V98H48ZM65 97H67V96H65ZM65 97H63L62 101L64 100ZM76 97H77V96H76ZM120 97H121V96H120ZM132 97H133V96H132ZM162 97H163V96H162ZM216 97H217V96H216ZM228 97H229V96H228ZM228 97H226V98H228ZM241 97H242V98H246L245 95H242ZM3 98H4V97H1V99H3ZM15 98H14V99H15ZM54 98H55V99H54ZM68 98H69V95H68ZM82 98H83V97H82ZM112 98H113V97H112ZM117 98H118V97H117ZM139 98H141V97H139ZM154 98L156 99V97H154ZM154 98H153V99H154ZM192 98H193V96H192ZM201 98H202V97H201ZM212 98H213V97H212ZM219 98H220V97H219ZM226 98L223 97V100H225ZM229 98H230V97H229ZM234 98H235V97H234ZM1 99H0V101H1ZM8 99H9V98H8ZM10 99H11V100H14V99H12V97H11ZM16 99H15V100H16ZM27 99H28V98H27ZM29 99L32 100V99H34V98L31 99V96H30ZM29 99H28V100H29ZM42 99H43V98H42ZM59 99H60V98H59ZM59 99H57L58 102H59ZM124 99H125V98H124ZM135 99H136V98H135ZM137 99H138V97H137ZM142 99H144V98H142ZM159 99H160V98H159ZM159 99H158V101H160ZM198 99H200V98H198ZM198 99H197V100H198ZM204 99H205V97H204ZM221 99H222V98H221ZM237 99H238V98H237ZM249 99H250V98H249ZM3 100H4V99H3ZM3 100H2V101H3ZM24 100H26V98H25ZM28 100H27V101H28ZM75 100H76V99H75ZM82 100H83V99H82ZM113 100H114V99H113ZM121 100H122V99H121ZM145 100H146V99H145ZM148 100H150V99H148ZM161 100H164V99H161ZM190 100H191V99H190ZM202 100H203V99H202ZM227 100H228V99H227ZM229 100H231V99H229ZM229 100H228V101H229ZM251 100H252V98H251ZM2 101H1V102H2ZM4 101H5V100H4ZM40 101H41V99H40ZM73 101H74V99H73ZM79 101H80V100H79ZM79 101H78V102H79ZM95 101H96V105H98V104H97V100H95ZM95 101L93 100L92 103L94 104ZM111 101H112V100H111ZM122 101H123V100H122ZM132 101H133V99H132ZM134 101H135V100H134ZM139 101H140V100H139ZM194 101H195V100H194ZM194 101H193V102H194ZM213 101H214V100H213ZM1 102H0V103H1ZM29 102H30V101H29ZM32 102H33V101H32ZM35 102H36V101H35ZM58 102L55 101L56 106H58L59 104H61L62 106H63V104H66V103H63V102H62V103H61V102L58 103ZM64 102H65V101H64ZM78 102H77V103H78ZM115 102H116V101H115ZM124 102H125V101H124ZM169 102H170V101H169ZM223 102H224V101H222V104H223ZM260 102H261V101H260ZM262 102H263V101H262ZM30 103H31V102H30ZM40 103L42 104L43 102H40ZM47 103H44V104H47ZM51 103H53V104L55 105L54 101H52ZM69 103H70V102H69ZM92 103H91V104H92ZM118 103H119V102H118ZM118 103H117V104H118ZM130 103L132 104L133 102H130ZM140 103H141V102H140ZM213 103H214V102H213ZM215 103H216V102H215ZM224 103H225V102H224ZM230 103H231V102H230ZM250 103H251V102H250ZM250 103H249V104H250ZM5 104H6V106H8L10 103H8V105H7V103H5ZM12 104H13V103H12ZM41 104H40V105H41ZM91 104H90V105H91ZM93 104H92L91 106L89 105V108L94 107L95 104H94V105H93ZM115 104H116V103H115ZM117 104H116V105H117ZM127 104L130 105L129 102H128ZM127 104H126V105H127ZM133 104L136 105V103H133ZM217 104H218V103H217ZM222 104H220V105H222ZM258 104H259V103H258ZM258 104H257V102H255L254 106H255V105L258 106ZM28 105L30 106V104H28ZM37 105H38V103H37ZM61 105H60V106H61ZM71 105H72V103H71ZM78 105H79V103H78ZM184 105H185V103H184ZM197 105H198V104H197ZM202 105H203V104H202ZM211 105H212V103H211ZM223 105H224V104H223ZM242 105H243V104H242ZM250 105H251V104H250ZM12 106H13V105H11V107H12ZM18 106H19V105H18ZM18 106H17V107H18ZM22 106H23V105H20L21 108H22ZM42 106H43V105H42ZM47 106H49V105H47ZM85 106H86V104H85ZM85 106H84V107H85ZM87 106H88V104H87ZM122 106H123V105H122ZM124 106H125V105H124ZM165 106H167V105H165ZM194 106H195V105H194ZM200 106H201V105H200ZM200 106H199V107H200ZM206 106H207V105H206ZM206 106L204 107L205 109H206ZM213 106L216 107V106H219V104L216 105V106L213 104ZM226 106L229 107L228 102H227L222 108H224V107H226ZM234 106H235V105H234ZM251 106H253V103H252ZM254 106H253V107H254ZM9 107H10V106H8V107L6 108V110H7ZM17 107H15V108H17ZM20 107H18V108H20ZM40 107H41V106H40ZM58 107H59V106H58ZM66 107H67V105H66ZM70 107H71V106H70ZM70 107H69V109H70ZM84 107H83V108H84ZM95 107H96V106H95ZM116 107H117V106H116ZM118 107H119V106H118ZM160 107H161V106H160ZM160 107H158V108L160 109ZM162 107H163V106H162ZM169 107H170V106H169ZM173 107L177 108L176 106H173ZM173 107H172V108H173ZM181 107H182V106H181ZM199 107H198V108H199ZM219 107H220V106H219ZM231 107H232V106H231ZM248 107H249V105H248ZM259 107H262V106L259 105ZM27 108L29 109V107H27ZM27 108H26V109H27ZM32 108H34V107L32 106ZM41 108H43V107H41ZM44 108H45V107H44ZM49 108L51 109L52 107L49 106ZM60 108H61V107H60ZM60 108H59V110H58V108H55V110L57 109L58 111L61 112V109H60ZM64 108H65V107H63V109H64ZM87 108H88V107H87ZM89 108H88V110H89ZM96 108H97V107H96ZM111 108H113V107L111 106ZM114 108H115V107H114ZM121 108H122V107H121ZM124 108H125V107H124ZM126 108H127V107H126ZM131 108H132V107H130V109H131ZM165 108H166V107H165ZM167 108H168V106H167ZM167 108H166V109H167ZM193 108H194V107H193ZM204 108L202 107L201 109L203 110ZM212 108H213V107H212ZM216 108H218V107H216ZM216 108H215V110H216ZM10 109H11V108H10ZM22 109H23V108H22ZM24 109H25V108H24ZM24 109H23L24 112L28 110V109H27V110H26V109L24 110ZM45 109H46V108H45ZM50 109H49V110H50ZM92 109H93V108H92ZM101 109H102V108H101ZM104 109H105V108H104ZM127 109H128V108H127ZM159 109H157V110H159ZM163 109H164V107H163ZM166 109H165V110H166ZM168 109H169V108H168ZM170 109H171V108H170ZM170 109H169V110H170ZM173 109H174V108H173ZM196 109H197V106H196ZM196 109H195V110H196ZM201 109L199 108V110H201ZM208 109H210V108H207V112H208ZM227 109H228V108H227ZM231 109H232V108H231ZM240 109H241V108H240ZM246 109H247V108L242 109V110H246ZM259 109H260V108H259ZM263 109H264V108H263ZM263 109H262V110H263ZM6 110H5V111H6ZM30 110H32V109H30ZM57 110H56V112H58ZM64 110H67V109H64ZM83 110H84V109H83ZM102 110H103V109H102ZM105 110H106V109H105ZM107 110H108V109H107ZM111 110H112V109H111ZM132 110H133V109H132ZM135 110H136V109H135ZM155 110H156V108H155ZM155 110H154V111H155ZM161 110H162V109H161ZM169 110H168V111H169ZM202 110H201V112H202ZM213 110H214V108H213ZM217 110H218V109H217ZM249 110H250V109L248 108L245 112H249ZM255 110H256V108H255ZM257 110H258V109H257ZM257 110H256V111H257ZM12 111H15V110H12ZM19 111H20V110H19ZM19 111H18V113H19ZM21 111H22V110H21ZM36 111H37V110H35V112H36ZM40 111H43V110L40 109ZM44 111H45V110H44ZM62 111H63V110H62ZM93 111H94V110H93ZM95 111H98V112L100 113V111H99L98 109H96ZM95 111L93 112V114H96V113H97V112L95 113ZM109 111H110V107H109ZM109 111H108V114H109ZM114 111H115V109H114ZM118 111H119V110H118ZM120 111H121V109H120ZM154 111H153V112H154ZM179 111H180V110H179ZM179 111H178V112H179ZM204 111H205V110H204ZM211 111H212V110H211ZM211 111H210V112H211ZM236 111H240V110L236 109ZM236 111H235V112H236ZM38 112H39V110H38ZM52 112H55V111H52ZM52 112L50 111V113H52ZM56 112H55V113H56ZM60 112H58V114H59ZM65 112H67V111H65ZM104 112H105V111H104ZM121 112H123V111H121ZM157 112H159V111H157ZM170 112H171V111H170ZM201 112H200V114H201ZM205 112H206V111H205ZM219 112H221V111H219ZM242 112H244V111H242ZM260 112H261V111H260ZM7 113H9V111H7ZM15 113H16V112H15ZM18 113H17V114H18ZM22 113H23V112H22ZM22 113L20 112V115H25V114H22ZM46 113H47V112H46ZM61 113H62V112H61ZM115 113H117V111H116ZM118 113H119V112H118ZM160 113H162V112L160 111ZM168 113H169V112H168ZM213 113H215V112H213ZM213 113H210V114H213ZM236 113L242 115V113H238V112H236ZM251 113H252V112H251ZM257 113H258V112H257ZM0 114H1V113H0ZM3 114H4V113H3ZM17 114H15L14 116H16ZM36 114H37V115H36ZM36 114H35L36 117H38L39 114H38V113H36ZM40 114H41V113H40ZM56 114H57V113H56ZM101 114H103V112H102ZM108 114H106V115L108 116ZM113 114H114V113H113ZM128 114H129V113H128ZM135 114H136V113H134V116H135ZM158 114H159V113H158ZM164 114H167V110H166V112H165ZM172 114H173V113H172ZM172 114H171V115H172ZM202 114H203V113H202ZM202 114H201V115H202ZM244 114H245V113H244ZM18 115H19V114H18ZM18 115H17V116H18ZM20 115H19V116H20ZM35 115H34V116H35ZM99 115H100V114H99ZM103 115H104V114H103ZM167 115H168V114H167ZM167 115H165V116H167ZM169 115H170V114H169ZM169 115L166 117V118H168L167 120L170 119V118H169ZM204 115H205V114H204ZM204 115H203V117H204ZM217 115H218V114H217ZM217 115H215V117H216ZM232 115H233V114H232ZM252 115H253V113H252ZM257 115H258V114H257ZM260 115L263 117V121H264V116H263L262 114H259V117H260ZM0 116H1V115H0ZM4 116H5V115H4ZM10 116L13 117V115H10ZM17 116H16V117H17ZM96 116H97V115H96ZM129 116H131V115H129ZM132 116H133V114H132ZM156 116H157V115H156ZM206 116H207V115H206ZM210 116H211V115H210ZM221 116H222V115H221ZM230 116H231V115H230ZM1 117H2V116H1ZM7 117H8V116H7ZM23 117H24V116H23ZM78 117H79V116H78ZM78 117H77V118H78ZM102 117H103V116H102ZM113 117H114L113 119H116V116H115V115H114ZM118 117H119V115H117V118H118ZM121 117H123V116H121ZM203 117H202V118H203ZM239 117H240V116H239ZM250 117H251V116H250ZM253 117H256V116L254 115ZM253 117H251V118H253ZM262 117H261V118H262ZM8 118H9V117H8ZM10 118H11V117H10ZM17 118H18V117H17ZM17 118H16V119H17ZM34 118H35V117H34ZM34 118H33V120H34ZM39 118H41V120H39V121L44 123V121H42V120H43L45 117L42 118L41 116H39ZM77 118H73L74 121H75V120H76V121H77V120H80L79 118H78V119H77ZM80 118H81V117H80ZM110 118L112 119V116H111ZM124 118H125V117H124ZM128 118L131 119V117H128V116H127V119H128ZM135 118H136V117H135ZM160 118H161V117H160ZM185 118H186V117H185ZM188 118H189V117H188ZM206 118H208V117H206ZM206 118H205V120H206ZM232 118H234V116H232ZM237 118H238V117H237ZM257 118H258V116H257ZM3 119H5V118H3ZM3 119H2V122H3ZM73 119H72V122H73ZM151 119H152V118H151ZM153 119H154V118H153ZM158 119H159V118H158ZM161 119H163V118H161ZM173 119H175L174 116H173ZM176 119H177V118H176ZM183 119H184V118H183ZM192 119H193V118L191 117L190 120H192ZM198 119H199V118H198ZM200 119H201V118H200ZM215 119H216V118H215ZM240 119H241V118H240ZM249 119H250V118H249ZM14 120H15V119H14ZM33 120H30V122H32ZM82 120H83V119L81 118V121H82ZM84 120H85V119H84ZM124 120H125V119H123V122H124ZM156 120H157V119H156ZM156 120H155L154 122H156ZM159 120H160V119H159ZM165 120H166V119H165ZM171 120H172V119H171ZM181 120H182V118H181ZM187 120H188V119H187ZM194 120H197V119L194 118ZM202 120H203V119H202ZM216 120H217V119H216ZM229 120H231V119L229 118ZM229 120H227L228 123H229ZM260 120L262 121V119H260ZM5 121H6V120H5ZM36 121H38V120H36ZM39 121H38V123H39ZM45 121H46V120H45ZM48 121H49V120H47V122H48ZM134 121H136V119H135ZM137 121H138V120H137ZM140 121H141L140 123H142L143 120H140ZM152 121H153V120H152ZM152 121H151V122H152ZM174 121H176V120H173V121H172L173 124H174ZM182 121H183V120H182ZM182 121H181V123L183 124ZM184 121H185V120H184ZM192 121H193V120H192ZM192 121H191V122H192ZM206 121H207V120H206ZM206 121H204V122H206ZM227 121H226V122H227ZM250 121H251V119H250ZM253 121H254V120H253ZM256 121H257V120H256ZM256 121H255V123H256ZM263 121H262V122H263ZM34 122H35V121H34ZM47 122H45V123H47ZM72 122H71V123H72ZM143 122H144V121H143ZM145 122H146V120H145ZM151 122H147V124L150 125ZM157 122H158V120H157ZM160 122H161V120H160ZM163 122H165L164 119H163ZM177 122H178V121H177ZM198 122H199V121H198ZM198 122L195 121V123H194V121H193L192 124H193V123H194L195 125L198 124V126H199L200 123H204V122H200V123H198ZM219 122H221V121H219ZM28 123H29V122H28ZM138 123H139V121H138ZM138 123H137V124H138ZM166 123H167V122H166ZM172 123H171V125H172ZM179 123H180V122H179ZM221 123H223V122H221ZM221 123H220V127L222 126ZM231 123H232V120H231ZM231 123H229V125H230ZM244 123H245V122H244ZM249 123H250V122H249ZM4 124H5V122L2 123V125H4ZM35 124H36V122H35ZM68 124H69V123H68ZM74 124H75V122H74ZM87 124H88V123H87ZM93 124H94V123H93ZM104 124H105V123H104ZM131 124H132V122H131ZM131 124H126V125L130 126ZM133 124H134V123H133ZM135 124H136V123H135ZM143 124H144V123H143ZM155 124L157 125L158 123H155ZM182 124H181V125H182ZM192 124H191V125H192ZM194 124H193V125H194ZM205 124H206V123H205ZM217 124H218V123H217ZM217 124H216V125H217ZM225 124H227V123H225ZM225 124H223V125H224V128H225ZM232 124H233V123H232ZM246 124H247V123H246ZM69 125H70V124H69ZM85 125H86V124H85ZM91 125H92V124H91ZM98 125H99V124H98ZM98 125H97V127H99V126L101 125V123H100L99 126H98ZM106 125H107V124H106ZM149 125H146V126H149ZM151 125H152V123H151ZM156 125H155V126H156ZM229 125L227 124V127H229ZM235 125H236V123H235ZM235 125H233V126H235ZM248 125H250V124H248ZM0 126H1V125H0ZM12 126H13V125H12ZM26 126H27V125H25L24 128H25ZM28 126L30 127V126H32V125H30V123H29ZM33 126H34V125H33ZM46 126H47V125H46ZM75 126H76V125H75ZM95 126H96V123H95ZM107 126H108V125H107ZM109 126H110V125H109ZM131 126H132V125H131ZM131 126H130V130H131ZM144 126H145V124H144ZM155 126H154V127H155ZM157 126H158V125H157ZM163 126H164V125H163ZM173 126H174V125H173ZM176 126H178V125H176ZM176 126H175V127H176ZM198 126H197V127H198ZM203 126H205V125H203ZM233 126L231 125L232 128H234ZM236 126L238 127V123H237ZM240 126H241V125H240ZM244 126H245V125H244ZM250 126H251V125H250ZM1 127H2V126H1ZM5 127H7V126H5ZM5 127H4V128H5ZM9 127H11V124H9ZM14 127H15V126H14ZM14 127H11V128L13 129ZM21 127H22V126H21ZM21 127H19V128L22 129L23 127H22V128H21ZM66 127H68V125H67ZM66 127H65V128H66ZM70 127L72 128V124H71ZM70 127H69V129H70ZM91 127H92V129H93V128H94V125L91 126ZM97 127H96V128H97ZM103 127H105V126H103ZM122 127H123V126H122ZM152 127H153V126H152ZM159 127H160V126H159ZM159 127H158V128H159ZM171 127H172V126H171ZM182 127H183V126H182ZM205 127H206V126H205ZM241 127H243V125H242ZM4 128H2L3 131H4ZM15 128H17V127H15ZM24 128H23V129H24ZM85 128L87 129V127H85ZM101 128H102V125H101ZM101 128H100V129H101ZM105 128H106V127H105ZM108 128H109V127H108ZM120 128H121V127H120ZM135 128H136V127H135ZM135 128H134V129H135ZM148 128H149V127H148ZM198 128H199V127H198ZM201 128H202V126H201ZM229 128H230V127H229ZM232 128H230V129H232ZM245 128H247V127H244V128H242V129L245 130ZM6 129H8V128H6ZM69 129H67V130H69ZM134 129H132V130H134ZM149 129H150V128H149ZM151 129H152V128H151ZM151 129H150V130H151ZM175 129H176V128H175ZM178 129H180V131H182L181 129H183V128H180V127H179ZM178 129H177V130H178ZM186 129H187V128H186ZM230 129H229V130H230ZM237 129H238V128H237ZM240 129H241V128H240ZM240 129H238L237 131L240 132ZM28 130H29V131H28ZM30 130H34V128L31 127L30 129H27L26 131L30 132ZM37 130H38V129H37ZM64 130H65V129H64V127H63V131H64ZM98 130H99V129H98ZM98 130H97V131H98ZM110 130H112V129H110ZM113 130H114V129H113ZM120 130H121V129H120ZM128 130H129V129H128ZM128 130H127V131H128ZM183 130H184V129H183ZM232 130H233V129H232ZM252 130H254L253 127H252ZM0 131H1V130H0ZM3 131H2V132H3ZM8 131H10V130H8ZM16 131H17V130H16ZM18 131L20 132V130H18ZM18 131H17V132H18ZM21 131H22V130H21ZM61 131H62V130H60V132H61ZM76 131H78V130H76ZM79 131H80L79 133L82 134L81 131H83V130H79ZM95 131H96V130H95ZM115 131H116V130H115ZM142 131H143V130H142ZM145 131H146V130H145ZM188 131H189V129H188ZM188 131H187V132H188ZM230 131H231V130H230ZM233 131H234V132H233ZM233 131H232V132L235 133V130H233ZM237 131H236V132H237ZM250 131H251V129H249L248 132H250ZM19 132H18V133H19ZM73 132L75 133V131H73ZM73 132H72V133H73ZM84 132H85V131H84ZM86 132H88V130H87ZM86 132H85V133H86ZM120 132H121V131H119V134H121ZM131 132H132V131H131ZM133 132L135 133L136 131L134 130ZM150 132H151V131H150ZM150 132H149V133H150ZM166 132H167V131H166ZM169 132H170V131H168V133H169ZM172 132H173V128H172ZM175 132H177V131L175 130ZM182 132H183V131H182ZM187 132L185 133V131H184L183 134H187ZM208 132H209V131H208ZM239 132H238V133H239ZM15 133H16V132H14L13 134H15ZM18 133H17L16 135H18ZM24 133H25V132H24ZM76 133H78V132H76ZM76 133H75V134H76ZM85 133H83L82 135L84 136ZM92 133H93V131H92ZM108 133L110 134L111 131L108 132ZM108 133H107V135H108ZM116 133H117V132H116ZM137 133H138L137 135L141 134L140 132H137ZM154 133H155V132H154ZM168 133H167V134H168ZM177 133H180V132H177ZM188 133H189V132H188ZM209 133H210V132H209ZM243 133H244V132H243ZM246 133H247V132H246ZM250 133H251V132H250ZM250 133H249V135H251ZM252 133H254V132H252ZM1 134H2V133H1ZM7 134L10 135L11 133L8 132ZM7 134H6V135H7ZM19 134H20V133H19ZM70 134H71V133H70ZM81 134H80V136L82 137ZM105 134H106V133H105ZM114 134H115V132H114ZM114 134H113V136H111V137H116V136L118 135V133H117L116 135H114ZM132 134H133V133H132ZM135 134H136V133H135ZM157 134H160V133H157ZM167 134H165V135H167ZM169 134H170V133H169ZM169 134H168V136H169ZM191 134H192V133H190V135H191ZM196 134H197V136H199V135H198L199 133H196ZM196 134H195V135H196ZM201 134H202V132H201ZM205 134H206V133H205ZM210 134H211V133H210ZM212 134H213V133H212ZM240 134H241V133H240ZM244 134H245V133H244ZM2 135H3V134H2ZM76 135H77V134H76ZM76 135H75V139H73V140H76L78 137H80V136H76ZM91 135H92V134H91ZM111 135H112V134H111ZM129 135H130V134H129ZM141 135H143V133H142ZM160 135H162V134H160ZM163 135H164V134H163ZM165 135H164V136H165ZM170 135H171V134H170ZM172 135H174V134H172ZM193 135H194V134H193ZM202 135L204 136L203 138H204V140H205V138H206L205 135H204V134H202ZM206 135H208V136L210 137V135H209L208 133H207ZM213 135H214L213 138H215V134H213ZM237 135H239V134H237ZM246 135H248V134H246ZM0 136H1V135H0ZM4 136H5V135H4ZM10 136H11V135H10ZM25 136H27V135H25ZM25 136H23V137H25ZM71 136H74V135H71ZM86 136H87V138H88V136H90V135L86 133ZM100 136H101V135H100ZM100 136H99V137H100ZM118 136H120V135H118ZM121 136H122V135H121ZM145 136H147V135L145 134ZM154 136H155V135H154ZM154 136H153L152 138H154ZM164 136H163V137L160 136L161 138L159 137V139H161V140L163 139V140H164V139L166 138V137L164 138ZM175 136H176V135H175ZM188 136H189V135H188ZM200 136H201V135H200ZM225 136H227V135H225ZM251 136H253V135H251ZM28 137H29V136H28ZM109 137H110V136H109ZM109 137H105V138L107 139V138H109ZM111 137H110V138H111ZM129 137H130V136H129ZM131 137H132V136H131ZM131 137H130V138H131ZM140 137H141V136H140ZM173 137H174V136H173ZM177 137H178V136H177ZM209 137H208V138H209ZM211 137H212V136H211ZM218 137H219V136H218ZM220 137H221V136H220ZM223 137H224V136H223ZM238 137L241 138L240 135H239ZM238 137L235 138V139H239ZM244 137H245V135H244ZM244 137H243V138H244ZM29 138H32V136L29 137ZM36 138L38 139V137H36ZM40 138H42V136H41ZM73 138H74V137H73ZM90 138H91V136H90ZM100 138H101V137H100ZM100 138H99V139H100ZM119 138H120V137H119ZM130 138H128V139L130 140ZM149 138H150V137H149ZM184 138H185V135H184ZM197 138H198V137H197ZM208 138H206V140H207ZM213 138H210V139L213 140ZM21 139L23 140V138H21ZM21 139H20V140H21ZM70 139H72V138H70ZM79 139H80V138H79ZM79 139H77V140H79ZM91 139H92V138H91ZM112 139H113V138H112ZM112 139H110V140H112ZM115 139H116V138H115ZM155 139H156V138H154V140H155ZM159 139H158V140H159ZM186 139H189V138H186ZM198 139H199V140H198L199 142H200V140H202V138L200 139V137H199ZM231 139H233V138H231ZM231 139H229V140H231ZM235 139H233V140H235ZM241 139H242V138H241ZM244 139H246V141L248 142L247 138H244ZM244 139H243V140H244ZM16 140H17V139H16ZM16 140L14 141V143L16 142ZM22 140H21V141H22ZM53 140H54V139H53ZM73 140H72V142H73ZM82 140H83V139H82ZM88 140H89V138L87 139V142H88ZM96 140H98V139H96ZM142 140H144V142H145V139H142ZM146 140H149V139L147 138ZM152 140H153V139H151L150 142H151ZM156 140H157V139H156ZM175 140H176V139H175ZM190 140H192V139H190ZM190 140H189V141H190ZM194 140H196V139H194ZM204 140H203V141H204ZM208 140H209V139H208ZM208 140H207V141H208ZM218 140H219V139H218ZM227 140H228V138H227ZM227 140H226V141H227ZM257 140H258V139H257ZM6 141H7V140H4V143H5ZM23 141H24V140H23ZM23 141H22V142H23ZM35 141H36V140H35ZM59 141H60V139H59ZM63 141H64V139H63ZM66 141H69V140L67 139ZM66 141H65V142H66ZM99 141H100V140H98V142H99ZM113 141H114V140H113ZM165 141H166V140H165ZM192 141H193V140H192ZM192 141H191V142H192ZM207 141H205V142H206L205 145L208 146V145L210 144V140H209V142H207ZM222 141H224V139H223ZM244 141H245V140H244ZM246 141H245V142H246ZM250 141H251V140H250ZM250 141H249V143H250ZM0 142H1V140H0ZM2 142H3V141H2ZM7 142H8V141H7ZM7 142H6V143H7ZM12 142H13V141H9L8 143H12ZM37 142H38V140H37ZM37 142H36V143H37ZM47 142H48V140H47ZM51 142H52V141H51ZM72 142H71V140H70L68 143L71 144ZM81 142L84 143V141H81ZM81 142L79 141V144H80ZM87 142H86V143H87ZM96 142H97V141H96ZM102 142H103V144H106L105 140H104V141L102 140ZM153 142H154V141H153ZM168 142H171L170 139H168ZM178 142H179V141H178ZM187 142H188V140H187ZM232 142H233V141H232ZM242 142H243V141H242ZM247 142H246V143H247ZM257 142H258V141H257ZM257 142H256V140H255V141H253V144H254V143H257ZM6 143H5V144H6ZM23 143H26V141L23 142ZM31 143H32V142H31ZM36 143H35V144H36ZM40 143H41V142H39V144H40ZM55 143H56V140H55ZM68 143H67V144L65 143V145H64V144H63V145H64L65 147H67V146H68ZM73 143H75V141H74ZM73 143H72V144H73ZM86 143H84V144H86ZM107 143H109V142L107 141ZM165 143H166V142H165ZM165 143H163V144H165ZM200 143H202V142H200ZM208 143H209V144H208ZM212 143H213V142H212ZM212 143H211V144H212ZM214 143H215V142H214ZM216 143H217V142H216ZM223 143H224V142H222V144H223ZM229 143H230V142H229ZM243 143H244V142H243ZM243 143H241V144L239 143V144H240L241 146H243V145H242ZM5 144H3V146H4ZM45 144H46V143H45ZM76 144H77V143H76ZM76 144H75V145H76ZM81 144H82V143H81ZM81 144H80V145H81ZM89 144H90V142H89ZM93 144H94V143H93ZM96 144H97V143H96ZM99 144H100V143H98V145H99ZM109 144H110V143H109ZM151 144H152V143H151ZM153 144H155V143H153ZM163 144H162V146H163ZM189 144H190V143H189ZM211 144H210V145H211ZM219 144H221V143H219ZM225 144H228V143L225 142ZM232 144H234V142H233ZM232 144H231V146H232ZM19 145H20V144H19ZM31 145L33 146L34 144H31ZM43 145H44V143H43ZM47 145H48V144H47ZM61 145H62V144H61ZM75 145H72V146H75ZM80 145H79V146H80ZM145 145H147V144H145ZM203 145H204V143H203ZM228 145H229V144H228ZM237 145H238V144H237ZM244 145L247 146L248 144H245V143H244ZM251 145H252V142H251L250 146H251ZM0 146H1V145H0ZM3 146L1 147V148H2V151L4 150V149H3V148H4ZM32 146H30V147H32ZM37 146H39L38 143H37ZM52 146H53V145H52ZM69 146H70V147L67 149V151L71 149V145H69ZM76 146H77V145H76ZM76 146H75L74 148H76V150H77L78 147H76ZM84 146H85V145H84ZM105 146H107V145H105ZM137 146L139 147L140 144L137 145ZM142 146H143V145H142ZM153 146H155V145H152V147H153ZM162 146H161V147H162ZM164 146H165V145H164ZM167 146H168V145H167ZM183 146H184V145H183ZM198 146H199V144H198ZM207 146H205V148H206ZM215 146H216V145H215ZM215 146H214V144H213V147H212L211 149H210V147H207V148H209L208 150L211 151V150H213V148H214ZM229 146H230V145H229ZM231 146H230V148H231ZM241 146H240V148H241ZM255 146H256V144H255ZM94 147H95V146H94ZM96 147H97V146H96ZM134 147H135V146H134ZM140 147H141V146H140ZM185 147H186V146H185ZM195 147H196V144H195ZM199 147H200V146H199ZM199 147H197V149H199ZM203 147H204V146H202L201 148H203ZM216 147H217V146H216ZM220 147H221V146H220ZM243 147H245V146H243ZM257 147H258V146H257ZM257 147H254V148H257ZM1 148H0V149H1ZM13 148H14V147H13ZM26 148H27V147H26ZM39 148H40V147H39ZM41 148H44V147L42 146ZM51 148H52V147H51ZM51 148H50V150H51ZM97 148H98V147H97ZM97 148H96V149H97ZM120 148H121V146H120ZM120 148H119V150L121 151ZM129 148H131V147H129ZM129 148H127V149H129ZM143 148H144V147H143ZM187 148H188V147H187ZM187 148H186V149H187ZM191 148H193V147H191ZM191 148H190V150L195 152L194 148H193V149H191ZM201 148H200V149H201ZM207 148H206V149H207ZM217 148H218V147H217ZM260 148H261V147H260ZM16 149H17V148H16ZM81 149H82V148H81ZM81 149H79V150H81ZM83 149H84V148H83ZM83 149H82V150H83ZM86 149L89 150V151L86 150V151H88L87 153L92 152V154H93V152L95 151V150L90 151V149L87 148V147H86ZM134 149H136V147H135ZM134 149H133V150H134ZM144 149H145V148H144ZM151 149H152V148H151ZM155 149H156V148H155ZM183 149H184V148H183ZM197 149H196V150H197ZM232 149H234V146H233ZM243 149H244V148H243ZM243 149H242V150H243ZM251 149H253V148L251 147ZM5 150H6V148H5ZM5 150H4V152H5ZM10 150H12V149H7L6 154L8 153V151L10 152ZM21 150H22V149H21ZM21 150H20V151H21ZM24 150H25V149H24ZM24 150H22V151L24 152ZM35 150H37V149H35ZM35 150H34V152H35ZM39 150H40V149H39ZM64 150H65V149H64ZM71 150H72V149H71ZM76 150H74V151H76ZM122 150H124V149H122ZM147 150H148V149H147ZM203 150H204V149H202V153H201L202 155H203V152H205V154L207 153V150H205V151H203ZM249 150H250V149H249ZM0 151H1V150H0ZM2 151H1V152H2ZM26 151H27V150H25V152H26ZM30 151H33V150L30 149ZM30 151H28V152H30ZM86 151H82V153H83V152H86ZM97 151H98V149H97ZM99 151L101 152V150H99ZM124 151H125V150H124ZM135 151H136V150H135ZM155 151H156V150H155ZM155 151H154V152H155ZM162 151H163V149H162ZM165 151H167V150H165ZM184 151H185V150H184ZM184 151H182V153H183ZM187 151H189V150L187 149ZM187 151H185V152H187ZM217 151H218V150H217ZM229 151H230V150H229ZM243 151H244V150H243ZM261 151H262V149H261L259 152H261ZM1 152H0V157H2L1 154L3 153V152H2V153H1ZM11 152H12V151H11ZM23 152H22V153H23ZM100 152H98V153H99V155H98L99 158H100V154H101V153H104V152H101V153H100ZM111 152H112V151H111ZM111 152H110V154H111ZM117 152L119 153L118 150H117ZM125 152L128 153L127 150H126ZM149 152L151 153V150H150ZM159 152H161V151H159ZM159 152L157 153V156L159 155ZM163 152H164V151H163ZM197 152H198V151H197ZM197 152H196V154H195V157H196V155H197ZM213 152H214V150H213ZM213 152L211 151V154H214ZM218 152H219V151H218ZM227 152H228V151H227ZM233 152H234V151H233ZM237 152H238V151H237ZM240 152H241V151H240ZM244 152H248L247 149H246V151H244ZM257 152H258V151H257ZM22 153H21V154H22ZM31 153H32V152H31ZM52 153H53V151H52ZM52 153H51V154H52ZM64 153H65V151H64ZM70 153H71V152H70ZM70 153H69V154H70ZM76 153H78V151H76ZM80 153H81V151H80ZM94 153H95L96 155L98 154L96 151H95ZM106 153H107V152H106ZM106 153H105V155H106ZM115 153H116V152H115ZM130 153H131V152L129 151L128 154L130 155ZM137 153H139V152H137ZM143 153H144V152H143ZM152 153H153V152H152ZM168 153H169V152H168ZM176 153H177V152H176ZM182 153H181V154H182ZM187 153H188V152H187ZM190 153H193V152H190ZM208 153H209V151H208ZM208 153H207V154H208ZM223 153H224V152H223ZM225 153H226V152H225ZM238 153H239V152H238ZM241 153H242V152H241ZM241 153H240V154H241ZM8 154H9V153H8ZM11 154H12V153H11ZM21 154H20V155H21ZM34 154H35V153H34ZM54 154H55V153H54ZM54 154H53V155H54ZM58 154H59V153H58ZM67 154H68V153H67ZM107 154H109V153H107ZM110 154H109V155H110ZM112 154H113V153H112ZM112 154L110 155L111 157L114 156V154H113V155H112ZM132 154H134V153H132ZM141 154H142V153H141ZM153 154H154V153H153ZM177 154H178V153H177ZM205 154H204V155H205ZM226 154H227V153H226ZM228 154H230V153L228 152ZM246 154H247V153H246ZM3 155H4V156H7V155H5V153H3ZM9 155H10V154H9ZM9 155H8V156H9ZM22 155H23V154H22ZM27 155H28V153H27ZM27 155H26V158H27ZM30 155H31V158H32V154H30ZM53 155H52V158L54 157ZM56 155H57V154H56ZM61 155H62V153H61ZM74 155H75V153H74ZM78 155H79V154H78ZM96 155H93V156H94V157H97ZM105 155H104V157H105ZM109 155H108V156H109ZM116 155H117V154H115V156H114L113 158H115V157L117 158L118 156L121 155V153H120V155L118 154V156H116ZM123 155H124V154H123ZM123 155H122V157H124ZM139 155H140V154H139ZM154 155H155V154H154ZM154 155H153V156H154ZM168 155H169V154H168ZM170 155H171V154H170ZM170 155H169V156H170ZM191 155H192V154H191ZM198 155H200V153H198ZM202 155H200V156H202ZM216 155H217V153H216ZM218 155H219V154H218ZM220 155H222V154H220ZM220 155H219V157L221 158L220 160H223L224 158L221 157ZM224 155H225V154H224ZM243 155H245V154H243ZM243 155H241V156H243ZM248 155H249V154H248ZM248 155H246V156H244V157H247ZM4 156H3V157H4ZM36 156H37V155H36ZM36 156H35V157H36ZM46 156H47V155H46ZM79 156H80V155H79ZM82 156H84V155H82ZM82 156H80V157H82ZM88 156H89V155H88ZM88 156H85V157H88ZM93 156H91V154H90V157H93ZM102 156H103V154H102ZM126 156H128V155H126ZM126 156H125V157H126ZM131 156H132V155H131ZM142 156H143V155H142ZM153 156H152V157H153ZM155 156H156V155H155ZM155 156H154V157H155ZM161 156H162V155H161ZM163 156L166 157V156H167V153H166V155L164 154ZM163 156H162V157H163ZM171 156H172V155H171ZM174 156H175V155H174ZM181 156H182V155H181ZM185 156H186V155H185ZM192 156H194V154H193ZM200 156H199V158H200ZM207 156H210V154L207 155ZM228 156H229V155H228ZM228 156H226V157L229 158ZM251 156H252V155H251ZM258 156H259V155H258ZM260 156H261V155H260ZM9 157H10V156H9ZM9 157H8V158H9ZM62 157H63V155L61 156V158H62ZM90 157H89V158H90ZM104 157H102V158L104 159ZM111 157H110V159L113 160V158H111ZM129 157H130V156H129ZM129 157H127V158H129ZM144 157H146V156L144 155ZM148 157H149V156H148ZM148 157H147V158H148ZM154 157H153V158H154ZM167 157H168V156H167ZM167 157H166V160H165V161H164L163 159L160 160L158 163H157V161H156V164H155V165H158V164L162 161V162H165L164 164H166V166L163 165V167H164V168L167 167V164H168V163L170 164L169 161L172 162V160L174 159V158H173V159L171 160V157H170V160L167 161ZM172 157H173V156H172ZM175 157H176V156H175ZM188 157H190V155H189ZM204 157L206 158V155H205ZM204 157H203V158H204ZM212 157H213V155H212ZM219 157H218V158H219ZM224 157H225V156H224ZM252 157H254V156H252ZM255 157H256V156H255ZM262 157H264V155H263ZM13 158H14V156H13ZM28 158H29V157H28ZM28 158H27V159H28ZM36 158H37V157H36ZM45 158H46V157H45ZM56 158L59 160L58 157H56ZM63 158H64V157H63ZM63 158H62V159H63ZM97 158H98V157H97ZM99 158H98V159H99ZM118 158H119V157H118ZM118 158H117V159H118ZM120 158H121V156H120ZM127 158H125V159H127ZM130 158H132V157H130ZM153 158H152V159H149V158L146 159V158H145L146 160L149 161V162L147 161L146 163H150V160H153V161H154V159H155L156 157H155L154 159H153ZM160 158H161V157H160ZM177 158H178V157H177ZM179 158H180V157H179ZM179 158H178V159H179ZM190 158H191V157H190ZM205 158H204V159H205ZM214 158H215V156H214ZM216 158H217V156H216ZM248 158H249V157H248ZM258 158H259V157H258ZM0 159H1V158H0ZM15 159H16V158H15ZM48 159H50V158H48ZM57 159H56V160H57ZM87 159H88V158H87ZM93 159L96 160V161L98 160V159H96V158H93ZM117 159H116L117 162L114 160V163H112V164H111V167L109 166L110 168H108V169H111V171H114V170H112V169H115V168L118 169V167H120V166H114V165H115V162L118 163V164H119V162H120V161L117 160ZM122 159H123L122 161H124V158H122ZM158 159H159V158H158ZM168 159H169V158H168ZM225 159H226V158H225ZM242 159H243V157H242ZM262 159H263V158H262ZM262 159H260V160L262 161ZM4 160H7V157L4 158ZM9 160H10V158H9L6 162H4V161H3V158H2V160H0V161H3L4 163L7 164ZM21 160H22V159H21ZM37 160H38V159H37ZM43 160H45V159H43ZM50 160H51V159H50ZM63 160H64V159H63ZM63 160L60 159V161H63ZM90 160H92V159H90ZM100 160H102V159H100ZM133 160H134V159H133ZM140 160H141V159H140ZM175 160H177V159L175 158ZM175 160H173V161H175ZM182 160L184 161V158H183ZM211 160H212V159H211ZM214 160H215V159H214ZM216 160H217V159H216ZM230 160H232V157H230ZM230 160H228V161H230ZM251 160H252V159H251ZM256 160L258 161V159H256ZM263 160H264V159H263ZM24 161H25V160H24ZM24 161H22V162L24 163ZM27 161H28V160H27ZM46 161H47V159L45 160V162H46ZM64 161H65V160H64ZM98 161H99V160H98ZM143 161H145V160H143ZM186 161H188V160H186ZM209 161H210V160H209ZM217 161H219V160H217ZM224 161H225V160H224ZM257 161H255V163H256ZM16 162L18 163V162H20V161H19V160H16ZM28 162H29V161H28ZM38 162H39V160H38ZM38 162H37V163H38ZM56 162H57V161H56ZM65 162H66V161H65ZM124 162H128V161H124ZM129 162H130V160H129ZM131 162H132V161H131ZM131 162H130V163H131ZM134 162H136L135 164H137L138 161H134ZM140 162H141V161H140ZM166 162H167V163H166ZM176 162H177V161H176ZM180 162H181V160H180ZM180 162H179V163H180ZM205 162H206V161H205ZM210 162H211V161H210ZM213 162H216V161H212V164H213ZM230 162H232V161H230ZM253 162H254V161H253ZM253 162L251 161L252 164H253ZM0 163H1V162H0ZM25 163H26V161H25ZM25 163H24V165H25ZM30 163H31V161H30ZM42 163L44 164V162H42ZM70 163H72V162H70ZM70 163H69V162H68V163L66 162L65 166L62 167V169L65 168V167L67 166V164H70ZM73 163H74V162H73ZM102 163H104V162H102ZM130 163H128V164H130ZM143 163H144V162H143ZM146 163H144L143 165H145ZM152 163H153V162H152ZM152 163H151V165H152ZM154 163H155V162H154ZM154 163H153V164H154ZM248 163H250V162H248ZM18 164H20V167H19V168L22 169V168H21V163H18ZM56 164H57V163H56ZM62 164H64V163H62ZM62 164H61V166H62ZM75 164H76V163H75ZM104 164H105V163H104ZM104 164H103V165H104ZM120 164H121V163H120ZM126 164H127V163H126ZM131 164H133V163H131ZM131 164H130V165H131ZM140 164H141V163H140ZM169 164H168V165H169ZM173 164L175 165V162H174ZM177 164H178V163H176V165H177ZM202 164H203V163H202ZM214 164H215V163H214ZM214 164H213V165H214ZM220 164H222V163H219V165H220ZM235 164H239V163H238L237 161H235L233 165H235ZM244 164H246V163H244ZM263 164H264V163H263ZM263 164H262V165H263ZM0 165H1V164H0ZM2 165H3V164H2ZM24 165L22 164V167H23ZM26 165H27V164H26ZM30 165H31V164H30ZM32 165H33V164H32ZM37 165L39 166V164H37ZM41 165H42V164H41ZM45 165H47V162L45 163ZM112 165H113L115 168H114ZM137 165H138V164H137ZM137 165H136V167H134L135 165L133 164L134 169H135V168L138 169V166H137ZM171 165H172V163H171ZM203 165H205V164H203ZM203 165H202V166H203ZM217 165H218V163L216 162L215 166H217ZM219 165H218V166H219ZM226 165H227V164H226ZM231 165H232V164H231ZM248 165H249V164H248ZM256 165H257V164H256ZM256 165H253V167L256 166ZM8 166H9V165H8ZM11 166H12V165H11ZM34 166H36V164H35ZM49 166H50V165H49ZM55 166H56V165H55ZM55 166H54V168H55ZM57 166H58V165H57ZM59 166H60V165H59ZM61 166L58 167V169L61 168ZM69 166H70V167H73V165H69ZM93 166H94V165H93ZM95 166H96V165H95ZM95 166H94V167H95ZM98 166H99V165H98ZM121 166H122V167H120V168H121L120 170L124 171V169H125L126 167H125L124 165H121ZM140 166H142V165H140ZM178 166H181V165H178ZM183 166H184V164H183ZM197 166H198V165H197ZM197 166H196V167H197ZM202 166H200V168H201ZM207 166H211V163H210V165H206V167H207ZM215 166H214V168H216ZM227 166H228V165H227ZM250 166H251V164H250ZM1 167H2V166H1ZM25 167H27V169H26V172H27V171H28V166H25ZM29 167H30V166H29ZM43 167H45V166L43 165ZM52 167H53V166H52ZM75 167H76V166H75ZM127 167H130V166H127ZM171 167H172V166H171ZM171 167L169 166V168L167 167V168H165V169L168 170V169H170ZM189 167H191V166H189ZM189 167H188V168H189ZM196 167H195V168H196ZM203 167H205V166H203ZM203 167H202V169H203ZM246 167H247V166H246ZM257 167H258V165H257ZM262 167H263V166H261V168H262ZM7 168H9V167H7ZM46 168H47L48 170H50V167L48 168V166H46L45 169H46ZM66 168H67V167H66ZM73 168H74V167H73ZM73 168H72V170H73ZM141 168H142V167H141ZM148 168H149V167H148ZM172 168H173V167H172ZM181 168L184 169L183 167H181ZM191 168H192V167H191ZM208 168H209V167H208ZM218 168H219V167H218ZM227 168H228V167H227ZM251 168H252V167H251ZM3 169H5V168H3ZM20 169H19V170H20ZM31 169H32V170H30V171H31V172L33 171V172L31 173V174H33V175L28 174L30 171L27 172V174L30 175V176H34V175H36V173H37L38 171H37L35 174H34V172H35L37 169L34 168V170H35V171H34V170H33V166H32ZM81 169H82V168H81ZM91 169H93V168H91ZM91 169H90V170H91ZM99 169H100V168H99ZM128 169H129V168H128ZM153 169H154V170H155V169L158 170L159 168H155V167H154ZM162 169H163V168H162ZM189 169H190V168H189ZM220 169H221V168H219V170H220ZM236 169H237V168H236ZM254 169H256V168H252V171H253ZM263 169H264V167H263ZM17 170H18V168H16V170H14V171L16 172ZM48 170H47V171H48ZM54 170H55V169H54ZM56 170H57V169H56ZM60 170H61V169H60ZM60 170H59V172H60ZM63 170H64V169H63ZM65 170H66V169H65ZM90 170H89V171H90ZM96 170H97V169H96ZM125 170H126V169H125ZM129 170H130V172H129ZM129 170H128L129 175H131V172H133V171H131V169H129ZM143 170H144V169H143ZM143 170L141 169V171H143ZM147 170H148V169H147ZM147 170H146V171H147ZM149 170H150V169H149ZM149 170H148V171H149ZM179 170H180V169H179ZM206 170H208V169L205 168L204 171H206ZM212 170H213V167H212ZM221 170H222V169H221ZM238 170H239V169H238ZM243 170H244V168H243ZM243 170H241V173L243 172ZM20 171H21V170H20ZM22 171H23V170H22ZM61 171H62V170H61ZM67 171H68V170H67ZM67 171H65V172H67ZM75 171H77V173H78V172H79V169H77V170H75ZM75 171L73 170V171H72V174H73ZM83 171H84V170H83ZM111 171H110V170H109V171L107 170L106 172L108 173V172H111ZM158 171H161V168H160ZM158 171H156V174L159 173ZM162 171H163V170H162ZM171 171H172V170H171ZM177 171H178V169H177ZM177 171H176V172H177ZM191 171H192V173H193V172H195V171H197V170L195 169V170L193 171V170L191 169ZM198 171H199V170H198ZM213 171L215 172V171H217V170H213ZM257 171H258V170H257ZM26 172H23V174H24V173L26 174ZM51 172H53V174H55L54 171H51ZM69 172H70V171H68L67 174H68ZM80 172H81V171H80ZM117 172H119V169L116 170V173H117ZM126 172H127V171H126ZM134 172H136V171H134ZM179 172L181 173V172H183V171L180 170ZM179 172H177V173H175V172H170V173H169V172H168L170 175H168V174H166V175H167V176L174 177L173 173H175L176 175H177V174L180 175ZM188 172H190V171H187V173H188ZM245 172H246V171H245ZM262 172H263V170L260 171V173H262ZM16 173H17V172H16ZM18 173L20 174V172H18ZM18 173H17V174H18ZM21 173H22V172H21ZM39 173H40V172H39ZM39 173H37V174H39ZM49 173H50V172H49ZM57 173H58V172H57ZM61 173H62V172H61ZM86 173H87V171L85 172V176H86ZM96 173H97V174H100V173H98V171H97ZM107 173H105V174H107ZM122 173H123V172H122ZM137 173H138V172H137ZM144 173H146V172H144ZM151 173H152V172H151ZM171 173H172L173 176L171 175ZM183 173H184V172H183ZM210 173H212V172H210ZM210 173L208 172L207 174L209 175ZM218 173H219V171H217V174L215 175L216 178H218V175H219ZM258 173H259V172H258ZM19 174H18L17 176H19L20 178L17 177V178H19V179H17V180H18L17 182H19V180L22 178L21 174H20V175H19ZM25 174H24V175H25ZM43 174H44V173H43ZM46 174H47V173H46ZM64 174H65V173H63V176H64ZM67 174H66V175H67ZM72 174H71V172H70V175H72ZM74 174H75V173H74ZM81 174H82V173H81ZM83 174H84V173H83ZM83 174H82V176H84ZM103 174H104V173H103ZM112 174H115V172H112ZM123 174L125 175L126 173H123ZM127 174H128V173H127ZM133 174H134V173H133ZM153 174H154V176L156 175L155 173H153ZM153 174H152V175L150 174V175L153 176ZM184 174H185V173H184ZM184 174H183V175H184ZM189 174H190V173H189ZM197 174H198V173H197ZM204 174H205V173H204ZM263 174H264V173H263ZM12 175H13V174H12ZM12 175H11V176H12ZM14 175H15V174H14ZM56 175H57V177H58V176H59V173L56 174ZM56 175H55V176H56ZM60 175H62V174H60ZM76 175H77V174H76ZM78 175H80V174L78 173ZM100 175H101V174H100ZM107 175H108V176H112L111 174L109 175V173H108ZM119 175H120V174H119ZM121 175H122V174H121ZM121 175H120V176H121ZM135 175H136V173H135ZM143 175H144V174H143ZM150 175H149V176H150ZM158 175H160V173H159ZM176 175H175V176H176ZM201 175H202V172H201ZM223 175L225 176V174H223ZM226 175H227V173H226ZM243 175H244V174H243ZM249 175H250V174H249ZM249 175H248V176H249ZM30 176H29V178H31ZM38 176L41 178L40 175H38ZM46 176H47V175H46ZM48 176L50 177L51 174H50V175L48 174ZM67 176H68V175H67ZM82 176H79V177H78V176H74V175H73V176H71V177H74V179H75V177H76V178L78 177V178L80 179V177H82ZM95 176H96V174H95ZM101 176H102V175H101ZM108 176H107V177H108ZM131 176H133V175H131ZM149 176H146L147 179H145V180H149V181H150L152 178L150 177V179H148ZM196 176H198V175H196ZM196 176H195V177H196ZM206 176H207V175H206ZM221 176H222V174H221ZM224 176H223V177H224ZM246 176H247V175H246ZM253 176H254V175H253ZM12 177H13V176H12ZM12 177H11V178H12ZM25 177H26V176H24L23 180L26 179ZM44 177H45V176H44ZM51 177H52V176H51ZM71 177H70V179H71ZM102 177H103V176H102ZM102 177H101V178H102ZM104 177H105V176H104ZM115 177H116V176H115ZM155 177H156V176H155ZM155 177H154V178H155ZM158 177H159L158 179H160V178H161V175L158 176ZM165 177H166V176H165ZM193 177H194V176H193ZM250 177H251V176H250ZM27 178H28V176H27ZM32 178L34 179V177H32ZM32 178H31V179H32ZM35 178H36V176H35ZM40 178H39V179H40ZM58 178H60V177H58ZM86 178H87V177H86ZM86 178L84 177V179H86ZM92 178H93V177H92ZM112 178H113V177H112ZM140 178H141V176H140ZM142 178H143V176H142ZM144 178H145V177H144ZM154 178L152 179L153 182L151 181V182H152V185L157 181V180L155 179L156 181L154 182ZM156 178H157V177H156ZM163 178H164V176L162 175V179H161L162 181H164ZM166 178H168V180H169L170 177H166ZM199 178H200V177H198V179H199ZM204 178H206V177H204ZM212 178H213V176H212ZM224 178H225V177H224ZM224 178H220V179L218 180V181H220V185H222V184H221L222 181L224 182V180H225ZM245 178H246V177H245ZM245 178L242 177L243 181L245 180ZM247 178H248V177H247ZM254 178L258 179L257 176H254ZM3 179H5V178H3ZM3 179H2V180H3ZM6 179H7V178H6ZM8 179H10V176H9ZM8 179H7V181H8ZM39 179L36 178V182H35V180H34V182L37 183V181H39ZM46 179H48V178H43L42 180H45V181H46ZM54 179H55V178H54ZM72 179H73V178H72ZM74 179H73V180H74ZM81 179H82V178H81ZM84 179H83V180H84ZM97 179H98V178H97ZM97 179H95V180H97ZM124 179H125V176H124ZM124 179H123V180H124ZM190 179H191V178H190ZM221 179H224V180H221ZM227 179H228V178H227ZM242 179H241V181H242ZM0 180H1V179H0ZM28 180H29V182H30V179H27V181H28ZM56 180H57V178H56ZM64 180H65V179H64ZM64 180H63V182H64ZM67 180H69V178H68ZM67 180H66V181H67ZM73 180H71V183H72ZM75 180H77V179H75ZM87 180H89V179H86V181H87ZM90 180H91V179H90ZM100 180H101V179H100ZM105 180H106V179H104V181L102 182L103 185L106 184V182H107V181L105 182ZM113 180H114V178L112 179V181H113ZM126 180H127V179H126ZM137 180H138V177H137L136 181H137ZM161 180H160V181H161ZM170 180H171V179H170ZM183 180H184V179H183ZM188 180H189V179H188ZM195 180H197V179H195ZM195 180L193 179V181H195ZM199 180H200V179H199ZM199 180H197V181H199ZM207 180H208V177H207ZM209 180H210V178H209ZM228 180H229V179H228ZM228 180L225 181L224 184H226V182L228 183V182L230 181V180H229V181H228ZM246 180H247V179H246ZM3 181H4V180H3ZM25 181H26V180H25ZM40 181H41V180H40ZM47 181H48V180H47ZM51 181H52V180H50V182H51ZM66 181H65V182H66ZM84 181H85V180H84ZM112 181H111V182H112ZM114 181H115V180H114ZM117 181H118V180H117ZM140 181H141V180H140ZM142 181H143V180H142ZM142 181H141V182H142ZM158 181H159V180H158ZM165 181H166V179H165ZM165 181H164V182H165ZM171 181H172V180H171ZM189 181H191V180H189ZM203 181H205V180L203 179ZM232 181H233V179H232ZM232 181H231V182H232ZM241 181H240V182H241ZM243 181H242V182H243ZM248 181H249V180H248ZM32 182H33V181H32ZM32 182H31V183H32ZM34 182H33V183H34ZM69 182H70V180H69ZM74 182H75V181H74ZM74 182H73V183H74ZM78 182H79V181H77V183H78ZM88 182L90 183V182H92V181H88ZM88 182H87V183H88ZM95 182H96V181H95ZM97 182H98V181H97ZM108 182H109V181H108ZM133 182L135 183V180H134ZM137 182H138V181H137ZM146 182L148 183V181H146ZM184 182H185V181H184ZM245 182H246V181H245ZM249 182H250V181H249ZM252 182H253V181H252ZM257 182H258V181H257ZM259 182H260V181H259ZM1 183H4V182H1ZM8 183H11V182H8ZM21 183H22V181H21ZM23 183H24V182H23ZM23 183H22V184H23ZM33 183H32V184H33ZM43 183H46V182H43ZM43 183H42V184H43ZM73 183H72V184H73ZM79 183H80V182H79ZM92 183H93V182H92ZM92 183H90V184H92ZM116 183H117V182H116ZM127 183H129V181L126 182V184L124 183L122 186L126 185L127 188H128L130 185L128 186ZM134 183H133V184H134ZM144 183H145V182H144ZM147 183H145V185H149V184H150V183H148V184H147ZM168 183H169V182H168ZM168 183L166 184V188L169 189V188L171 187V186L168 187L169 184H174L175 181H174V183H169V184H168ZM209 183H210V182H209ZM11 184H13V183H11ZM15 184H17V183H15ZM25 184H26V183H24V187H25ZM42 184H41V186H42ZM46 184H48V183H46ZM50 184H52V183H50ZM74 184H75V183H74ZM85 184H86V182H85ZM93 184H94V183H93ZM93 184H92V185H93ZM95 184H96V183H95ZM99 184H100V183H99ZM102 184H101V186H103ZM112 184H113V183H112ZM114 184H115V183H114ZM129 184H130V183H129ZM136 184H137L138 186H140L141 188H142V186H143V187L145 186V185H143V183H142V185H140L141 183H140V184L136 183ZM158 184H159V182L157 183V186H159V188H162V187H160V185H158ZM178 184H179V183H178ZM184 184H185V183H184ZM186 184H187V183H186ZM212 184H213V182H212ZM212 184H210V185H212ZM231 184H232V183H230V185H231ZM240 184L243 186L244 183H240ZM249 184H251V183H249ZM254 184H255V183H254ZM254 184H253V185H254ZM258 184H259V183H258ZM39 185H40V184H39ZM62 185H63V183H62ZM67 185H68V184H67ZM67 185H66V186H67ZM75 185H76V184H75ZM116 185H118V184H116ZM131 185H132V184H131ZM154 185H155V184H154ZM161 185H162V182H161ZM163 185H164V184H163ZM175 185H176V184H175ZM180 185H181V183H180ZM230 185H228V186H230ZM232 185H233V184H232ZM232 185H231V186H232ZM234 185H237V184H234ZM241 185H240V187H242ZM259 185H260V184H259ZM5 186H6V185H5ZM5 186H3V187H5ZM12 186H14V185H10L9 187H12ZM16 186H17V185H16ZM19 186H20V185H19ZM44 186H45V185H44ZM44 186H43V187H44ZM72 186H73V185H72ZM82 186H83V185H82ZM94 186H95V185H94ZM112 186H113V185H112ZM114 186H115V185H114ZM122 186H120V187L122 188ZM126 186H124V188H125ZM138 186H136V185H135V186H132V188H133V187H134V188L137 187V188H135V189H133V190L137 192V190H138ZM164 186H165V185H164ZM172 186L174 187V185H172ZM188 186H189V185H188ZM213 186H214V184H213ZM217 186H218V185H217ZM223 186H224V185H222L221 187L224 188ZM245 186H247V184H246ZM245 186H243V187H245ZM251 186H252V185H251ZM261 186H262V185H261ZM9 187H8V188H9ZM21 187H22V185H21ZM26 187H27V185H26ZM36 187L38 188V184H36ZM45 187H46V186H45ZM73 187H74V186H73ZM90 187H92V186H89L88 188H90ZM98 187H99V185H98ZM115 187H116V189H114V190H115V191L117 190V191L120 192V189H121V188H120L119 186H115ZM118 187H119L120 189H119ZM140 187H139V188H140ZM155 187H156V186H155ZM175 187H177V186H175ZM184 187L187 188V186H185V185H184ZM184 187H181V188H184ZM215 187H216V186H214V188H215ZM218 187H219V186H218ZM225 187H226V186H225ZM235 187H236V186H235ZM257 187H258V186H257ZM262 187H263V186H262ZM15 188H16V187H15ZM15 188H14V189H15ZM17 188H18V187H17ZM17 188H16V189H17ZM47 188H48V187H47ZM63 188H64V187H63ZM83 188L85 189V187H83ZM95 188H96V187H95ZM104 188H106L105 185H104ZM104 188H103V189H104ZM117 188H118V189H117ZM132 188H131V189H132ZM144 188H145V187H144ZM149 188H150V187H149ZM149 188L147 187L148 190H151V188H150V189H149ZM163 188H164V187H163ZM166 188H164V189L167 190ZM179 188H180V187H179ZM188 188H189V187H188ZM188 188H187V189H188ZM228 188H229V187H228ZM230 188H232V187H230ZM230 188H229V190H230V193H231L232 190H231ZM236 188H237V191H238V189H240V188H238V187H236ZM9 189H10V188H9ZM9 189H7V191H8ZM14 189H13V190H14ZM16 189H15V190H16ZM52 189H53V188H52ZM52 189H48V190L51 191ZM56 189H57V188H56ZM98 189H99V188H98ZM100 189H101V188H100ZM103 189H102V190H103ZM131 189H130V191H129V189H128V192H129L130 194H131V191H133V190H131ZM155 189H156V188H155ZM155 189H154V190H155ZM170 189H171V188H170ZM219 189H220V191L225 190V189H221V188H219ZM234 189H235V188H234ZM40 190H42L41 187H40ZM40 190H39V191H40ZM43 190H46V189H43ZM62 190H63V192H64V189H62ZM62 190L59 189L60 192H61ZM78 190H79V189H78ZM87 190H88V189H87ZM92 190L97 191V189H94V187H93ZM106 190H107V189H106ZM106 190L104 189L103 191H106ZM121 190H122V189H121ZM125 190H127V189L125 188ZM125 190H122V191H124V192H122V193L124 194L123 196L126 197L127 195H126L125 193H127V192H125ZM145 190H146V188H145ZM152 190H153V189H152ZM156 190H158V188H157ZM159 190H163V189H159ZM176 190H177V189H176ZM215 190H216V188L213 190V192H217V191H218V189H217V191H215ZM255 190L257 191V189H254L253 192H255ZM261 190H262V189H261ZM54 191H55V189H54L53 191H51V192L54 193ZM57 191H58V189H57ZM59 191H58V193H60ZM79 191H80V190H79ZM107 191H108V190H107ZM107 191H106V195H107L108 192H109L110 195H109V194H108V195H109V196L112 195V196H111V197H107V196H106V198H107V199L110 198V200H115V197H114V199H112V198H113V195H114V194H113L114 191L112 190L113 193H111L110 191H108V192H107ZM117 191L115 192V195H116V193H117V196H116V197H118V195H120V197H121V196H122V195H121V192L119 193V192H117ZM170 191H171V190L168 191V192H169V195H170ZM186 191H187V190H186ZM200 191H201V190H200ZM259 191H260V190H259ZM1 192H4V191H3V188H2V191H1ZM12 192L15 193V191H11V190H9V193H10V194H9L8 192L5 191L6 195L9 194V195H7V196H10ZM51 192H50V193H51ZM75 192H77V191H75ZM75 192H72V193H75ZM89 192H90V190L88 191V193H89ZM91 192H93V193H97V192H94V191H91ZM162 192H164V190H163ZM165 192H166V191H165ZM165 192H164V193H165ZM174 192H176V191L174 190ZM174 192H172L173 195H175ZM178 192H179V191H178ZM213 192H210V193H213ZM222 192L225 193V191H222ZM226 192H228V191H226ZM242 192H243V194H244L245 191L243 190ZM246 192H247V191H246ZM250 192H251V189L249 190L248 194H249ZM253 192H252V193H253ZM261 192H263V191H261ZM30 193H31V192H30ZM34 193H35V195H36V192H34ZM44 193H45V192H44ZM44 193H43V196L47 195V194L44 195ZM46 193H47V192H46ZM65 193H66V191H65ZM72 193H71V192L69 193V191H68V194H67V193H66V194H67V196H69V194H70L71 197H72V196H73V197H74V196H78V195L82 194V197H81V198H82V200H84V201H82L81 198H80V200H79L80 202H79V201H78L79 198L74 197V198H76V200L78 201V203H76V205H77V204L79 205V204L82 202V203L80 204V205L82 206L83 204H87V203H88L87 201L91 202L89 199H91L90 196H92L93 193L89 196V199H85V198H83V197H84V196H83V192H82V193L77 192V193H78L77 195H76V193H75V195H73ZM88 193H84V195L87 197V194H88ZM129 193H127V194H129ZM138 193H139V191H138ZM143 193H144V192H143ZM154 193H155V191H154ZM154 193H153V194H154ZM158 193H159V192H158ZM158 193H157V191H156V193L154 194V196H152L153 194L150 195V196L153 197V198H154V197H157V195H159ZM181 193H182V192H181ZM184 193H186V192L184 191L183 194H184ZM208 193H209V192H208ZM230 193H227V194L229 195L228 198H230V196H231ZM232 193H233V192H232ZM16 194H18V193H15V196L17 197ZM23 194H24V193H23ZM23 194H22V195H23ZM26 194H27L28 196L31 195V194L29 195V193H26ZM37 194H38V192H37ZM39 194H40V193H39ZM48 194H49V192H48ZM60 194L62 195L63 193L61 192ZM66 194H65V195H66ZM104 194H105V193H104ZM130 194H129V195H130ZM177 194H179V193H177ZM217 194H218V193H217ZM217 194L215 195V193H214L213 196H217ZM227 194H225V195H227ZM239 194H240V193H239ZM243 194H241V195L243 196ZM248 194L246 193L247 196H248ZM260 194H261V193H260ZM262 194H263V193H262ZM2 195H3V193H2ZM2 195H0V196H2ZM6 195H5V197H4L5 199H6V197H7ZM19 195H20V194H19ZM22 195H21V196H22ZM35 195H34V196H35ZM63 195H64V194H63ZM63 195H62V198L65 196V195H64V196H63ZM96 195H97V194H96ZM96 195H95L94 197H96ZM132 195H133V193L129 196V199H130V200H131V198H132ZM134 195H136V194L134 193ZM134 195H133V196H134ZM141 195H142V192H141ZM155 195H156V196H155ZM173 195L171 194V197H167V196H166V197H167L168 199H171V198H172L171 200H174V199H173ZM179 195H180V194H179ZM197 195L200 196V193L197 194ZM197 195H195V196H197ZM201 195H203V194H201ZM211 195H212V194H211ZM211 195H209V196H211ZM222 195H223V194L221 193L220 196H217V201H218V198L221 197V201H223V204H224L225 201L222 200ZM234 195H235V192H234ZM244 195H245V194H244ZM246 195L243 196V197L246 198ZM15 196H14V198H16ZM36 196H37V195H36ZM36 196H35V197H36ZM43 196H42V197H43ZM48 196H49V195H48ZM67 196H66V197H67ZM80 196H81V195H80ZM148 196H149V195H148ZM184 196H193V195H187V194H186V195H184ZM203 196H205V195H203ZM223 196H224V195H223ZM235 196H236V195H235ZM238 196H239V195H238ZM250 196H251V193H250ZM250 196H249V198H250ZM261 196H262V195H261ZM19 197H20V196H18V198H19ZM130 197H131V198H130ZM142 197H143V196H140V198H142ZM145 197H146V196H145V194H144V198H145ZM176 197H178L177 199H179V201H181L182 198H185V197H182V196H181L182 198H181V200H180V198H179L178 195H176ZM226 197H227V196H226ZM236 197H237V196H236ZM236 197H234V198L236 199ZM239 197H241V196H239ZM7 198L10 199V201H12V200H11V199H12V196H10V198H9V197H7ZM14 198H13V201H15ZM38 198H39V200H41L39 196H38ZM53 198H54V197H53ZM56 198H57V197H56ZM62 198L59 197V198H57V199H62ZM92 198H93V196H92ZM97 198H98V197H97ZM97 198H96V199H97ZM127 198H128V197H127ZM148 198H150V197H147V199H148ZM157 198H158V197H157ZM159 198H162V195H159ZM163 198H164V196H163ZM195 198H196V197H195ZM211 198H212V197H211ZM228 198H227V199L224 198V199H226L227 202H225V203H227V204H229V202H231V201H229ZM245 198H244V199H245ZM254 198H255V197H254ZM254 198H253V199H254ZM259 198H260V197H259ZM259 198H258V199H259ZM0 199H1V198H0ZM8 199H6L4 203L7 204L6 201H7ZM33 199H34V198H33ZM63 199H65V198H63ZM67 199H69V198H67ZM101 199H103V198H101ZM116 199H117V201H115V202H118V203H120V204L122 205V206L119 207V208H121V211H120L119 208H118V206H119L120 204H119V205H115V202L113 201V203H114V205H115V206H114V207H115L114 209H116V206H117V209H116L115 211L119 210V211L121 212L122 216L125 217V215L127 214V213L125 212V211H127L126 208L131 207V205L125 208L123 205H124V204H129L128 202H126V199H125V201L122 200L123 202H126V203H124V204L121 203L122 201L120 202V198H119V199L116 198ZM133 199H134V197H133ZM135 199H136V198H135ZM168 199H167V202H168ZM187 199H188V197H187ZM187 199H185V200H187ZM203 199L205 200V198H203ZM207 199H208V198H207ZM232 199H233V198H231L230 200H232ZM239 199H240V198H239ZM239 199H236L237 202H239V201L241 200V199H240V200H239ZM247 199H248V198H247ZM250 199L252 200V197H251ZM256 199H257V198H255V201H256ZM258 199H257V200H258ZM261 199H262V198H261ZM22 200H23V199H21V200L18 199L19 202L22 201ZM28 200H29V199H28ZM34 200H35V199H34ZM55 200H56V199H55ZM65 200H66V199H65ZM65 200H64V201H65ZM76 200H75V201H76ZM85 200H87V201H86L87 203H83V202H85ZM91 200H92V199H91ZM93 200H95V199L93 198ZM97 200H98V199H97ZM127 200H128V199H127ZM145 200H146V199H145ZM150 200L153 201L152 198H151ZM155 200H156V199H155ZM157 200H158V199H157ZM160 200H161V199H159V201H160ZM171 200H170V201H171ZM200 200H201V199H200ZM200 200H199V201H200ZM209 200H212V199L209 198ZM214 200H216V198H214ZM236 200H235V201H236ZM238 200H239V201H238ZM251 200H250V201H251ZM1 201H2V200H1ZM1 201H0V202H1ZM3 201H4V200H3ZM8 201H9V200H8ZM32 201H33V200H32ZM62 201H63V200H62ZM72 201H73V200H72ZM75 201H74L73 203H75ZM77 201H76V202H77ZM99 201H100V200H99ZM101 201H103V200H101ZM104 201L106 202V203L104 202L105 205L107 204V206H108V205L111 206V207H109V206L107 207V206H106V207L108 208L107 210H109V208H110V212L113 211L110 215L107 214L108 217H111V215H112L113 213L115 214V211H114L113 206H112L113 204H112V203H109V204H108V201H109V200H104ZM134 201H135V200H134ZM134 201H133V202H134ZM136 201H138V198L136 199ZM141 201H142L143 203H142ZM141 201H138V203L141 202V203L143 204V206H145V205H144V201H143V200H141ZM163 201H165V200H163ZM163 201H161V202H163ZM174 201H175V200H174ZM195 201H196V200H195ZM199 201H198V203H199ZM219 201H220V200H219ZM219 201H218V202H219ZM232 201H234V200H232ZM245 201L248 202V200H243L244 203H245ZM15 202H16V201H15ZM15 202H14V203H15ZM22 202H23V201H22ZM42 202H43V201H42ZM55 202L57 203V201H55ZM58 202H61V201H58ZM129 202H130V201H129ZM133 202H132V203H133ZM145 202L147 203V200H146ZM150 202H151V201H150ZM155 202H156V201H155ZM157 202H158V201H157ZM177 202H178V200H177ZM177 202H176V203H177ZM192 202H194V200H193ZM200 202H201V201H200ZM210 202H211V201H210ZM210 202H209V203H210ZM213 202H214V201H213ZM213 202H212V203H213ZM261 202H263V201H261ZM26 203H27V200H26ZM26 203H24V204H26ZM33 203H34V202H33ZM33 203L30 204V205H32V206H33V205L36 206L35 204H39V203H34V204H33ZM46 203H47V200H46ZM46 203L44 202V204H42L41 207H44L43 205H45ZM51 203H52V202H51ZM51 203H50V204H51ZM62 203H63V202H62ZM65 203H66V201H65ZM65 203H64V204H65ZM95 203H96V202H95ZM97 203H98V202H97ZM97 203H96V204H97ZM102 203H103V202H102ZM134 203L136 204V202H134ZM134 203H133V205H134ZM141 203H140V204H141ZM169 203H171V202H168V204H169ZM182 203L184 204V202L182 201V202L180 203V206L182 205ZM189 203H190V202H188V204H189ZM198 203H195V204H198ZM231 203H232V202H231ZM231 203H230V204H231ZM235 203H236V202H235ZM235 203H234V204H235ZM239 203H241V202H239ZM239 203H237L238 205L235 204V206H238V207H239V205H240ZM254 203H255V202H254ZM11 204H13V202H12ZM16 204H17V203H16ZM48 204H49V203H48ZM53 204H54V203H53ZM59 204H60V203H59ZM69 204H70V203H69ZM69 204H68V205H69ZM88 204H89V203H88ZM91 204H92V202H91ZM130 204H131V202H130ZM142 204H141V206H142ZM147 204H148V203H147ZM156 204H157V203H156ZM158 204H159V203H158ZM171 204H172V203H171ZM188 204H187V205L184 204V205L187 207V210H188V208L191 209V207H190ZM191 204H193V203H191ZM223 204H222V205H223ZM242 204H243V203H242ZM249 204H250V203H249ZM251 204H253V203H251ZM259 204H260V203H259ZM259 204H258L257 206H256L255 204H254V205H255V207L257 208V207L259 206ZM1 205H2V203H0V206H1ZM22 205H23V204H22ZM28 205H29V204H28ZM54 205H55V204H54ZM65 205H67V204H65ZM68 205H67V206H68ZM76 205H75V207H76L77 209H79L80 206H78V205L76 206ZM97 205H99V204H97ZM133 205H132V206H133ZM152 205H153V204H152ZM152 205H150V206H152ZM163 205H164V203H162L161 206H163ZM172 205H173V204H172ZM176 205H177V204H176ZM178 205H179V204H178ZM184 205H182V207H183ZM198 205H199V204H198ZM200 205H201V204H200ZM200 205H199L198 208L201 207ZM213 205H214V204H213ZM254 205H253V206H254ZM261 205H262V204H261ZM2 206H3V205H2ZM7 206H9V205H5V206L2 207V208H5V207H6V208L9 209V207H10L11 210L9 211L8 209L5 208V209H4L5 211H4V210L0 211V215H1V216L3 215V217L5 216L6 213H7V214H8L9 212H11V213H12V212L15 213V212H16V209H18L17 207L19 206V204L16 205L17 207L15 208V211H12V209L14 210L13 206H12V208H11V206H9V207H7ZM24 206H25V205H24ZM32 206H31V207H32ZM34 206H33V207H34ZM38 206H39V205H38ZM46 206H47V204H46ZM67 206H66V207H67ZM70 206H71V205H70ZM72 206H73V205H72ZM86 206H87V205H85V206H83V207L85 208ZM99 206H100V205H99ZM126 206H127V205H126ZM137 206H139V204H138ZM141 206H140V207H141ZM168 206H169V205H168ZM174 206H175V205H174ZM174 206H173L172 208H174ZM180 206H179V207H180ZM185 206H184V207H185ZM188 206H189V207H188ZM202 206H203V207H206V206H204V205H202ZM245 206H246V205H245ZM245 206H244V207H245ZM22 207H23V206H22ZM47 207H48V209H49V207H51V205H48ZM56 207H57V206H56ZM83 207H82V208H83ZM101 207H102V206H101ZM106 207H105V208H106ZM122 207H124V209H122ZM135 207H136V206H135ZM166 207H167V205H166ZM176 207H177V206H176ZM176 207H175V208H176ZM203 207H202V208H203ZM210 207H211V205H210ZM217 207H218V206H217ZM217 207H215V208L217 209ZM221 207H222V206H221ZM242 207H243V206H242ZM247 207H248V205H247ZM247 207H246V208H247ZM250 207H251V205H250ZM250 207H249V209H250ZM255 207H254V208L251 207L252 209H254V210H253L254 214H255ZM262 207H264V206H262ZM2 208H0V209H2ZM28 208H30V207H28ZM53 208H54V207H52L51 209H49V212H50V210L52 211ZM82 208H81V209H82ZM103 208H104V207H103ZM141 208H142V207H141ZM141 208H140L139 210H141ZM155 208H156V207H155ZM157 208H158V207H157ZM193 208L195 209L196 207H193ZM202 208H201V210H202ZM213 208H214V207H213ZM219 208H220V207H219ZM229 208H230V207H229ZM231 208H232V207H231ZM20 209H21V208H20ZM24 209H25V207H24ZM24 209H23V210H24ZM32 209H33V208H32ZM36 209L38 210V207H36ZM64 209H66V208H64ZM71 209H72V208H71ZM96 209H98V208H96ZM111 209H112V210H111ZM125 209H126V210H125ZM131 209H133V208L131 207ZM152 209H153V208H152ZM152 209H149L151 213H152V211H151ZM162 209L165 210L164 208H161V210H162ZM170 209H171V208H170ZM170 209H169V210H170ZM176 209H177V208H176ZM190 209H189V210H190ZM259 209H262V208H259ZM7 210H8L9 212H8ZM34 210H35V209H33V211H34ZM54 210H55V209H53V211H54ZM105 210H106V209H105ZM105 210H104V211H105ZM124 210H125V211H124ZM134 210H135V208H134ZM134 210H133V211H134ZM139 210H138V211H139ZM144 210H145V209H144ZM149 210H148V212L145 210L144 213L147 212V213H149V215L152 216V214H150ZM159 210H160V209H159ZM161 210H160V212H161ZM171 210H172V209H171ZM177 210H178V209H177ZM182 210H184V209H182ZM189 210H188V211H189ZM206 210L209 212L208 208H206ZM219 210H220V209H219ZM228 210H229V209H228ZM228 210H227V211H228ZM240 210H242L241 207H240ZM247 210H248V209H247ZM247 210H246V212H247ZM263 210H264V208H263ZM263 210H262V211H263ZM18 211L20 212V210H18ZM21 211H22V210H21ZM25 211H26V210H25ZM33 211H32V212H33ZM38 211H39V210H38ZM53 211H52V212H53ZM74 211H75L74 209H73V212L71 211L72 214L75 213ZM77 211L79 212V210H77ZM77 211H76L74 217H75L76 215H78V214H77V213H78ZM98 211H99V210H98ZM122 211H123V212H122ZM133 211H132V212H133ZM157 211H158V210H157ZM167 211H168V210H167ZM180 211H181V209H180ZM185 211H186V210H185ZM193 211H194V210H193ZM196 211H197V209H196ZM203 211H204V213H205V208H203ZM203 211H202L201 213H203ZM216 211H217V210H216ZM224 211H225V210H224ZM224 211H223V212H224ZM237 211H238V209H237ZM1 212H3V214H2ZM5 212H6V213H5ZM28 212H29V211H28ZM32 212H30V213H32ZM34 212H35V211H34ZM46 212H47V211H46ZM52 212H50V214H51ZM54 212H55V211H54ZM56 212H57V210H56ZM56 212H55V214L58 213V212H57V213H56ZM108 212H109V211H108ZM108 212H107V213H108ZM110 212H109V213H110ZM117 212H118V211H117ZM117 212H116V213H117ZM120 212H119V213H120ZM130 212H131V210H130ZM132 212H131V213H132ZM163 212H164V211H163ZM169 212H170V211H169ZM177 212H178V211H177ZM183 212H184V211H183ZM183 212H181V213H183ZM194 212H195V211H194ZM199 212H200V211H199ZM210 212H211V211H210ZM218 212H219V211H218ZM218 212H217V215H218ZM229 212H231V211H229ZM241 212H243V211H241ZM241 212H240V213H241ZM246 212H245V213H246ZM248 212H249V211H248ZM250 212H251V210H250ZM253 212H252V216L254 217ZM257 212H258V214H259V211H257ZM257 212H256V213H257ZM4 213H5V214H4ZM11 213H9V214H10V217L8 216V217H9V218H8V221H9V222H5V219H4L5 217H4V218L2 217V220L4 219V224H5V225H3V227H4L5 229H6V227H7L6 224L11 225V224H12V223L10 224L11 221H15L16 218H19V216H18V217H15L14 220H13V216H14V215L11 216ZM24 213H25V212L20 213V214L22 215V214H24ZM39 213H41V212H39ZM63 213H64V212H63ZM83 213H84V212H83ZM87 213H88V210H87ZM89 213L91 214L90 211H89ZM89 213H88V214H89ZM92 213H93V212H92ZM95 213H96V212H95ZM119 213H118V214H115V215H116V216H120V217L122 218V216L119 215ZM124 213H126V214L124 215ZM128 213H129V208H128ZM131 213H129V214H127V215H130ZM133 213H134V212H133ZM133 213H132V214H133ZM136 213H138V212H136ZM147 213H146L145 216L149 217V215H147ZM153 213H154V212H153ZM158 213H159V212H158ZM158 213H157V214H158ZM164 213H165V215H163V213H162L163 217H165V216L167 215L166 212H164ZM171 213H172V212H171ZM179 213H180V212H179ZM179 213H178V214H179ZM187 213H188V212H187ZM196 213H197V212H196ZM196 213H195V214H196ZM204 213H203V214H204ZM226 213H228V212H226ZM226 213H225V214L223 213V214L226 215ZM238 213H239V212H238ZM260 213H261V210H260ZM7 214H6V215H7ZM16 214H17V213H15V215H16ZM20 214H19V215H20ZM32 214H34V213H32ZM32 214H30V215H32ZM42 214H44L43 211H42ZM42 214H40V217L43 216ZM45 214H46V213H45ZM47 214H49V213H47ZM67 214H70V215L72 216V214L69 213V211H68ZM81 214H82V213H81ZM81 214H79V216H80ZM85 214H86V213L83 214V215H84L83 218H82V215H81L79 218H81L82 220L85 219V218H87V217H88V216H87L88 214H86V216H85ZM97 214H98V213H97ZM132 214L130 215V219H134L135 216L138 217L135 213H134V217L132 216ZM175 214H176V213H175ZM178 214H177V216L180 215V214H179V215H178ZM190 214H191V212H190ZM209 214H210V213H209ZM220 214H221V213H220ZM220 214H219V215H220ZM231 214H232V213H231ZM258 214H256V216H258ZM263 214H264V213H263ZM263 214H262V216H261L262 218H264V217H263ZM17 215H18V214H17ZM25 215H26V214H25ZM38 215H39V214H38ZM38 215H37V216H38ZM105 215H106V214H105ZM127 215H126V216H127ZM138 215H139V214H138ZM143 215H144V214H143ZM154 215H155V214H154ZM160 215H161V214H160ZM162 215H161V218H162ZM172 215H173V214H171V216H172ZM184 215L187 216L186 213H185ZM184 215H182L180 218H183ZM197 215H198V213H197ZM199 215L201 216V214H199ZM204 215L207 216V214H204ZM224 215H223V216H220V217L223 218V217H225ZM232 215H233V217H235V215H238V214L235 213V214H232ZM240 215H241V214H240ZM245 215H246V214H245ZM250 215H251V214H250ZM250 215H249V216H250ZM27 216H28V215H27ZM35 216H36V215H35ZM44 216H47V215H44ZM52 216L54 217V213L52 214ZM52 216H50V217L52 218ZM92 216H93V215H92ZM95 216H96V215H95ZM116 216L113 217V215H112V218H114V220H115V219H117ZM131 216H132V218H131ZM140 216H141V214H140ZM168 216H170L169 213H168ZM186 216H185V217H186ZM190 216H191V215H189V217H190ZM192 216H193V215H192ZM194 216H195V215H194ZM200 216H199V217H200ZM226 216H227V215H226ZM238 216H239V215H238ZM243 216H244V215H243ZM247 216H248V215H247ZM40 217L38 216L37 218H40ZM48 217H49V215L47 216V219H48ZM74 217H73V218H74ZM77 217H78V216H76V218H77ZM100 217H101V216H100ZM100 217H99V218H100ZM103 217H104V216H103ZM124 217H123L122 219L120 218V221H121V222H122V220L125 219ZM154 217H155V216H154ZM157 217H158V215H157ZM189 217H186V218H184V219H187V218H189ZM195 217H196V216H195ZM208 217H210V216L208 215ZM25 218H26V217H25ZM27 218H28V217H27ZM41 218H42V217H41ZM90 218H91V217H90ZM90 218L87 219V220H88L87 222H89ZM92 218H93V217H92ZM106 218H107V217H106ZM112 218H110L112 221H110L109 218H107V219L101 218V219H100V220H103V219H104V221H102L101 224L103 223V226L106 225L105 227H103V229L105 228V231H106V229L108 230V228H107L108 225H113V224H111V223H110V224H106L107 222L105 223V220H107V221L109 220V221L112 222V223H114V222L117 221V220L114 221ZM128 218H129V216H128ZM128 218L125 219V221L128 220ZM139 218L141 219L142 217H139ZM143 218H144V217H143ZM143 218H142V221H137V222H138L139 224H141V223H146L145 220H143ZM158 218H160V217H158ZM161 218H160V219H161ZM165 218H166V217H165ZM172 218H173V216H172ZM176 218H177V217H176ZM176 218H175V216H174V219H176ZM214 218H215V217H214ZM217 218H219V216H218ZM240 218H241V217H240ZM240 218H239V219L236 218V219L238 220L239 223H240ZM243 218H244V217H243ZM243 218H242V219H243ZM246 218H248V217H246ZM9 219H11V221H10ZM20 219H21V216H20ZM22 219H23V217H22ZM54 219H55V218H54ZM81 219H80V220H81ZM97 219H98V217H97ZM152 219L154 220V218H152V217H151L150 219L147 218L146 221L148 222V220H150V222H151ZM155 219H157V218H155ZM170 219H171V218H170ZM178 219H179V218H178ZM178 219H177V220H178ZM191 219H192V218H191ZM191 219L189 218V219H187V221L189 220V222L191 223V221H190ZM193 219H194V218H193ZM197 219H198V218H195L196 221H197ZM200 219H201V218H200ZM202 219L204 220L205 218L202 217ZM202 219H201V221H202ZM220 219H221V218H220ZM227 219H228V216H227ZM242 219H241V220H242ZM249 219H250V218H249ZM249 219H248V220H249ZM256 219H257V218H256ZM256 219H255V220H256ZM0 220H1V218H0ZM2 220L0 221L1 223L3 222ZM33 220L36 221L35 219H33ZM37 220H38V219H37ZM52 220H53V219H52ZM78 220H79V219H77V220L75 219V221H78ZM80 220H79V221H80ZM94 220H95V219L92 220L93 223H94ZM98 220H99V219H98ZM100 220H99V221H100ZM213 220H214V219H213ZM215 220H216V219H215ZM217 220H218V219H217ZM224 220H225V219H223V222H224ZM237 220H236V222H237ZM243 220H244V219H243ZM243 220H242V221H243ZM251 220H253V219H251ZM19 221H20V220H17V221H16L17 223H15V224H16V226H21V227H22V225H19V224H18ZM21 221H22V220H21ZM21 221L19 222L20 224L23 222V221H22V222H21ZM28 221H30V219H29ZM28 221H27V222H28ZM39 221H41V220L39 219ZM49 221H50V220H49ZM49 221H48V222H49ZM55 221H57V220H55ZM55 221H54V222H55ZM67 221H68V220H67ZM70 221L72 222L73 219H70ZM70 221H68V222L64 221L63 223H64V224H68V225H69V224L72 225V224H74V222H75V221H73L72 224H71ZM90 221H91V220H90ZM95 221H96V220H95ZM99 221H98V222H99ZM143 221H144V222H143ZM166 221H168V218H167ZM181 221H182V219H181ZM181 221L179 220L180 223H181ZM201 221H200V222H201ZM208 221H210V220L208 219ZM220 221L222 222V220H220ZM228 221H229V219H228ZM242 221H241V223H242ZM249 221H250V220H249ZM69 222H70V223H69ZM83 222H84V221H83ZM92 222H91V223H92ZM128 222H129V221H128ZM128 222H127V223H128ZM152 222H154V221H152ZM152 222H151V224H152ZM185 222H186V221H185ZM193 222H194V221H193ZM198 222H199V221H198ZM206 222H207V221H206ZM216 222H217V221H216ZM218 222H219V221H218ZM231 222H232V221H231ZM243 222H244V221H243ZM247 222H248V221H247ZM32 223H33V222H32ZM58 223H59V222H58ZM60 223H62V221H61ZM63 223H62V224H63ZM75 223H76V222H75ZM79 223H80V222H79ZM84 223L86 224V222H84ZM89 223H90V222H89ZM89 223H88V224H89ZM104 223H105V225H104ZM130 223H131V222H130ZM133 223H135V222H133ZM156 223H158V222L156 221ZM156 223H154V224H156ZM159 223H160V225H161V223H162L161 220L159 221ZM164 223H166V222H164ZM164 223H162V224H164ZM172 223H173V222H172ZM172 223H171V224H172ZM203 223H204V222H203ZM211 223H212V221H211ZM213 223H214V222H213ZM245 223H246V222H245ZM245 223H244V224H245ZM251 223H252V221H251ZM258 223H259V222H258ZM260 223H261V222H260ZM263 223H264V221H263ZM2 224H3V223H2ZM15 224L13 223V225L11 226V228L13 227L12 229L15 228V230H18L19 228H21V227H18V228L16 229ZM26 224H27V223H24V225H26ZM55 224H56V223H55ZM64 224H63V225H64ZM76 224H78V222H77ZM76 224H75V225H76ZM81 224H83V223H80V225H81ZM88 224H87V225H88ZM95 224H96V223H95ZM114 224H115V223H114ZM123 224L125 225L124 222H123ZM169 224H170V223H169ZM171 224H170V227L173 225V224H172V225H171ZM194 224H195V223H194ZM205 224H206V223H205ZM214 224H215V223H214ZM220 224H221V223H220ZM253 224L255 225V223H252V225H253ZM256 224H257V223H256ZM27 225H28V224H27ZM37 225H38V224H37ZM37 225H36V226H37ZM40 225H42V224H40ZM40 225H39V226H40ZM49 225H51V224H49ZM49 225H48V227H50ZM60 225H61V224H60ZM60 225L58 224V226H60ZM63 225H61L62 228H63V227L69 228V227H67L68 225H67V226H63ZM78 225H79V224H78ZM83 225H84V224H83ZM87 225H86V226H87ZM93 225H94V224H93ZM97 225H98V224H97ZM128 225L130 226L129 223L127 224V226H128ZM175 225H176V224H175ZM178 225H179V224H178ZM178 225H177V226H178ZM180 225H182V224H180ZM187 225H189V224H187ZM195 225H202V224H195ZM209 225H210V224H209ZM212 225H213V224L210 225V226H211L210 229H213V228H216V227H217V226H216V227H212ZM216 225H217V224H216ZM218 225H219V224H218ZM227 225H228V224H227ZM242 225H243V224H242ZM245 225H246V224H245ZM247 225H248V224H247ZM258 225H259V224H258ZM258 225H256V226H258ZM260 225H262V224H260ZM260 225H259V226H260ZM0 226H1V225H0ZM14 226H15V227H14ZM44 226H45V225H44ZM58 226H57V227H58ZM76 226H77V225H76ZM99 226H100V225H99ZM99 226H98V227H99ZM115 226H117V225H115ZM131 226H132V225H131ZM134 226H135V224H133V228H134ZM138 226H139V225H138ZM161 226H162V225H161ZM173 226H174V225H173ZM193 226H194V225H193ZM222 226H223V225H222ZM224 226H226V224H224ZM9 227H10V226H9ZM9 227H7V228H9ZM32 227H33V226H32ZM37 227H38V226H37ZM48 227H47V229H45L46 231H47V230L49 231ZM77 227H78V226H77ZM89 227H90V226H89ZM92 227H93V226L91 225V229H93ZM98 227H97V228L94 227V228L96 229V231H97L101 226H100L99 228H98ZM108 227L111 229L110 226H108ZM121 227H122V229L120 230V228H119L120 231H118V232H120V233H118L119 235H123V234H125L126 231L128 232L129 227H126V228H125V232H124V233H123L122 231H124L123 228H124L125 226H124V227L121 226ZM146 227H147V226H146ZM157 227H158V226H157ZM165 227H167V226H165ZM170 227H169V229H170ZM179 227H180V226H179ZM179 227H177V229H178ZM185 227H187V226H185ZM201 227H202V226H201ZM226 227H227V226H226ZM237 227H238V226H237ZM242 227H244V226H242ZM247 227H248V226H247ZM252 227H253V226H252ZM254 227H255V226H254ZM260 227H262V226H260ZM11 228H9V229L11 230ZM35 228H36V227H35ZM70 228H71V227H70ZM79 228H80V227H79ZM83 228H84V227H83ZM87 228H88V226H87ZM131 228H132V227H130V229H131ZM137 228H138V227H137ZM155 228H156V227H155ZM160 228H161V227H160ZM174 228H175V227H174ZM192 228H193V229L191 230V232H193V230L195 229L194 227H192ZM204 228L207 229V228H209V226L207 227V225H206V226H204ZM217 228H218V229H221V228H219V226H218ZM250 228H251V226H250ZM250 228L248 227V230H249ZM256 228H257V227H256ZM50 229H51V227H50ZM57 229H59V228H57ZM63 229H64V228H63ZM88 229H89V228H88ZM88 229H86V230H88ZM95 229H94V230H95ZM135 229H136V228H135ZM148 229H149V228H148ZM148 229H147V230H148ZM161 229H165V231H167V230H166L167 228H164V226H162ZM169 229H168V230H169ZM184 229H186V228H184ZM197 229H198V227H197ZM202 229H203V227L200 229L201 232H203ZM237 229H239V234H240V228H237ZM244 229H245V228H244ZM251 229H252V228H251ZM251 229H250V230H251ZM258 229H259V228H258ZM261 229H262V228H261ZM10 230H8V231H10ZM15 230H11V231H14V232H15ZM21 230H22V228H21ZM21 230H18V232H21ZM68 230H69V229H68ZM76 230H77V228H76ZM89 230H90V229H89ZM94 230H91V231H90L91 234H92V232H93ZM114 230H115V229H114ZM131 230H132V229H131ZM133 230H134V229H133ZM133 230H132V231H133ZM175 230H176V229H174V231H175ZM181 230H182V228H181ZM200 230H199V231H200ZM216 230H217V229H216ZM228 230H229V228H228ZM235 230H236V229H235ZM25 231H26V234L28 235V237H29V235L31 236V234L34 233V232H32V231H31V232H32L31 234H29V232L27 233V230H26V228H25L24 232H22L23 235H25ZM33 231H34V230H33ZM43 231H44V230H43ZM46 231H44V232H46ZM70 231H72V230H70ZM81 231H82V230H81ZM84 231H85V230H84ZM103 231H104V230H103ZM108 231H109V230H108ZM148 231H149V230H148ZM163 231H164V230H163ZM172 231H173V229H172ZM172 231H171V232H172ZM178 231H179V229L177 230V232H178ZM214 231H215V230H214ZM221 231H222V229H221ZM225 231H226V230L224 229L223 232H225ZM230 231H231V230H230ZM253 231H255V228H254V230L252 229V232H253ZM0 232H1V231H0ZM2 232H4V231H2ZM5 232H7V231L5 230ZM5 232H4V233H5ZM18 232H17V233H18ZM49 232H51V235H52L53 231H49ZM55 232H56V230H55ZM59 232H60V231H59ZM68 232H69V231H68ZM72 232H73V231H72ZM78 232H79V229H78ZM99 232H100V230H99ZM110 232H111V231H110ZM145 232H146V231H145ZM183 232H184V231L182 230V233H183ZM191 232H190V233H191ZM196 232H197V231H196ZM206 232H207V231H206ZM206 232L204 231V233H206ZM217 232H219V231H217ZM242 232H244L243 235H245V231L242 230ZM248 232H249V231H248ZM258 232H259V231H258ZM261 232H262V230H261ZM4 233H3V234H4ZM11 233H12V232H11ZM11 233H9V235H10ZM41 233H42V232H41ZM76 233H77V231H75V235H76ZM80 233H81V232H80ZM80 233H79V234H80ZM82 233H83V231H82ZM94 233H95V232H94ZM96 233H97V232H96ZM96 233H95V235H96ZM100 233H103V232H100ZM111 233L113 234V232H111ZM116 233H117V230L115 231V235H114V234L112 235V234H110V233L108 234V232H107L108 236L110 237V236L112 235L113 239H115L114 236H116V235H117V237L119 236V235L116 234ZM122 233H123V234H122ZM136 233H137V236L140 238L141 235H138L140 232H134L133 234L136 235ZM182 233H181L180 235H182ZM186 233H187V232L184 233V234H185V237L188 236V234H186ZM188 233H189V231H188ZM193 233H195V232H193ZM193 233H191V234H193ZM204 233H203V236L205 237L206 234L204 235ZM210 233H211V234H210V236H211V235H212V232H210ZM221 233H222V232H221ZM228 233H229V231H228ZM234 233H235V232H234ZM253 233H254V232H253ZM253 233H252V234H253ZM255 233H256V231H255ZM3 234H1V236H2ZM14 234L16 235V233H13V234H11V235H14ZM20 234H21V233H20ZM37 234H38V231H37ZM59 234H60V233H59ZM61 234H62V233H61ZM69 234H71V233H69ZM79 234H78V236H79ZM87 234H88V233H87ZM98 234H99V233H98ZM107 234H105L104 236L108 237ZM129 234H130V236H132V233H131V232H129ZM129 234H128V235H129ZM143 234H146V233H143ZM150 234H151V233H150ZM174 234H176V233H174ZM178 234H179V233H178ZM184 234H183V235H184ZM198 234H199V233H198ZM213 234H214V233H213ZM225 234H226V233H225ZM239 234H236V236L239 235ZM241 234H242V233H241ZM241 234H240V235H241ZM246 234H248V233H246ZM250 234H251V233H249V235H250ZM258 234H259V233H258ZM5 235H8V233H5ZM11 235H10V236H11ZM15 235L12 236V237H9V236L4 237V236H3L1 242H4V239H5V238H6L5 240H7V242H9V240H10L11 238L14 239V237H17V236H15ZM44 235H45V234H44ZM51 235H49V236L46 235V236H47L46 238L50 237ZM64 235H65V234H62L61 236H64ZM93 235H94V234H93ZM147 235H148V234H147ZM151 235L153 236V234H151ZM169 235H172V233H170ZM189 235H190V234H189ZM195 235H196V234H195ZM200 235H202V233L199 234V236L197 237L198 240L200 239V238H199ZM217 235H218V234H217ZM220 235H221V234H220ZM227 235H228V234H227ZM256 235H257V233H256ZM256 235H255V237L257 238L258 235H257V236H256ZM259 235H260V234H259ZM25 236H26V235H25ZM25 236H22V238L25 237ZM33 236H35V238H34V237L31 238L32 240L40 237V236H36V234L33 235ZM52 236H53V235H52ZM59 236H60V235H59ZM61 236H60V237H61ZM71 236L74 237L73 235H71ZM81 236H86V234H84V235L81 234ZM96 236L98 237V235H96ZM100 236H101V235H100ZM123 236H124V235H123ZM158 236H159V235H158ZM175 236H178V237H179V235H175ZM175 236H173V237L176 238L177 240H178V239L180 240V239L183 238V237H181V238H180V237L177 238V237H175ZM191 236H192V235H191ZM191 236H189V237H191ZM193 236H194V235H193ZM206 236H207V235H206ZM215 236H216V235H215ZM218 236H219V235H218ZM218 236H217V237H218ZM222 236H223V235H222ZM222 236H221V237H222ZM228 236H229V235H228ZM232 236H233V235H232ZM245 236H246V235H245ZM245 236H244V237H245ZM8 237H9V238H8ZM18 237H19V236H18ZM41 237H42V236H41ZM65 237H66V235H65ZM65 237H63V238H65ZM89 237H92V235L90 236V233L88 234V238H89ZM106 237H104V238H106ZM112 237H110V238H112ZM135 237H136V236H135ZM138 237L135 238V241H138V240H136ZM149 237H151V236L149 235ZM189 237L187 238V240H189ZM221 237H220V238H221ZM225 237H226V236H225ZM229 237L232 238L231 236H229ZM233 237H234V236H233ZM238 237H239V236H238ZM244 237H243V238H244ZM255 237H253V240H254ZM7 238H8L9 240H8ZM26 238H27V237H26ZM26 238H25V240H28V239H26ZM43 238H44V237H43ZM43 238H40V239L42 240ZM52 238H53V237H51L50 239H52ZM85 238H86V237H85ZM85 238H84V239H85ZM100 238H101V237H100ZM110 238H109V239L107 238V239L111 241ZM118 238H121V237H118ZM130 238H131V237H130ZM146 238H147V237H146ZM146 238H145V241H141V242H145V243H146V241H147ZM155 238H156V237H155ZM169 238H170V237H169ZM193 238H194V237H191V239H193ZM209 238H210V237H209ZM209 238H208V239H209ZM220 238H219V240H220ZM246 238H247V236H246ZM251 238H252V237H251ZM256 238H255V239H256ZM12 239H11V240H12ZM20 239H21V238H20ZM79 239H80V237L78 238V240H77V239H76V240H77V241H80ZM82 239H83V238H82ZM98 239H99V238H98ZM98 239H97V240H98ZM107 239H106V240H107ZM150 239H152V237H151ZM167 239H168V238H167ZM171 239H172V238H171ZM171 239H170V242L172 241ZM185 239H186V238H185ZM185 239H184V241H185ZM202 239H203V238H202ZM206 239H207V238H206ZM226 239H227V238H226ZM249 239H250V238H249ZM257 239H260V238H257ZM15 240H16V239H15ZM17 240H18V239H17ZM32 240H31V243L34 241V240H33V241H32ZM37 240H38V239H37ZM56 240H57V239H56ZM69 240H70V238H69ZM71 240H72V239H71ZM74 240H75V239H73V243H74ZM76 240H75V241H76ZM90 240H91V239H90ZM90 240L88 239V241H90ZM97 240H96V241H97ZM122 240H123V239H122ZM122 240H121V241H122ZM125 240H126V239H125ZM125 240H123V241H125ZM141 240H142V239H141ZM152 240H153V239H152ZM155 240H156V239H154V241H155ZM177 240H174V241L176 242ZM215 240H216V239H215ZM219 240H218V243H219ZM224 240H225V239H224ZM231 240H232V239H231ZM239 240H243V239L239 238ZM253 240L251 241L252 244H254V243L257 241V240H256V241H253ZM260 240H261V239H260ZM58 241L61 243L60 240H58ZM58 241H55V243L57 242V244H58V243H59ZM67 241H68V240H67ZM67 241H65L66 244H67ZM84 241H86V239H85ZM91 241H93V240H91ZM96 241H95V243H96ZM100 241H102V239H101ZM103 241H104V240H103ZM110 241H109V242H110ZM113 241H114V240H113ZM117 241H118V239H117ZM117 241H116V242H117ZM123 241H122L121 244L124 243ZM126 241H127V240H126ZM128 241L131 243V241H132V242L134 241V238H133V240L130 241V239H129ZM139 241H140V239H139ZM156 241H157V240H156ZM163 241H164V240H162V243H160L159 241H157V242H159V243L162 245V244H163ZM165 241H166V240H165ZM180 241H181V240H180ZM189 241H190V240H189ZM194 241H195V240H194ZM200 241H202V240H200ZM205 241H206V240H205ZM211 241H213V238H212ZM221 241H222V240H221ZM228 241H229V240H228ZM228 241H227V242H228ZM247 241H248V240H246V242H247ZM262 241H264L263 238H262ZM5 242H6V241H5ZM5 242H4V243H5ZM10 242H12V241H10ZM13 242H14V241H13ZM29 242H30V240H29ZM35 242H36V241H34L33 243H35ZM38 242H39V241H38ZM40 242H41V241H40ZM45 242H46V241H45ZM49 242H50V241H49ZM62 242H63V241H62ZM105 242L107 243V241H105ZM168 242H169V241H168ZM170 242H169V244H170ZM190 242H191V241H190ZM222 242H223V241H222ZM227 242H225V243H226V246H227ZM233 242H234V241H233ZM235 242H236V239H235ZM246 242H245V243H246ZM251 242H250V243H251ZM253 242H254V243H253ZM257 242H258V241H257ZM260 242H261V241H260ZM260 242H258V245L260 244ZM4 243H3V244H4ZM17 243H18V242L16 241V244H17ZM23 243H25V242L23 241ZM23 243H22V244H23ZM26 243H27V242H26ZM26 243H25V245H26ZM50 243H51V242H50ZM60 243H59V244H60ZM79 243H81V242H78V244H79ZM84 243H87V242H84ZM84 243H83V244H84ZM95 243H94V244H95ZM98 243H99V242H98ZM106 243H105V244H106ZM134 243H135V242H134ZM136 243H138V242H136ZM165 243H166V242H165ZM171 243L173 244V241H172ZM192 243H193V244L195 243V245H197V244H196L197 241H195V242H191V244H192ZM211 243L215 244L216 242H215V243H214V242H211ZM211 243H210V244H211ZM228 243H230V241H229ZM3 244H0V247H1ZM10 244H11V243H10ZM14 244H15V243H14ZM16 244H15L14 246L17 247ZM19 244H21V243H19ZM28 244H29V243H27V245H28ZM38 244H39V243H38ZM38 244H37V245H38ZM47 244H48V246L50 245L49 243H47ZM57 244H55L56 246H54V244H53V247H54L55 249H56V247L59 245V244H58V245H57ZM62 244H63V243H62ZM74 244H75V246H72V247H71V245H70L69 247H71V249H72L73 247H75V248H76V251H78V250L80 251V248H79L78 250H77V248H78V246L81 247V246H82V245H81L82 243L79 244L77 247H76V243H74ZM90 244H91V243H90ZM94 244H92V245H94ZM112 244H113V243H112ZM112 244H111V246L109 245V247H108L107 250H109L110 248H112V247L115 246V244H114V246H112ZM131 244H132V243H131ZM172 244H171V245H172ZM187 244H188V243H187ZM187 244H186V245H187ZM216 244H217V243H216ZM216 244H215V246H216ZM221 244L224 245V243H221ZM235 244L237 245V243H235ZM246 244H247V243H246ZM252 244H247V245H252ZM256 244H257V243H256ZM262 244H263V243H262ZM7 245H8V244H7ZM7 245H5V246H7ZM23 245H24V244H23ZM29 245H31V244H29ZM35 245H36V244H35ZM37 245H36V246H37ZM92 245H91V246H92ZM103 245H104V243H103ZM116 245H117V244H116ZM119 245H120V244H119ZM123 245H124V247H125V245H128V244H123ZM132 245H133V244H132ZM161 245H160V246H161ZM166 245H168V243H166ZM171 245H169V246H171ZM177 245H179V244L177 243ZM204 245H206V244H204ZM204 245H201V246H204ZM208 245H209V244H208ZM208 245H207L206 247H208ZM217 245H219V244H217ZM232 245L234 246V244H232ZM238 245H239V242H238ZM244 245H245V244H244ZM247 245H246V246H247ZM258 245H257V246H258ZM263 245H264V244H263ZM5 246H4V247H5ZM31 246H32V245H31ZM36 246H35V247H36ZM59 246H61V244H60ZM63 246H64V245H62L61 248H62ZM104 246H105V245H104ZM133 246H134V245H133ZM138 246H141V244L139 245V243H138ZM164 246H165V245H164ZM172 246H173V245H172ZM175 246H176V245H175ZM175 246H173V247H175ZM183 246H185V245L183 244ZM229 246H230V245H229ZM2 247H3V246H2ZM7 247L10 248V249H14V250H16V251L13 250V251L15 252V256H16L17 252H18V254L21 253V252L23 253V251H22V250H23V249H22L23 246H22V247L20 246L22 250H19V251H21V252L17 251L18 248L15 249L14 247H12V245H11V246L9 245V246H7ZM25 247H27V246H25ZM35 247L33 246L32 248H35ZM46 247H47V246H46ZM49 247H50V246H49ZM49 247H47L46 249H49ZM65 247H67V246H65ZM65 247H64V248H65ZM87 247H88V246H87ZM96 247H97V246H96ZM126 247H127V246H126ZM153 247H155V246H153ZM161 247H162V246H161ZM161 247H159V248H161ZM242 247H243V246H242ZM242 247H241V248H242ZM247 247H248V246H247ZM259 247H260V246H259ZM5 248H6V247H5ZM5 248H0V250L5 249ZM8 248H6V250H7ZM23 248H24V247H23ZM27 248H28V247H27ZM32 248H31V249H32ZM59 248H60V247H59ZM104 248H105V247L102 248V246H101V249L104 250ZM106 248H107V246H106ZM135 248H136V246H135ZM139 248H140V247H139ZM141 248H144V249H145L146 247H145V246H144V247L141 246ZM148 248H149V247H148ZM148 248H147V249H148ZM151 248H152V247H151ZM162 248H163V247H162ZM164 248H166V247H164ZM167 248H168V246H167ZM170 248H171V247H170ZM170 248H169V249H170ZM178 248H179V247H178ZM191 248H192V246H191ZM195 248H197V251H198V249L201 248V247L199 246V247H195ZM210 248H211V247H210ZM232 248H233V247H232ZM238 248H239V247H238ZM263 248H264V246H263ZM25 249H26V248H25ZM28 249H30V246H29ZM40 249H41V247H40ZM71 249H69V250H70V253H71V251H75V249H74V250H71ZM101 249H100V250H101ZM113 249H114V248H113ZM115 249H117V248H115ZM147 249H145V250H147ZM189 249H190V248H188V250H189ZM204 249H205V248H204ZM204 249H203V250H204ZM206 249H207V248H206ZM220 249H221V247H220ZM250 249H251V247H250ZM253 249H254V248H253ZM261 249H262V248H261ZM6 250H5V251H6ZM26 250H27V249H26ZM26 250L24 251L25 253H26ZM43 250H44V249H43V247H42L41 253H44V252H42ZM56 250H57V249H56ZM56 250H55V252H56ZM62 250H63V249H62ZM67 250H68V249H67ZM93 250H94V249H93ZM97 250H98V249H96V251H97ZM103 250L100 251V253H101V254L99 253L100 255H103V254L107 251V250H106L105 252H103ZM123 250H124V249H123ZM129 250L131 251L132 249H129ZM133 250H135V249L133 248ZM136 250H137V249H136ZM136 250H135V251H136ZM162 250H163V249H162ZM162 250L159 251V252H158V250H157V252H158L159 254L162 252L163 254H160V255L163 256L164 258L168 259L167 257L170 256V255L167 256V254H168V250H167V252H166L165 254H164V251H165V250H164V251H162ZM176 250H177V249H176ZM192 250H193V249H192ZM214 250H216V249L214 248ZM218 250H219V248H218ZM218 250H217V251H218ZM228 250H230V249H228ZM234 250H235V247H234ZM2 251H3V250H2ZM8 251H9V249H8L6 252H8ZM32 251H34V250H32ZM39 251H40V250H39ZM39 251H38L37 253L40 254ZM96 251H95V252H96ZM98 251H99V250H98ZM109 251H110V250H109ZM111 251H112V249H111ZM115 251H116V250H114V252H115ZM118 251H119V249H118ZM130 251L128 252V251L126 250V251H123V252L121 251V252H122L123 254H125L126 252L131 253ZM147 251H148V252H147ZM147 251H144V252H143V250H142L143 253H146V252H147V254H148L149 251H151V249H150V250H147ZM170 251H171V250H170ZM170 251H169V252H170ZM197 251H196V252H197ZM209 251H210V250H209ZM219 251H220V250H219ZM219 251H218V252H219ZM221 251H222V250H221ZM224 251H225V250H224ZM254 251H256V249H255ZM10 252L12 253V251H10ZM10 252H9V253H10ZM27 252H29V251H27ZM45 252H46V251H45ZM50 252H51V251H50ZM57 252H58V251H57ZM60 252H61V253H60ZM80 252H81V251H80ZM84 252H86V251H84ZM84 252H83V253H84ZM87 252H88V251H87ZM90 252H91V251H90ZM90 252H89V253H90ZM114 252H113V254H115ZM116 252H117V251H116ZM121 252H120V253H121ZM136 252H137V251H136ZM153 252H154V250H153ZM153 252H152V253H153ZM157 252H155V253H157ZM171 252H172V251H171ZM186 252H187V251H186ZM186 252H185V254H186ZM189 252H190V251H189ZM196 252L194 251V252H193L194 254H193L192 252H191V254L188 253V254H189L188 256H191V258H190L191 261H192V256H193V255H196V254H195ZM199 252H200V251H199ZM199 252H198V253H199ZM202 252H203V251H202ZM207 252H208V250H207ZM212 252H213V250H212ZM226 252H227V251H226ZM226 252H225V253H226ZM256 252L259 253V250L256 251ZM22 253H21V255H22ZM25 253H24V255H25ZM34 253L36 254V252H34ZM58 253H60V254L62 255L63 252H62V251H59ZM68 253H69V252H68ZM68 253H66V252L63 253V254H65V256H63V255L61 256V257H62V258H60V259H62L61 261H63V259L66 260V258H67V257H66V256H67L66 254H68ZM70 253H69V255H73V254H70ZM81 253H82V252H81ZM102 253H103V254H102ZM122 253H121V255H122ZM134 253H135V252H134ZM143 253H141V254H143ZM155 253H154V254H155ZM179 253H180V252H179ZM179 253L176 252V253H174V254L177 256V254H179ZM200 253H201V252H200ZM210 253H211V252H209V255H214V254H215V252H213V254H210ZM221 253H224V252H219V254H221ZM252 253L254 254V252H252ZM2 254H4V253H2ZM39 254H37V256H36L35 259H37V257H38ZM60 254H57V255H60ZM78 254H79V252H78ZM78 254H77V255H78ZM85 254H86V253H84V255H85ZM87 254H88V253H87ZM91 254H92V253H90V255H91ZM96 254H98V253H96ZM96 254L93 252V255H91V256H96ZM105 254H107V253H105ZM113 254H111V255H107V256H110V257H111ZM116 254H117V253H116ZM141 254H140V253L138 254V252H137L136 255H141ZM149 254L151 255V253H149ZM149 254H148V255H149ZM169 254H170V253H169ZM172 254H173V253H172ZM172 254H171V256H172ZM174 254H173V255H174ZM180 254H182V253H180ZM201 254H202V253H201ZM201 254H200V256H201ZM205 254H207V253L204 252L203 255H205ZM228 254H229V253H228ZM230 254H231V253H230ZM230 254H229V256H230V257H229V260L231 259V255H232V254H231V255H230ZM9 255H10V254H9ZM9 255H8V256L6 255V256L9 257ZM24 255H23V257H24ZM27 255H28V253L26 254V256H27ZM29 255H31V254L29 253ZM41 255H42V254H41ZM41 255H40V256H41ZM74 255H75V254H74ZM82 255H83V254H82ZM82 255H81V256H82ZM129 255H130V254H129ZM129 255H128V256H129ZM136 255H135V256H136ZM160 255H158V256H160ZM182 255H183V254H182ZM216 255L218 256V254H216ZM224 255H225V254H224ZM233 255H234V254H233ZM236 255H237V253H236L234 256H236ZM10 256L13 257V253H12ZM18 256H20V254H19ZM32 256H33V255H32ZM32 256H28V258L31 257V259H32ZM34 256H35V255H34ZM40 256H39V258H40ZM81 256H80V257H81ZM85 256H87V255H85ZM85 256H84V257H85ZM88 256H89V255H88ZM88 256H87V257H88ZM98 256H99V255H98ZM113 256H114V255H113ZM113 256H112V257H113ZM115 256H116V255H115ZM115 256H114V260H116V262H117V259H118V258H116ZM131 256H132V255H131ZM142 256H143V255H142ZM142 256H141V257H142ZM152 256H153V254H152ZM165 256H166V257H165ZM196 256H197V255H196ZM196 256H195V257H196ZM205 256H206V255H205ZM207 256H208V255H207ZM217 256H216V257H217ZM226 256H227V255H226ZM226 256H225V257H226ZM240 256H241V261H242V259H243L242 257H243V256H242L241 254H240ZM245 256L249 257L250 255H249V256H248V255H245ZM251 256H252V254H251ZM253 256H254V255H253ZM253 256H252V257H253ZM255 256H256V255H255ZM11 257H10V258H11ZM68 257H69V256H68ZM78 257H79V255H78ZM84 257H83V258H84ZM87 257H86V258H87ZM99 257H100V256H99ZM110 257H109V259H110ZM112 257H111V259H112ZM124 257H127V255H125ZM137 257H138V256H137ZM137 257H134V260H135V258H137ZM163 257H162V258H163ZM174 257H175V256H174ZM180 257H181V255L179 256V258H180ZM193 257H194V256H193ZM195 257H194V258H195ZM209 257H211V256H209ZM222 257H223V255H222ZM263 257H264V256H262V258H263ZM3 258H4V257H3ZM39 258H38V260H37V263H38L39 260H40ZM48 258H49V257H47V259H48ZM57 258H58V257H57ZM89 258H90V260L92 259V257H88V259H89ZM101 258L104 259L103 256H101ZM138 258H139V257H138ZM138 258H137V259H138ZM143 258H144V257H143ZM143 258H139V259H143ZM147 258H148V257H147ZM147 258H146V259L144 258V260H147ZM152 258H153V257H152ZM152 258H150V260H151ZM175 258H176V257H175ZM183 258H184V257H183ZM194 258H193V260H194ZM196 258H197V257H196ZM198 258H199V256H198ZM218 258H219V257H218ZM232 258H233V257H232ZM249 258H251V257H249ZM249 258H248V259H249ZM256 258H260L259 255H257ZM18 259H20V257H19V258L17 257V259L15 258V262H16L15 264H17ZM41 259H42V258H41ZM49 259H51V258H49ZM52 259H53V258H52ZM55 259H56V258H55ZM60 259L58 258L59 261H60ZM68 259H69V258H68ZM78 259H79V258H78ZM105 259H106V258H105ZM105 259H104V260H105ZM107 259H108V258H107ZM111 259H110V261H111ZM121 259H122V261H123V259L126 260V258H120V261H121ZM153 259H154V258H153ZM177 259H178V258H177ZM181 259H182V257H181ZM185 259H186V258H185ZM188 259H189V258H188ZM212 259H213V258H212ZM223 259H224V258H222V260H223ZM227 259H228V256H227ZM227 259H226V260H227ZM248 259H247V260H248ZM7 260H8V259H7ZM7 260H6V261H7ZM16 260H17V261H16ZM28 260L30 261V258H29ZM32 260H33V259H32ZM32 260H31V261H32ZM56 260H57V259H56ZM80 260H83V259L80 258ZM94 260H95V257L93 258V261H94ZM97 260H100V259L97 258ZM129 260H131V259H129ZM134 260H133V261H134ZM201 260H202V259H201ZM203 260H204V259H203ZM215 260H216V258H215ZM234 260L237 262V260H239V259L237 258V259H234ZM2 261H3V260H2ZM12 261H13V260H12ZM22 261H23V260H22ZM44 261H45V260H44ZM52 261H54V259H53ZM52 261H51V262H52ZM59 261H55V263L58 262L57 264H59ZM84 261H85V260H84ZM84 261H83V262H84ZM107 261H108V260H107ZM112 261H113V259H112ZM126 261H127V260H126ZM126 261H125V263H126ZM153 261H154V260H153ZM183 261H184V260H183ZM186 261H187V260H186ZM188 261H189V260H188ZM198 261H199V260H198ZM198 261H196V262H198ZM207 261H210V260H207ZM230 261H231V260H230ZM243 261H244V260H243ZM263 261H264V260H263ZM13 262H14V261H13ZM18 262H19V261H18ZM46 262H47V261H46ZM49 262H50V261H49ZM67 262H68V264L70 263L69 261H66V262H64V263H67ZM96 262H97V261H96ZM96 262H95V263H96ZM130 262H132V261H130ZM173 262H174V261H173ZM175 262H176V260H175ZM181 262H182V261H181ZM200 262H201V264H202V261H200ZM200 262H198V263H200ZM210 262L212 263V260H211ZM228 262H229V261H228ZM236 262H235V263H236ZM238 262H240V261H238ZM246 262H247V261H246ZM257 262H258V261H257ZM4 263H5V262H4ZM35 263H36V262H35ZM40 263H41V260H40ZM43 263H45V262H43ZM88 263H89V262H88ZM95 263H94V264H95ZM102 263H105V261L102 262ZM111 263L113 264V262H111ZM135 263H136V261H135ZM135 263H134V264H135ZM168 263H169V262H168ZM177 263H178V261H177ZM186 263H187V262H186ZM193 263H194V262H193ZM193 263H192V264H193ZM198 263H197V264H198ZM224 263H225V262H224ZM252 263H253V262H252ZM258 263L260 264V261H259ZM258 263H257V264H258ZM7 264H13V263L8 262ZM29 264H33V263H29ZM41 264H42V263H41ZM60 264H62V262H60ZM70 264H71V263H70ZM91 264H92V263H91ZM96 264H97V263H96ZM114 264H115V262H114ZM127 264H128V263H127ZM180 264H184V263H180ZM189 264H191V263H189ZM230 264H231V263H230ZM241 264H242V263H241ZM247 264H251V263H247ZM255 264H256V263H255Z\"/></svg>","mask_w":264,"mask_h":264}]
</instances>
